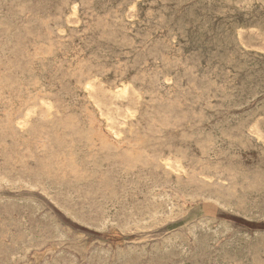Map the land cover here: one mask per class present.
Returning <instances> with one entry per match:
<instances>
[{"label":"rangeland","instance_id":"rangeland-1","mask_svg":"<svg viewBox=\"0 0 264 264\" xmlns=\"http://www.w3.org/2000/svg\"><path fill=\"white\" fill-rule=\"evenodd\" d=\"M0 0V264H264V0H29L34 1L33 4L28 0ZM40 1V2H39ZM57 1V2H56ZM70 1V2H69ZM95 1L97 3H95ZM132 1V2H131ZM178 1V2H177ZM180 1L183 3L181 5ZM192 3H191V2ZM215 3H213V2ZM217 1V3H216ZM229 1V2H228ZM241 1V2H239ZM242 1L244 3H242ZM3 2V3H2ZM5 2V3H4ZM13 2V4H12ZM22 7H20L21 5ZM23 4H22V3ZM28 4H27V3ZM43 2V3H42ZM49 4H48V3ZM63 2V3H62ZM84 2V3H83ZM87 2V3H86ZM103 2V3H102ZM112 4H111V3ZM123 2V3H122ZM151 2V3H150ZM158 5H154V3ZM158 2V3H157ZM161 2V3H159ZM168 2V3H167ZM206 2V3H205ZM211 2V4H210ZM232 4H231V3ZM236 4H235V3ZM10 5H9V4ZM45 3H47L45 5ZM59 3V4H58ZM72 3V4H71ZM73 3L77 10L75 14L72 13L71 7ZM77 3V4H76ZM91 3V4H90ZM107 3V4H106ZM120 3V4H119ZM129 3V4H127ZM131 3V4H130ZM141 3V5H140ZM143 3V4H142ZM174 3V4H173ZM177 3V4H175ZM203 3V4H202ZM208 3V4H207ZM221 3V4H219ZM224 3L226 5H224ZM231 6H227L229 4ZM249 3V5H248ZM12 4V6H11ZM28 6H27V5ZM41 4V5H40ZM100 4V5H99ZM112 6H111V5ZM118 4V5H117ZM152 4V5H150ZM164 4V5H163ZM172 4V5H170ZM198 6H197V5ZM206 4V5H205ZM213 4V6H212ZM219 6H218V5ZM235 4V5H233ZM251 4V5H250ZM259 6H258V5ZM261 4V5H260ZM17 5V6H16ZM32 5V6H31ZM49 5V6H48ZM68 5V7L66 6ZM71 5V6H70ZM78 5V6H77ZM149 5V6H148ZM166 5V6H165ZM169 5V6H167ZM185 5V7H184ZM204 5V6H203ZM241 9H240V7ZM246 5V6H244ZM4 6V7H3ZM46 6V7H45ZM70 6V7H69ZM94 6V7H93ZM102 6V7H100ZM122 6V8H121ZM140 6V7H139ZM157 6V7H156ZM201 6H203L201 8ZM223 6V7H222ZM236 6V8H235ZM7 7V9H6ZM19 9H18V8ZM32 7V8H31ZM48 7V8H47ZM57 11H56V8ZM67 9H65V8ZM99 7V8H98ZM107 7V8H106ZM116 7H118L116 11ZM120 7V9H119ZM130 7V8H129ZM153 7V8H152ZM165 7V8H164ZM170 9H169V8ZM207 7V8H204ZM209 7V8H208ZM211 7V8H210ZM232 7V8H231ZM234 7V8H233ZM244 7V8H243ZM252 7V8H251ZM261 7V8H260ZM18 10H17V9ZM22 8V9H20ZM28 10H26V9ZM107 10H106V9ZM112 8V11H111ZM125 8V9H124ZM143 8V9H142ZM147 8V13H146ZM164 8V9H163ZM174 8V9H173ZM186 8V9H185ZM221 8V9H220ZM238 8V9H237ZM246 8V9H245ZM13 9L17 12H14ZM38 9V10H37ZM61 9V10H60ZM92 9V10H90ZM97 9V10H96ZM100 9V10H99ZM104 11L102 12L101 11ZM124 9V10H123ZM132 9V11H131ZM151 11H150V10ZM172 9V10H171ZM181 9V10H180ZM204 9V10H203ZM251 12H249V10ZM253 9V11H252ZM261 9V10H260ZM5 10V11H4ZM7 10V11H6ZM42 10V11H41ZM64 10V11H63ZM97 12H96V11ZM130 10V12H129ZM134 10L136 11L134 12ZM177 11V13L175 11ZM183 10V11H182ZM191 10V11H190ZM201 10V11H200ZM206 10V11H205ZM209 10V11H208ZM212 10V11H211ZM218 10V11H217ZM228 10V12H227ZM246 10V12H245ZM34 11V12H33ZM39 15L37 14V12ZM49 11V12H48ZM99 11V12H98ZM122 11V12H121ZM150 11V14L148 13ZM156 11L157 14H154ZM160 11V14H159ZM166 11V12H165ZM169 11V12H168ZM194 11V12H193ZM198 11V12H197ZM225 13H224V12ZM6 12V14H5ZM12 12V13H10ZM21 14L19 15L18 14ZM44 12V13H43ZM55 12V13H54ZM96 12V13H95ZM117 12V13H116ZM121 12V14H120ZM129 12V13H128ZM141 12H144L142 15ZM192 12V13H191ZM203 12V13H202ZM212 12V14H211ZM219 14H218V13ZM260 12V13H258ZM47 13V14H46ZM51 13V14H50ZM84 13V15H83ZM94 13V14H93ZM107 13V14H106ZM127 13V15H126ZM133 13V14H132ZM152 13V15H151ZM165 13V14H164ZM167 13V15H166ZM190 13V14H189ZM239 13V14H238ZM243 13V14H241ZM258 13V14H257ZM11 14H13L11 16ZM37 14V15H36ZM43 14V15H42ZM77 14V15H76ZM86 14V15H85ZM99 14V15H98ZM105 16H104V15ZM120 14V15H119ZM125 14V15H124ZM149 14L150 18L145 17ZM188 14V15H187ZM203 14V15H202ZM216 14V15H215ZM3 15V16H2ZM19 15V17H17ZM26 15V16H25ZM35 15V16H34ZM51 15V16H50ZM71 15V16H69ZM129 15V16H128ZM133 15V16H132ZM174 15V16H172ZM179 15V16H178ZM181 15V16H180ZM210 15V16H209ZM222 15V16H221ZM5 16V18H4ZM15 16V17H14ZM22 16H25L22 17ZM38 16V18H36ZM46 18H45V17ZM75 16V19H74ZM86 16V17H85ZM101 16V17H100ZM106 16L108 18H106ZM121 16V18H120ZM124 19H123V17ZM127 16V18H126ZM132 16V17H131ZM163 18L159 19L158 18ZM164 16V17H162ZM170 16V18H169ZM178 16V19H177ZM186 16V17H185ZM191 16V17H190ZM198 16V17H197ZM205 16V18H204ZM224 16V17H223ZM8 17V18H7ZM10 17V18H9ZM40 17V18H39ZM49 17V18H48ZM73 17V19L71 18ZM120 19H119V18ZM130 17V18H128ZM141 17V18H139ZM167 17V18H166ZM174 17V18H173ZM181 17H183L181 19ZM190 17V18H189ZM12 18V19H11ZM15 18V20H13ZM22 18V20H21ZM32 18V19H31ZM43 18V19H42ZM46 20H45V19ZM60 18V19H59ZM134 18V19H133ZM155 18V19H154ZM167 20H166V19ZM187 20H185V19ZM197 18V19H196ZM203 18V20H202ZM246 18V19H244ZM260 18V19H259ZM4 19V20H3ZM9 19V20H8ZM36 19V20H35ZM70 19V20H69ZM72 19V20H71ZM114 19V20H113ZM117 19V20H116ZM138 19V20H137ZM140 19V20H139ZM152 19V20H150ZM171 19V20H170ZM174 19V20H173ZM190 19V20H189ZM17 20V21H16ZM25 20V21H24ZM35 20V22H33ZM104 20V21H103ZM109 20V22H107ZM116 20V21H115ZM119 20V21H118ZM123 20V22H122ZM145 22H141V21ZM148 20L150 22H148ZM185 20V21H184ZM242 20V21H241ZM256 20V21H255ZM21 21V22H20ZM67 21V22H66ZM106 21V22H105ZM128 21V25L126 24ZM154 21V22H153ZM161 21V22H160ZM165 21V23H163ZM176 21V22H174ZM182 21V22H181ZM197 21V22H196ZM200 21V22H199ZM215 21V22H214ZM234 21V22H233ZM254 21V22H253ZM262 21V22H261ZM10 22V23H9ZM18 25V27L15 24ZM25 22V23H24ZM49 22V23H48ZM121 22V23H119ZM170 22V23H169ZM245 22V23H244ZM247 22V23H246ZM252 22V23H251ZM10 25H8V24ZM23 23V24H22ZM29 23V24H27ZM45 23V24H44ZM48 23V24H47ZM80 23V24H79ZM94 23V24H92ZM96 23V24H95ZM123 23V24H122ZM149 23V24H148ZM156 23V24H155ZM169 23V24H168ZM176 23V24H175ZM182 23V27L178 24ZM194 23V24H193ZM207 25H203L206 24ZM213 23V26H212ZM220 23V24H219ZM262 23V24H261ZM21 24V26H20ZM34 24V26L32 25ZM37 24V25H36ZM39 24V25H38ZM42 24V25H41ZM64 27L62 28L60 26ZM130 24V25H129ZM142 26H141V25ZM155 24V25H154ZM165 26H164V25ZM246 24V26H245ZM249 24H251L249 26ZM258 24V25H257ZM1 25V24H0ZM23 25V27H22ZM27 25L29 27L24 26ZM54 25H57L56 27ZM105 25V27H104ZM117 25V26H116ZM144 25V26H143ZM155 26V28L152 27ZM162 27H160V26ZM167 25V27H166ZM171 25V26H170ZM189 25V27H188ZM203 27H202V26ZM235 25V27H234ZM237 25V26H236ZM7 26V27H5ZM11 26V27H10ZM31 26V27H30ZM67 26V27H66ZM69 26V27H68ZM89 26V27H88ZM112 26V27H111ZM134 26V27H133ZM140 26V27H139ZM149 26V27H148ZM170 28H169V27ZM208 26V27H207ZM224 26V27H223ZM232 26V27H231ZM258 26V29H257ZM47 27V29H46ZM51 27V28H49ZM52 27L54 29H52ZM72 27V28H71ZM88 27V28H87ZM129 27V28H128ZM138 29H135L137 28ZM146 27L147 30H146ZM152 27V28H151ZM159 27V28H158ZM166 27V29L164 28ZM173 27H175L173 29ZM182 28V30L180 28ZM214 27V28H213ZM240 27V28H239ZM246 27V28H245ZM253 27V28H252ZM11 28V30L9 29ZM33 28V31H31ZM57 28L62 30H57ZM106 28V29H104ZM126 28V29H125ZM144 28V29H143ZM164 28V29H163ZM178 28V29H177ZM188 28V29H187ZM206 28V29H205ZM212 28V29H211ZM223 28V29H222ZM243 28V30H242ZM250 28V29H249ZM261 28V29H259ZM17 29V31L15 30ZM25 29V30H24ZM40 29V30H39ZM42 29V30H41ZM45 31H44V30ZM53 31H52V30ZM82 29V30H81ZM104 29V30H103ZM131 29V30H130ZM143 29V30H142ZM151 33H147V31ZM159 29V30H158ZM161 29V30H160ZM174 31V33L170 34ZM177 29V30H176ZM195 29V30H194ZM199 29V30H198ZM205 29V30H204ZM240 29V30H239ZM254 29V30H253ZM5 30V31H4ZM19 30V31H18ZM24 30V31H23ZM27 30V31H26ZM37 30V31H36ZM55 30V31H54ZM129 30V31H127ZM138 30H140L138 32ZM145 30V32H144ZM163 30V31H162ZM180 30V31H179ZM229 30V32H228ZM256 30V31H255ZM258 30V31H257ZM16 31V34L14 33ZM23 31V32H22ZM30 31V32H29ZM48 31V32H47ZM124 31V33H122ZM135 31V32H134ZM144 33L142 34V32ZM162 31V32H161ZM183 33H182V32ZM192 31H194L192 33ZM204 31V32H203ZM216 31V32H215ZM235 31L237 34H235ZM245 31V32H241ZM2 32V33H1ZM7 36L6 37L3 33ZM8 32V33H7ZM21 32V33H20ZM109 32V33H108ZM114 32V33H113ZM117 32V33H116ZM137 32V33H136ZM153 32V33H152ZM161 32V33H160ZM211 32V33H210ZM219 34H216V33ZM261 32V33H260ZM14 33V34H13ZM19 35H18V34ZM37 33V34H36ZM45 33H47L45 35ZM111 33V34H110ZM122 33V34H120ZM132 33V35H131ZM135 33V34H133ZM154 33H157L154 35ZM168 33V34H167ZM177 35H176V34ZM179 33V35H178ZM183 35H181V34ZM227 33V35H226ZM229 33V35H228ZM24 36H23V35ZM91 34V36H89ZM109 34V35H108ZM120 34V35H119ZM143 37L139 38V36ZM160 34V35H159ZM164 34V35H163ZM186 34V37H185ZM196 34V35H195ZM212 36H211V35ZM250 34V35H249ZM50 35V36H48ZM54 35V36H53ZM126 35L130 36L132 40ZM137 35V36H136ZM163 35V36H162ZM169 36V39L167 37ZM222 35V36H220ZM226 35V36H225ZM243 35V36H241ZM263 35V36H261ZM100 36V37H99ZM175 37L177 40H175ZM217 36V37H216ZM228 36V37H227ZM5 37V38H4ZM35 37H37L35 39ZM66 37V38H65ZM88 39H87V38ZM99 37V38H98ZM121 37V38H120ZM136 37V38H135ZM149 37V38H148ZM156 39H155V38ZM161 37V38H159ZM180 37L182 41L180 40ZM199 37V38H198ZM216 37V39H215ZM230 37V38H229ZM15 38V39H14ZM23 38V39H22ZM85 40L82 42V40ZM109 38V39H108ZM117 38L118 41H117ZM138 38V39H137ZM145 38V39H144ZM236 38V39H235ZM252 38V39H251ZM6 39V40H5ZM14 39V40H13ZM35 39V40H34ZM54 39V40H53ZM72 39V40H71ZM165 41H164V40ZM167 39V40H166ZM173 39V40H172ZM188 39V40H187ZM211 39V40H210ZM247 39V40H246ZM251 39V40H250ZM254 39V41H252ZM8 40V41H7ZM23 40V42H22ZM32 40V41H30ZM43 40V41H42ZM59 40V44H58ZM88 40V41H87ZM106 40V41H105ZM129 40V41H128ZM142 40V41H141ZM145 40L146 43H143ZM152 40V41H151ZM155 40V41H154ZM162 42H160V41ZM171 41V44L168 43ZM225 40V41H224ZM7 41V42H6ZM39 44L35 45L36 43ZM47 41V42H46ZM49 41V43H48ZM80 41V42H79ZM115 41V42H114ZM122 41V43H121ZM174 41V43H173ZM176 41V42H175ZM179 41V44H178ZM187 41V42H186ZM203 41V42H202ZM247 41V42H246ZM252 41V42H251ZM10 42H12L10 44ZM25 42V43H24ZM76 42V43H75ZM101 42V43H100ZM127 42V43H126ZM149 42V43H148ZM165 45H156L157 43ZM214 42V43H213ZM231 42V43H230ZM250 42V44H249ZM9 43V45H8ZM45 43L46 45H44ZM51 43V44H50ZM64 43V44H63ZM79 43V44H78ZM91 43V44H90ZM105 43V44H104ZM116 43V45H115ZM119 45H118V44ZM129 43V44H128ZM155 43V44H154ZM209 43V45H208ZM219 43V44H218ZM240 43V44H239ZM248 43V44H246ZM13 44V45H12ZM22 44V47H21ZM24 44V45H23ZM26 44V45H25ZM57 44V45H56ZM76 46H75V45ZM101 44V45H100ZM107 46V47H104ZM112 44V45H111ZM133 44V45H132ZM145 44V45H144ZM149 44V48H148ZM174 44V46H173ZM177 44V45H176ZM207 44V45H206ZM218 44V46H217ZM6 45V46H5ZM11 45V46H10ZM29 45V47H28ZM56 45V46H55ZM59 45V47H58ZM75 47H74V46ZM90 45V46H89ZM154 45V46H153ZM156 45V46H155ZM161 45V46H160ZM173 46L167 47V46ZM179 45V47H178ZM188 45V46H187ZM225 45V46H224ZM242 47H241V46ZM44 46V47H43ZM51 46V48H50ZM79 46V47H78ZM82 46V47H81ZM111 48H110V47ZM119 48V50L116 49ZM123 46V47H122ZM143 46V48H142ZM154 47V49L151 48ZM162 49V46L164 49ZM181 46V48H180ZM221 46V47H220ZM235 46V47H234ZM240 46V47H239ZM13 47V48H12ZM24 47V48H23ZM35 47V48H34ZM48 47V48H47ZM57 47V48H56ZM77 47V48H76ZM94 47V49H93ZM100 47V48H99ZM113 47V48H112ZM115 47V48H114ZM156 47V49H155ZM159 50H157L158 48ZM186 47V48H185ZM214 47V48H213ZM239 47V48H238ZM254 47V48H253ZM6 48V49H5ZM30 49L29 50H27ZM38 48V49H37ZM71 48L73 51H71ZM81 48V49H80ZM83 48V50H82ZM91 48V49H90ZM125 48V50H124ZM170 48V49H167ZM231 48V49H230ZM246 48V49H245ZM4 49V50H3ZM11 49V50H10ZM14 51H13V50ZM16 49V50H15ZM42 49V50H41ZM48 49V50H46ZM86 49V50H85ZM102 49V50H101ZM105 49V51H104ZM113 49V50H112ZM137 49V50H136ZM148 51H147V50ZM174 51H173V50ZM179 49V50H178ZM218 49V50H217ZM60 50V53L58 52ZM75 50V51H74ZM82 50V51H81ZM91 50V51H90ZM98 50V51H97ZM107 50V51H106ZM113 51L111 54L108 52ZM123 50V52H122ZM128 50V51H126ZM130 50H133L130 52ZM165 50V51H164ZM169 50V51H168ZM232 50V51H231ZM238 50V51H237ZM246 52H245V51ZM25 53H24V52ZM37 51V52H36ZM39 51V52H38ZM46 51V52H45ZM50 51V52H48ZM52 51V52H51ZM56 51V52H54ZM68 51V52H67ZM77 51V52H76ZM90 51V52H89ZM97 51V52H96ZM100 51V52H99ZM136 52V54L134 53ZM140 51V52H139ZM146 51V52H145ZM150 51V52H149ZM169 53H168V52ZM179 51V52H177ZM209 51V52H208ZM221 51V53H220ZM249 51V52H248ZM251 51V52H250ZM14 52V53H13ZM31 52V53H30ZM39 53L38 55L34 53ZM65 52V53H64ZM67 52V53H66ZM73 52V54L71 53ZM76 52V53H74ZM83 52V53H82ZM88 52L90 56L88 55ZM102 52V53H101ZM108 52V53H107ZM122 52L121 54H118ZM138 52V53H137ZM142 52V53H141ZM164 56L160 54V53ZM167 52V53H166ZM191 52V53H190ZM199 52V53H198ZM216 52V56L214 53ZM259 55H258V53ZM4 53V55H3ZM8 53V54H7ZM42 57L40 56L41 54ZM47 53V54H46ZM52 53V54H51ZM56 53V54H55ZM58 53V55H57ZM78 53V55H77ZM101 55H99V54ZM115 56H114V54ZM127 53V54H125ZM149 57H147L145 54ZM148 53V54H147ZM166 53V54H164ZM177 53V55H176ZM213 53V56H211ZM248 53V54H247ZM251 53V54H250ZM13 54V55H12ZM30 54V55H29ZM32 54H34L32 57ZM67 54L68 56L66 57ZM72 54V55H71ZM76 54V55H75ZM81 54V56H79ZM82 54L84 56H82ZM98 54V55H97ZM131 58H130V56ZM136 56H132V55ZM144 54V58H143ZM154 54V55H153ZM155 54H158L157 56ZM192 54V55H191ZM226 54V55H225ZM237 54V55H236ZM240 54V55H239ZM47 55V56H46ZM49 55V56H48ZM50 55L52 57H50ZM60 57L56 59L57 57ZM76 57H75V56ZM105 55V56H104ZM141 55V57H140ZM169 55V56H168ZM218 55V57H217ZM223 55V56H222ZM236 55V56H235ZM254 55V57H253ZM25 56V57H24ZM35 56H38V58ZM45 58H44V57ZM78 56V57H77ZM120 58H119V57ZM123 56V57H122ZM153 56V57H152ZM160 56V57H159ZM221 56V57H220ZM6 57V58H5ZM10 57V58H9ZM13 57V58H12ZM30 57V58H29ZM64 57V60L62 59ZM91 57V58H90ZM96 57V58H95ZM103 57H105L103 59ZM116 57V59H115ZM128 57V58H126ZM138 59H137V58ZM152 57V58H151ZM163 61L160 62V59ZM194 57V58H193ZM212 57V58H211ZM220 57V58H219ZM241 57V58H240ZM260 59H255V58ZM22 58V59H21ZM33 60H32V59ZM42 58V60H41ZM44 58V59H43ZM75 61H74V59ZM80 58V59H79ZM112 58V59H111ZM114 58V59H113ZM146 58V59H145ZM149 58V59H148ZM156 60H154V59ZM177 58V59H176ZM199 58V59H198ZM232 58V59H231ZM15 59V60H14ZM31 63H30V60ZM46 59V61H45ZM55 59V63H54ZM69 59V61H68ZM73 61H72V60ZM91 61H90V60ZM109 59V61H107ZM111 59V61H110ZM143 61H147L146 63ZM148 59V60H147ZM154 64H153V60ZM174 59V60H172ZM179 59V60H178ZM206 59V60H205ZM217 59V60H216ZM226 59V60H225ZM228 59V60H227ZM243 59V60H241ZM14 60V61H13ZM81 60V61H80ZM87 60V61H86ZM118 60V61H116ZM119 60H122L119 62ZM138 60V61H137ZM151 60V61H150ZM167 60V61H166ZM170 60V61H168ZM178 60V61H177ZM183 60V61H181ZM186 60V61H185ZM201 60V61H200ZM203 60V61H202ZM222 60V61H221ZM249 60V61H248ZM255 60V61H253ZM262 60V61H261ZM41 61V62H40ZM49 61V62H48ZM63 61V62H62ZM68 61V62H67ZM78 63H77V62ZM80 61V62H79ZM90 61V63H88ZM95 61V63H94ZM116 61V62H115ZM125 61V62H123ZM127 61V62H126ZM133 61V62H131ZM141 63H140V62ZM165 61V62H164ZM176 61V62H175ZM181 61V63H179ZM185 61V63H184ZM192 61V63H187ZM33 62V63H32ZM35 62V64H34ZM53 65V67L51 65ZM53 62V63H52ZM75 62V63H74ZM110 62V63H109ZM114 62V63H113ZM123 62V63H122ZM137 62V63H136ZM179 65H177L178 63ZM194 62V64H193ZM196 62H198L196 64ZM203 62V63H202ZM205 62V63H204ZM217 62V63H216ZM222 62V63H221ZM230 62V63H229ZM29 63V64H28ZM42 63V64H41ZM69 63V64H68ZM84 63V64H83ZM140 63V64H139ZM158 63V64H157ZM163 63V65H162ZM171 66H170V64ZM183 63V64H182ZM189 64L187 66V64ZM208 63V64H207ZM212 63V64H211ZM252 63V64H251ZM31 64V65H30ZM34 64V65H33ZM40 64V65H39ZM48 66H46V65ZM57 64V65H56ZM109 64H112L111 66ZM117 64V67H115ZM132 64V65H131ZM149 65V66H146ZM170 66H168V65ZM177 65L173 67V65ZM191 64V65H190ZM59 65V66H58ZM63 65V66H62ZM84 65V66H83ZM114 65V66H113ZM120 65V66H119ZM131 65V66H130ZM142 65V66H141ZM156 65V66H155ZM161 65V67H160ZM167 65V67H166ZM186 66L184 68V66ZM200 67V69L197 66ZM209 65V66H206ZM231 65L232 67H230ZM249 65V66H248ZM41 66V67H40ZM43 66V67H42ZM46 66V67H45ZM56 66V67H55ZM70 66V67H69ZM86 66V67H85ZM144 66V67H143ZM154 66V67H153ZM183 66V67H182ZM192 66V67H191ZM195 66V67H194ZM228 66L230 69H228ZM68 67V68H67ZM107 67V68H106ZM122 68V70L119 69ZM141 67V68H140ZM143 67V68H142ZM169 67V68H168ZM190 69H189V68ZM208 67V69H207ZM219 67V68H216ZM23 68V69H22ZM26 68H32V72L37 74L40 79L39 83L35 81L25 82L27 84L20 85L18 77L21 71ZM38 68V70H37ZM43 68V72L42 71ZM49 68V69H48ZM56 68V69H55ZM58 68V69H57ZM117 68V69H116ZM125 72H124V69ZM136 68V69H135ZM140 68V69H139ZM157 68V69H156ZM163 68V69H162ZM166 70L169 73L164 72ZM173 68V69H172ZM193 68V69H192ZM195 68V69H194ZM211 68V69H210ZM222 68V69H221ZM241 68V69H240ZM252 68V69H251ZM9 69V70H8ZM34 69V70H33ZM46 69V70H45ZM70 71H68V70ZM143 69V70H142ZM156 69V72H155ZM172 69V71H171ZM176 69V70H175ZM184 69V70H183ZM192 69V70H191ZM196 69H198L196 71ZM207 69V71H206ZM216 69V70H215ZM218 69V70H217ZM233 69V71H232ZM249 69V70H248ZM255 69V70H254ZM258 69V70H257ZM66 70L68 72H66ZM117 72H116V71ZM130 70V71H129ZM145 70V71H144ZM175 70V71H174ZM179 70V71H178ZM188 72H187V71ZM202 70V71H201ZM215 70V71H214ZM221 70V71H220ZM239 70V72H238ZM252 70V71H250ZM52 71V72H51ZM55 71V72H54ZM83 71V72H82ZM104 71V72H103ZM108 71V72H107ZM115 71V73H113ZM120 71V72H119ZM162 71V73H161ZM174 71V72H173ZM194 71V72H190ZM205 71V72H204ZM218 71V72H217ZM229 73H228V72ZM236 73H235V72ZM11 72V73H10ZM123 72V74H122ZM132 72V73H131ZM139 72V73H138ZM146 72V73H145ZM154 72V73H152ZM172 72L173 74H170ZM184 72V73H183ZM244 72V73H242ZM20 73V74H18ZM75 73V74H74ZM84 74V77L82 75ZM105 73V75H104ZM113 73V74H112ZM118 73V74H117ZM136 73V74H134ZM148 73V74H147ZM161 73V74H160ZM179 73V74H178ZM186 73V74H185ZM192 73V74H191ZM196 73V74H195ZM200 73V74H199ZM207 76H205L204 74ZM215 73V74H214ZM224 73L230 77L223 76ZM251 73V74H250ZM15 74V75H13ZM51 74V75H50ZM60 74V75H58ZM90 74V75H89ZM95 74V75H94ZM121 74V75H119ZM126 74V75H125ZM145 74V75H143ZM151 77V75H153ZM167 76H166V75ZM169 74V75H168ZM185 74V75H184ZM203 74V75H202ZM212 74V75H211ZM262 74V75H259ZM7 75V76H6ZM40 75V76H39ZM42 75V76H41ZM48 75V76H47ZM119 75V76H118ZM135 75V76H134ZM147 75V76H146ZM165 75V77H162ZM171 75V76H170ZM175 75V76H174ZM190 77H188V76ZM196 76V79L192 77ZM202 75V76H201ZM221 75V76H220ZM75 76V77H74ZM92 77L97 85V91L101 88L114 90L115 87L121 84H129V96L125 99H115L109 91L105 94L111 98L115 103L112 105L113 110H117L122 114L117 118L120 123L119 128L123 129L120 136L121 143L114 142L115 137L103 128L106 135V142L101 143L96 140L91 143L90 156L85 164L74 166L71 164V153L74 151V146L79 140V132L84 128V125L89 127L87 122V115L89 113L96 114L95 107L88 99L83 91L82 82L86 77ZM144 76V77H143ZM157 76V77H156ZM159 76V77H158ZM179 76V77H178ZM202 78H201V77ZM211 76V77H210ZM236 76V77H234ZM48 77V78H47ZM64 77V78H63ZM120 77V79H119ZM176 77L178 79H176ZM181 77V78H180ZM187 77V78H186ZM209 77V78H208ZM217 77V78H216ZM44 78V79H43ZM71 78V79H70ZM118 78V79H117ZM144 78V80H143ZM146 78V79H145ZM152 78V79H150ZM155 78V79H154ZM254 78V79H253ZM48 79V80H47ZM98 79V80H97ZM113 79V80H111ZM117 79V80H116ZM141 79V81H140ZM150 79V80H149ZM159 79V80H158ZM163 79V80H162ZM166 79V82L165 80ZM170 81H169V80ZM182 79V82H181ZM196 81H194V80ZM207 79V80H206ZM212 79V81H211ZM249 79V80H248ZM47 80V81H46ZM147 80V82H146ZM152 80V81H151ZM200 84H199V82ZM43 81V82H42ZM77 83H76V82ZM150 81V82H148ZM162 81V82H159ZM164 81V82H163ZM178 81V82H175ZM187 81V83H185ZM193 81V82H192ZM215 81L214 84L208 82ZM237 81V82H236ZM33 82V83H32ZM42 82V83H41ZM141 82V83H140ZM144 82V83H143ZM181 82L182 84H180ZM196 82V84H194ZM207 82V83H203ZM219 82V83H218ZM228 82V83H227ZM262 82V83H260ZM32 83V84H31ZM65 83V84H64ZM148 83V84H147ZM154 83V84H153ZM166 83V84H165ZM179 83V84H178ZM185 83V84H184ZM203 83V84H202ZM46 84V85H45ZM54 84V85H53ZM59 84V85H58ZM69 84V85H68ZM75 84V86H74ZM80 84V85H79ZM143 84V85H142ZM153 84V86H152ZM158 84V85H157ZM164 84V86H163ZM169 84V85H168ZM188 84V85H187ZM192 84V85H190ZM207 84V85H205ZM209 84V85H208ZM20 85V86H19ZM27 85L29 86L27 89ZM57 85V86H56ZM73 85V86H72ZM173 85V86H172ZM176 85L177 88L175 87ZM186 85V86H185ZM190 85V86H189ZM201 85V86H199ZM204 85V86H203ZM215 85L213 88L212 86ZM219 85V86H218ZM223 85V86H222ZM227 87H224L226 86ZM232 85V86H230ZM5 86V87H3ZM11 86H14L10 88ZM40 87L43 93L36 103L30 101L26 107L38 106L42 101H49L53 105V114L51 119L43 121L39 115L31 121V126L27 133L19 131L16 125H9L6 119L10 108L18 109L24 99H28L27 92H33V87ZM57 88H54V87ZM60 86V87H59ZM77 86V87H76ZM145 86V88L143 87ZM151 86V87H150ZM158 86V87H157ZM161 86V88H160ZM180 86V87H179ZM203 86V87H202ZM221 86V87H220ZM242 86V87H241ZM252 86V87H251ZM260 86V87H259ZM23 87V88H22ZM47 89H46V88ZM69 87H72L71 89ZM74 87V88H73ZM80 87V88H79ZM143 87V89H142ZM147 87V88H146ZM167 87V88H166ZM171 87V88H170ZM188 87V89H186ZM190 87V88H189ZM199 87V88H198ZM202 87V88H201ZM209 87L210 89H208ZM251 87V88H250ZM26 88V89H25ZM43 88V89H42ZM78 88V89H77ZM165 88V89H164ZM205 88V89H204ZM207 88V89H206ZM213 88V89H212ZM220 88L222 89L220 91ZM235 88H237L235 90ZM239 88V89H238ZM250 88V89H249ZM256 88V90H255ZM25 91H24V90ZM32 89V90H31ZM46 89V90H44ZM74 89V90H73ZM158 89V90H157ZM163 89V90H162ZM169 89V91H168ZM185 90L182 93L180 90ZM191 89V90H190ZM219 90V92L216 91ZM225 89V90H223ZM242 89V90H241ZM20 93H19V91ZM28 90V91H27ZM60 90V91H59ZM78 90V91H77ZM150 90V91H149ZM162 90V91H161ZM165 90V91H164ZM187 90V91H186ZM207 90V93H204ZM229 90V91H228ZM244 90V91H243ZM253 90V91H252ZM11 91V92H9ZM50 91V92H49ZM59 91V92H58ZM76 91V93H75ZM164 91V92H163ZM196 91V92H195ZM198 91V92H197ZM223 91V92H222ZM230 93H227V92ZM24 92V93H23ZM136 92V93H135ZM151 92V93H150ZM163 92V93H162ZM170 92V93H169ZM176 92V93H175ZM179 92V93H178ZM188 94H187V93ZM216 94H212V93ZM232 92V93H231ZM235 92V93H234ZM242 92V93H241ZM10 95H8V94ZM15 93V94H14ZM23 93V94H22ZM48 93V94H46ZM54 93V94H53ZM72 93V94H71ZM166 93V94H165ZM181 93V94H180ZM186 93V94H185ZM201 93L207 94L204 96ZM212 95H211V94ZM255 93V94H254ZM4 94V95H3ZM78 94V96H77ZM161 96H160V95ZM165 94V95H164ZM169 94V95H167ZM178 94V95H177ZM180 94V95H179ZM185 94V95H184ZM191 94L192 97L189 96ZM200 94V95H199ZM243 94V95H242ZM245 94V95H244ZM19 95V96H18ZM63 95V96H62ZM65 95V96H64ZM82 95V96H81ZM141 97H140V96ZM176 95V96H175ZM189 97H188V96ZM222 95V96H221ZM228 95V97H227ZM230 95V96H229ZM248 95V97H247ZM257 96V98L254 97ZM10 96V97H9ZM166 96V97H165ZM172 96V97H171ZM187 96V98H186ZM194 96V97H193ZM207 96V97H206ZM212 96V97H211ZM216 96V97H215ZM222 98H221V97ZM233 98H232V97ZM235 96V97H234ZM237 96V97H236ZM252 98L255 99V102ZM262 98H261V97ZM4 97V98H2ZM15 97V99H14ZM18 97V98H17ZM23 97V98H22ZM26 97V98H25ZM161 99H160V98ZM166 101H164L163 99ZM179 97V99H178ZM182 97V98H181ZM186 99H183V98ZM198 99H197V98ZM203 97V98H202ZM209 97V98H208ZM215 97V98H214ZM228 98L226 100V98ZM259 97V98H258ZM6 98V99H5ZM22 98V99H21ZM80 98V99H79ZM141 98V99H139ZM175 98V100L173 99ZM181 98V99H180ZM193 98V99H192ZM231 98V99H230ZM251 98V99H250ZM5 99V100H4ZM12 99L13 101H11ZM183 99V100H182ZM194 99L195 103H194ZM200 99V100H199ZM202 99V100H201ZM207 101L206 100H210ZM233 99V100H232ZM240 99V100H239ZM247 99V100H246ZM262 99V100H261ZM11 102H10V101ZM20 102H19V101ZM22 100V101H21ZM161 102H160V101ZM163 100V101H162ZM171 100V101H170ZM189 104H187L186 102ZM205 100V101H204ZM222 100H224L222 102ZM231 100V101H230ZM237 100V101H236ZM244 100V101H243ZM246 100V101H245ZM252 100V101H251ZM261 100V101H260ZM6 101V102H5ZM39 101H41L39 103ZM67 101V102H66ZM178 101V102H177ZM192 101V102H190ZM200 101V103H199ZM220 101V103H219ZM226 101V102H225ZM230 101V102H229ZM234 101V103H233ZM249 101V102H248ZM263 101V102H262ZM5 102V103H4ZM13 102V104H12ZM17 102V103H16ZM76 102V103H74ZM179 104H177V103ZM183 102V103H182ZM205 102V105H204ZM232 102V103H231ZM242 102V103H241ZM246 104H245V103ZM253 104H252V103ZM7 103V104H6ZM11 107H9V104ZM16 103V104H14ZM191 103V104H190ZM194 103V104H193ZM197 103V104H196ZM239 103V104H238ZM244 103V104H243ZM249 103L251 106L247 105ZM256 103V104H255ZM6 104V105H5ZM181 104V106H180ZM187 104V105H186ZM201 104V105H200ZM203 104V105H202ZM207 104V106H206ZM225 104V105H222ZM230 104V105H229ZM234 104V106H233ZM242 104V106H240ZM260 104V106H259ZM2 105V106H1ZM13 105V106H12ZM19 105V106H18ZM80 105V106H79ZM83 105V106H82ZM183 106V108H181ZM193 105V106H190ZM197 105V106H196ZM212 105V106H211ZM239 105L241 109L236 107ZM245 105V108H244ZM258 105V106H257ZM70 106V107H69ZM93 106V107H92ZM180 106V107H179ZM186 106V109H185ZM188 106V107H187ZM196 106V107H195ZM202 106V107H201ZM205 106V107H204ZM216 106V107H215ZM25 107V108H26ZM127 107L132 108L133 117L124 119ZM154 107V108H153ZM156 107V109H155ZM179 107V108H178ZM194 111L192 112V108ZM220 107V108H219ZM226 107V108H225ZM232 107V108H229ZM236 107V108H234ZM6 108V109H5ZM78 108V109H77ZM151 108V110H150ZM176 108V109H175ZM201 108V111L199 109ZM211 108V109H210ZM216 108V109H215ZM225 108V110H224ZM234 108V110H233ZM5 111H4V110ZM80 109V110H79ZM85 109V111H84ZM167 109V110H166ZM190 109V110H188ZM197 109V110H196ZM210 109V110H209ZM239 109V110H237ZM251 109V110H250ZM261 109V110H260ZM263 109V110H262ZM3 110V112H2ZM156 110V111H153ZM181 110V112L179 111ZM185 110L184 114L183 111ZM205 110V111H204ZM212 112L210 113V111ZM228 110V111H227ZM253 110V111H252ZM8 111V113L6 112ZM73 111V112H72ZM90 111V112H88ZM189 111V112H188ZM196 111V112H195ZM198 111L200 113H198ZM217 111V112H216ZM249 111V112H248ZM251 111V114H250ZM258 111V113H257ZM263 113H262V112ZM78 114L76 115L75 114ZM87 112V113H86ZM115 112V111H114ZM166 112V113H164ZM172 112V113H171ZM177 112V113H175ZM191 112V113H190ZM204 114H202V113ZM214 112V113H213ZM222 112V113H221ZM256 112V114H255ZM259 112H261L259 114ZM6 113V115H5ZM70 113V114H69ZM86 113V114H85ZM149 113V114H148ZM152 113V114H151ZM180 113V114H179ZM190 113V114H189ZM193 113V114H192ZM195 113V114H194ZM207 113V114H206ZM209 113V114H208ZM243 113L246 115H243ZM250 116H249V114ZM174 114V115H173ZM176 114V115H175ZM179 114V115H178ZM192 114V115H191ZM211 114V115H210ZM216 114V115H215ZM234 114V116H233ZM253 114V115H252ZM86 115V116H85ZM167 115V116H166ZM170 115V116H169ZM194 115V116H193ZM195 115H198L197 118ZM203 115V116H200ZM209 115V116H208ZM242 115V116H241ZM252 115V116H251ZM260 118H258L259 116ZM3 116V117H2ZM187 116L188 118H184ZM190 116V117H189ZM206 118H205V117ZM216 116V117H214ZM221 116V117H220ZM225 116V117H224ZM228 116V117H227ZM232 116V117H231ZM237 116V117H235ZM245 116V117H244ZM256 120H254L255 118ZM160 117V118H159ZM193 117V118H192ZM224 119H223V118ZM231 119H230V118ZM243 117V118H240ZM251 120L250 123L247 118ZM262 117V119H261ZM5 120H4V119ZM39 118V119H38ZM172 118L174 120H172ZM192 118V120H191ZM202 118V120H201ZM214 118V119H212ZM216 118V119H215ZM237 118V119H236ZM240 118V119H239ZM81 119H85L84 121ZM200 119V120H199ZM223 119V120H221ZM234 119V120H232ZM4 120V121H2ZM71 120V121H69ZM206 120L208 121L206 123ZM219 120V121H218ZM232 120V121H230ZM237 120V121H235ZM246 120V121H244ZM41 121V122H40ZM89 121V120H88ZM155 121V122H154ZM177 121V122H176ZM193 121V122H192ZM198 121V122H197ZM215 121V122H214ZM220 122V124L218 122ZM224 123L222 127L221 123ZM6 122V123H5ZM83 122V123H82ZM90 122V121H89ZM184 122V123H183ZM192 122V123H191ZM233 122V123H232ZM235 122V123H234ZM237 122V123H236ZM242 122V123H240ZM37 123V124H36ZM73 125H72V124ZM143 123V124H142ZM198 123L197 126L196 124ZM200 123H202L200 125ZM219 125H218V124ZM227 126H226V124ZM240 123V125H239ZM244 123V124H243ZM4 126H3V125ZM79 124V125H78ZM152 124V125H151ZM181 124V125H180ZM191 124V125H190ZM250 124V126L248 125ZM63 125V126H62ZM65 125V126H64ZM72 125V126H71ZM77 125V126H76ZM155 125V126H154ZM171 125V126H170ZM177 125V126H176ZM189 125V127H187ZM194 125V126H192ZM217 127H216V126ZM232 125V127H231ZM235 125V126H234ZM241 126V128L239 126ZM7 126V127H5ZM71 126V127H70ZM82 126V127H81ZM85 126V128H87ZM213 126V127H211ZM226 126V127H225ZM245 128H244V127ZM250 128H249V127ZM12 127V128H11ZM168 127V128H167ZM215 127V128H214ZM225 127V128H224ZM234 127L235 130H234ZM248 127V128H247ZM5 128V131H4ZM55 130H53V129ZM70 128V129H69ZM195 128V129H194ZM200 128V129H199ZM211 128V129H210ZM227 128V129H226ZM240 128V129H239ZM247 128V129H246ZM8 129V130H7ZM12 129V130H11ZM44 129V130H42ZM72 129V130H71ZM120 129V130H121ZM159 129V130H157ZM200 132H198V130ZM216 129V131H215ZM238 129V130H237ZM3 130V131H2ZM53 130V131H52ZM63 130V131H62ZM71 130V131H70ZM206 130V131H205ZM218 130V131H217ZM229 130V131H228ZM241 134H237L239 131ZM9 131V132H8ZM44 131V133H42ZM70 131V132H69ZM164 133H163V132ZM173 131V132H172ZM186 131V132H185ZM210 131V132H209ZM226 131V132H225ZM10 132H12L10 134ZM52 132V133H51ZM57 132V133H56ZM61 132V133H60ZM188 132V133H187ZM192 132V133H190ZM198 132V134H197ZM209 132V133H208ZM237 132V133H235ZM247 132V133H245ZM46 133V134H45ZM56 133V134H54ZM59 133V136L57 134ZM181 133V134H180ZM201 133L203 136H199ZM206 133V135H205ZM217 133V134H216ZM220 133V134H219ZM240 133V132H239ZM245 133V134H244ZM9 134V135H8ZM26 134V135H25ZM52 134V135H51ZM110 134V135H108ZM130 134V135H128ZM190 134V135H189ZM192 134V136H191ZM215 134V135H214ZM219 134V135H218ZM226 134V135H224ZM249 134V135H248ZM3 135V136H2ZM12 135H14L12 137ZM28 135V136H27ZM31 135V136H30ZM40 135V136H39ZM179 135V136H178ZM213 137H212V136ZM229 135V136H228ZM8 136V137H6ZM39 136V137H38ZM58 136V140H57ZM78 136V137H77ZM109 138H108V137ZM181 136V137H180ZM191 136V137H190ZM196 136V138H195ZM198 136V137H197ZM207 136V137H205ZM4 137V138H2ZM21 137V138H20ZM28 137V138H27ZM31 137V138H30ZM34 137V138H33ZM37 137V138H36ZM49 137V138H46ZM70 137H72L70 139ZM163 137V138H162ZM187 137V138H186ZM192 137L193 140H192ZM243 137V138H242ZM247 137V138H246ZM252 137V138H251ZM13 138H15L13 140ZM45 138V139H44ZM156 138V139H155ZM162 138V139H161ZM179 138V139H178ZM213 138V139H212ZM18 139V140H17ZM19 139H23L21 144ZM25 139V141H24ZM29 139V140H27ZM38 139H43L39 140ZM186 139V140H185ZM207 139V140H206ZM212 139V140H211ZM217 139V140H216ZM220 139V140H219ZM254 139V142H252ZM259 141H258V140ZM5 140V142H3ZM13 140V141H11ZM50 142H49V141ZM76 140V141H75ZM109 140V141H108ZM113 140V141H112ZM195 140V141H194ZM204 140V141H203ZM212 142H210V141ZM222 140H227L223 141ZM250 140V141H249ZM2 141V142H1ZM27 141V142H26ZM29 141V142H28ZM34 141L36 143H34ZM47 141V142H46ZM67 141V142H66ZM130 141V142H129ZM135 141V142H134ZM182 142V143H178ZM200 141V142H199ZM202 141V142H201ZM209 141L210 143H208ZM217 143H215V142ZM239 141V142H238ZM246 141V142H245ZM8 142V143H7ZM12 142V143H10ZM16 142V144H15ZM26 142V143H25ZM46 142V143H45ZM123 142V143H122ZM185 142V143H183ZM195 144H194V143ZM206 142V144H204ZM262 142V143H261ZM8 145H6V144ZM32 143V144H31ZM34 143V144H33ZM39 143V144H38ZM44 145H42V144ZM52 145H48V144ZM68 143V144H66ZM98 143V145L96 144ZM113 143V145H112ZM117 143V144H116ZM136 143V144H135ZM140 143V145H139ZM214 143V144H213ZM227 143V144H226ZM256 143V144H255ZM24 144V145H23ZM31 144V145H30ZM94 144V145H93ZM120 144V145H119ZM122 144V145H121ZM126 144V145H125ZM131 144V147L130 145ZM180 144V145H179ZM182 144V145H181ZM187 144V145H186ZM191 144V145H190ZM208 144V145H207ZM230 144V145H229ZM237 144V145H235ZM254 144V145H253ZM30 145V146H29ZM35 145V146H33ZM42 145V146H41ZM96 145V146H95ZM167 145V146H166ZM174 145V146H173ZM195 147H194V146ZM7 146V147H6ZM29 146V147H28ZM35 149H33V147ZM40 148H39V147ZM45 146V150L44 149ZM50 146V147H49ZM54 148H53V147ZM69 146V147H68ZM100 146V148H99ZM107 146V147H106ZM114 146V147H113ZM121 146V147H120ZM123 146V147H122ZM138 146V147H136ZM184 148H183V147ZM216 146V147H215ZM229 148H228V147ZM258 146V147H257ZM2 147V148H1ZM21 147V149H20ZM38 147V149H37ZM53 149H52V148ZM57 147V148H55ZM94 147V148H93ZM98 147V148H97ZM129 147V148H128ZM136 147V148H135ZM153 147V148H152ZM155 147V148H154ZM191 147V148H190ZM214 147V148H213ZM219 147V149H218ZM222 147V148H221ZM225 147V148H224ZM238 147V148H237ZM28 150H26V149ZM90 148V147H89ZM94 150H93V149ZM97 148V149H96ZM148 148V149H147ZM173 148V149H172ZM209 148V149H208ZM212 148V149H211ZM219 150H217V149ZM227 148V149H226ZM235 148V149H234ZM260 148V149H259ZM3 149V150H2ZM56 151H55V150ZM196 149V151H195ZM208 149V150H207ZM224 149V150H223ZM226 149V150H225ZM253 149V150H252ZM258 149V150H257ZM25 150V153H24ZM32 150V152H31ZM53 150V151H51ZM64 150V152L62 151ZM222 152H221V151ZM228 150V151H227ZM230 150V151H229ZM232 150V151H231ZM235 150L237 152H235ZM240 150V151H239ZM43 151V152H42ZM131 153H130V152ZM156 151V153H155ZM209 151V154H208ZM15 152V153H14ZM30 152V153H29ZM63 156H62V154ZM69 154H65V153ZM96 152V153H94ZM158 152V154H157ZM187 152V153H185ZM199 152V153H198ZM215 152V153H214ZM219 152V154H218ZM231 153L230 157L228 156ZM56 153H58L56 155ZM130 153V154H129ZM191 153V154H190ZM203 153V154H202ZM212 153V154H211ZM236 153V154H235ZM244 153V154H243ZM250 153V154H249ZM257 155H256V154ZM28 154H31V156ZM60 154V155H59ZM147 154V158H146ZM157 154V155H156ZM162 154V155H161ZM191 156H190V155ZM206 154V155H205ZM218 154V155H217ZM221 154V155H220ZM238 154V155H237ZM255 154V155H254ZM258 154L260 156H258ZM23 155V156H22ZM25 155V157H24ZM33 155V156H32ZM35 155V156H34ZM67 155V156H66ZM94 157H93V156ZM137 157V160L131 161L129 156ZM145 155V156H144ZM164 155V156H163ZM189 157H186L188 156ZM193 155V156H192ZM201 155V156H200ZM217 155V156H216ZM223 155V156H222ZM246 155V156H245ZM20 156V157H19ZM23 158H22V157ZM53 156H58L57 158ZM67 158H66V157ZM163 156V157H162ZM221 156V157H220ZM15 159V162L12 160ZM29 157V158H28ZM46 158V160L44 159ZM64 157V158H62ZM93 157V158H92ZM150 157V159H149ZM194 158V160L192 158ZM216 157V158H215ZM234 161H233V158ZM258 157V158H257ZM9 158V159H8ZM20 158V159H19ZM38 158V160L36 159ZM49 158V159H48ZM100 162L94 165V159ZM145 158V159H144ZM191 158V159H190ZM200 158V159H199ZM202 158V159H201ZM206 158L210 163H207ZM220 158V159H219ZM225 158V159H224ZM261 158V159H260ZM4 159V160H3ZM22 159V161H21ZM27 161H24V160ZM34 159V160H33ZM60 159V160H59ZM64 159V160H62ZM144 159V160H143ZM149 159V160H148ZM164 159H170V162L175 164L179 161L183 165L186 175L180 178L176 174L166 169L164 166ZM205 159V160H204ZM212 159V160H210ZM260 159V160H259ZM12 160V161H11ZM33 160V161H31ZM59 160V161H56ZM92 162H91V161ZM196 160V161H195ZM216 160V161H215ZM254 160V161H253ZM11 161V162H9ZM31 161V162H30ZM62 161V162H61ZM161 163H160V162ZM202 161V162H201ZM214 161V162H213ZM218 161V162H217ZM223 161V162H221ZM244 161V162H243ZM253 161V162H251ZM262 161V162H261ZM24 162V163H23ZM35 162V166L34 165ZM61 162V164H60ZM92 164H91V163ZM217 164H216V163ZM229 162V164H227ZM4 163V164H3ZM47 163V164H46ZM49 163V164H48ZM51 163V164H50ZM134 163V164H133ZM193 163H195L193 165ZM212 163V164H211ZM216 165H215V164ZM232 163L234 165H232ZM261 163V164H260ZM13 164V165H12ZM15 164H19L18 166ZM29 164V165H28ZM58 164V165H57ZM162 164V165H161ZM211 164V166H210ZM221 164V165H220ZM237 164V165H236ZM251 164V165H249ZM12 165V166H11ZM24 165V166H23ZM44 165V166H43ZM49 167H48V166ZM62 167H61V166ZM64 165V166H63ZM85 165V166H84ZM87 165V167H86ZM105 165V166H104ZM109 165V166H108ZM155 165V166H154ZM215 165V166H212ZM244 166L242 168V166ZM253 165V166H252ZM16 166V167H15ZM28 166H31V168ZM34 166V167H33ZM43 166V167H42ZM46 166V167H45ZM55 166V167H54ZM91 166V167H90ZM103 166L102 170L100 169ZM207 168H206V167ZM222 166V168H221ZM254 166L257 170L254 169ZM14 167V168H12ZM20 167V168H19ZM27 167V170H25ZM37 167V168H36ZM64 167V169H63ZM67 167V169H66ZM79 167V168H78ZM95 167V168H94ZM106 167V169H105ZM126 167V168H125ZM155 167V168H154ZM227 167V168H226ZM242 169H241V168ZM246 167V168H245ZM9 168V169H7ZM25 168V169H23ZM36 168V169H35ZM46 168V169H45ZM56 168V169H55ZM91 168V172H90ZM119 168V169H118ZM136 168V169H135ZM202 168V169H200ZM225 168V170L223 169ZM238 168V169H237ZM240 168V169H239ZM250 168V169H249ZM21 169V170H19ZM35 169V170H33ZM55 169V171L53 170ZM81 169V170H80ZM89 169V170H88ZM94 169V172H93ZM98 171H96V170ZM125 169V170H123ZM237 169V170H236ZM245 169V170H244ZM252 169V170H251ZM254 169V171H253ZM10 170V171H9ZM23 170V171H22ZM25 170V171H24ZM30 170V171H29ZM33 172H32V171ZM52 170V171H51ZM61 170V171H60ZM69 170V171H68ZM80 170V171H79ZM105 170V171H103ZM111 170V171H110ZM136 170V171H135ZM201 172H200V171ZM240 170V171H239ZM9 171V173H8ZM29 171V173L27 172ZM87 171V172H86ZM91 175H90V173ZM103 171V172H102ZM211 171V172H210ZM238 171L239 173H237ZM257 171V173H256ZM26 172L28 174H26ZM31 172V173H30ZM35 172V173H34ZM38 172V174H37ZM73 172V173H72ZM100 172V173H99ZM114 172V173H113ZM140 172V173H139ZM145 172V173H144ZM206 172V173H205ZM214 172V173H212ZM235 172V174H234ZM242 172V173H241ZM244 172V173H243ZM246 172V173H245ZM252 172V174H251ZM56 173V174H55ZM65 173V174H63ZM68 173V174H67ZM76 175L74 176V174ZM126 173V174H125ZM137 173V175H136ZM242 175H241V174ZM5 174V175H4ZM73 176H71V175ZM175 174V175H174ZM212 174V175H211ZM218 174V175H217ZM222 174V175H220ZM245 174V176H244ZM251 174V175H250ZM31 175V176H30ZM37 175V176H36ZM40 175V176H39ZM51 175V177H50ZM80 175V176H79ZM86 175V176H85ZM103 175V176H102ZM116 175V176H115ZM124 177H123V176ZM127 177H126V176ZM135 175V176H134ZM148 175V177H147ZM232 175V176H231ZM250 175V176H249ZM57 176V177H55ZM59 176V177H58ZM83 176V177H82ZM92 176V177H91ZM96 176V177H95ZM164 176V177H162ZM227 176V177H226ZM262 176V177H261ZM3 177V179H1ZM49 177V178H48ZM65 177V178H64ZM67 177V178H66ZM89 177V179H88ZM95 177V180H94ZM126 177V179H125ZM135 177V178H134ZM220 177V178H219ZM241 177V178H240ZM250 177V179H249ZM253 177V178H252ZM18 178V179H17ZM43 180H42V179ZM48 178V180H47ZM82 178V180H81ZM99 178V179H98ZM106 178V179H105ZM108 178V179H107ZM110 178V179H109ZM148 178L150 180H148ZM212 178V179H211ZM225 178V179H224ZM231 178V180H230ZM234 178V179H233ZM258 178V179H257ZM263 178V180H261ZM6 179V180H5ZM12 179V180H10ZM20 179V180H19ZM30 181H29V180ZM34 179V180H33ZM36 179V180H35ZM46 179V180H45ZM62 179V180H61ZM98 181H97V180ZM121 179V180H120ZM123 179V180H122ZM133 179V180H132ZM136 179V180H135ZM161 179V180H160ZM164 179V181H163ZM175 181H174V180ZM241 179V180H240ZM28 180V181H27ZM33 180V181H32ZM81 180V181H80ZM93 180V181H92ZM111 180V181H110ZM125 180V181H124ZM173 180V181H172ZM208 180V181H207ZM237 184H236V182ZM244 180V181H243ZM248 180V182H247ZM251 180V181H250ZM253 180V182H252ZM87 181V182H86ZM89 181V182H88ZM152 181V182H151ZM181 181V183H180ZM246 181V182H245ZM250 181V182H249ZM12 182V184H11ZM20 182V183H19ZM52 182V186H51ZM71 182V183H69ZM103 182V183H102ZM220 182V183H218ZM223 182V183H222ZM233 182V183H232ZM257 182V183H256ZM25 187H24V185ZM29 185H31L28 187ZM76 183V184H75ZM80 183V184H79ZM88 186H86L87 184ZM116 183V184H115ZM127 183V184H126ZM149 183V184H148ZM197 183V184H196ZM243 183V185L241 184ZM250 183V186H249ZM254 183V184H253ZM261 183V184H260ZM22 184V186H20ZM35 184V185H34ZM49 186H48V185ZM66 184V186H65ZM75 185V187L73 186ZM85 184V185H84ZM109 184V185H108ZM136 184V185H135ZM248 184V185H247ZM6 185V186H5ZM57 185V186H55ZM62 185V186H61ZM83 185V186H82ZM111 185V186H110ZM151 185V186H149ZM195 185V187H194ZM226 185V186H225ZM237 185V186H236ZM243 187V188H241ZM247 185V187H246ZM251 185L253 187H251ZM258 185V186H256ZM39 186L41 190L39 189ZM59 186V189H58ZM61 186V188H60ZM64 186V189H63ZM69 186V187H68ZM73 186V187H72ZM79 186V187H78ZM146 186V188H145ZM172 186H174L172 188ZM179 186V188H178ZM239 186V187H238ZM249 186V187H248ZM9 187V188H8ZM11 187V188H10ZM15 187V188H14ZM24 187V188H23ZM27 187V188H26ZM37 187V188H36ZM45 187V188H43ZM50 187L52 189H50ZM54 187V189H53ZM57 187V188H56ZM187 187V188H186ZM193 187V188H192ZM221 187V188H220ZM251 187V188H250ZM262 187V188H261ZM132 190H131V189ZM159 188V189H158ZM178 188V189H177ZM181 188V189H180ZM186 188V189H185ZM191 188V190L189 189ZM229 188H231L229 190ZM246 188V189H245ZM258 188V189H257ZM28 189V190H27ZM46 191H45V190ZM63 189V190H62ZM68 189V190H67ZM70 189V190H69ZM169 189V190H168ZM238 191H236V190ZM243 189V190H242ZM257 189V190H256ZM13 190V192H12ZM16 190V191H15ZM19 192H18V191ZM27 190V191H25ZM31 190L32 192H30ZM59 190V191H58ZM61 190V191H60ZM66 190V192H65ZM143 190V192H142ZM145 190V191H144ZM168 190V191H167ZM183 190V191H182ZM193 190V191H192ZM246 190V191H244ZM250 190V191H249ZM9 191V192H8ZM45 191V192H44ZM50 191V192H48ZM125 191H128L126 194ZM147 191V192H146ZM171 191V192H169ZM242 191L245 193L241 194ZM256 191V192H255ZM36 192V193H34ZM42 192V193H39ZM55 192V193H54ZM64 192V193H63ZM71 192V194L69 193ZM122 192V193H121ZM138 192V193H137ZM142 192V193H141ZM153 192V193H152ZM157 192V193H156ZM181 192V193H180ZM240 192V194H239ZM256 194H255V193ZM29 193V194H28ZM39 193V194H37ZM50 195V197L47 195ZM62 193V194H60ZM67 193V194H66ZM102 193V194H101ZM105 193V194H104ZM137 193V194H136ZM164 193V195H163ZM171 193V194H170ZM213 193V194H212ZM251 197H250V194ZM262 193V194H260ZM31 194V195H30ZM54 194V195H53ZM59 194V195H58ZM118 194V195H117ZM146 194V195H145ZM234 194V195H233ZM261 196H260V195ZM36 195V196H35ZM43 195V196H42ZM58 195V197H57ZM67 195V196H66ZM72 197H71V196ZM126 195V196H125ZM134 197H132V196ZM139 195V196H138ZM142 195V196H141ZM169 197H168V196ZM185 195V196H184ZM238 195V196H237ZM240 195V196H239ZM243 195V196H242ZM254 195V196H253ZM46 196V197H45ZM74 196V197H73ZM117 196V197H116ZM125 196V197H124ZM137 196V197H136ZM155 196V197H154ZM207 196V197H206ZM226 196V197H225ZM248 198H246V197ZM259 196V197H258ZM68 197V198H67ZM123 197V198H122ZM127 197V198H126ZM159 197V198H157ZM215 197V199H214ZM245 197V198H244ZM249 197L251 199H249ZM254 197V198H253ZM40 198V199H39ZM70 198V199H69ZM73 198V199H72ZM76 198V199H75ZM131 198V200H129ZM157 198V199H156ZM165 198V199H164ZM206 198V199H205ZM209 198V199H208ZM219 198V199H218ZM242 198V199H241ZM244 198V199H243ZM258 198V199H256ZM27 200L26 202L23 200ZM32 203H29V201ZM42 199V200H41ZM63 199V200H62ZM76 201H75V200ZM108 199V200H107ZM134 203V200H137ZM145 199V200H144ZM147 199V200H146ZM155 199V200H154ZM160 199V201L158 200ZM164 199V200H163ZM169 199V200H168ZM249 199V200H248ZM253 199V200H252ZM263 199V200H262ZM11 202H10V201ZM15 200V202L13 201ZM17 200V201H16ZM39 200V201H38ZM54 200V201H53ZM58 200V201H57ZM163 203L161 204V202ZM192 200V201H191ZM222 200V202H221ZM238 200H242L238 202ZM251 200V201H250ZM261 200V203H260ZM36 201V202H35ZM38 201V204H37ZM48 201V202H47ZM116 201V202H113ZM118 201V202H117ZM140 201V204H139ZM142 201V202H141ZM151 201V202H150ZM175 201V203H174ZM231 201V203L229 202ZM233 201V202H232ZM236 201V202H235ZM247 203H245V202ZM250 201V202H249ZM253 201V202H252ZM7 202V203H6ZM21 202V203H20ZM58 202V203H57ZM63 202V203H62ZM66 202V203H65ZM72 202H74L72 204ZM76 202V204H75ZM102 202V203H101ZM107 202V204H106ZM128 202V204H127ZM131 202V203H130ZM157 202V203H156ZM174 205H170V203ZM187 204H186V203ZM199 202V205H198ZM206 202V203H205ZM235 202V203H234ZM238 202V203H237ZM252 202V204H251ZM52 203V204H51ZM53 203H57L53 205ZM121 203V204H120ZM190 205H189V204ZM212 203V204H211ZM219 203V205H218ZM223 203V204H221ZM237 203V204H236ZM243 203H245L243 205ZM256 203V205H255ZM8 204V205H7ZM41 204V207H40ZM74 204L76 206H74ZM105 204V205H104ZM133 204V206H132ZM153 206H152V205ZM155 204V207H154ZM203 204V205H202ZM228 204V205H227ZM5 205V206H4ZM38 205V206H37ZM46 205V206H45ZM103 205V206H102ZM110 205V206H109ZM117 205V206H115ZM118 205L121 207L118 208ZM131 205V207L128 206ZM214 205V206H213ZM230 205H233L232 207ZM247 205H249L247 207ZM258 205V206H257ZM262 205V206H261ZM22 206V207H21ZM25 206V207H24ZM43 206V207H42ZM54 206V207H52ZM56 206V207H55ZM62 206V207H61ZM69 206V207H68ZM157 206V207H156ZM169 208H168V207ZM174 206V207H173ZM178 206V208L176 207ZM198 206V207H197ZM220 206V208H218ZM224 206V207H223ZM226 206V207H225ZM240 206V207H239ZM244 206V207H243ZM252 206V207H251ZM261 206V207H259ZM12 207V208H11ZM32 207L34 209H32ZM102 207V208H101ZM105 207V208H104ZM113 207V208H112ZM136 207V208H135ZM176 207V208H175ZM182 207V208H180ZM200 207V208H199ZM217 207V208H216ZM239 209H238V208ZM39 208V209H38ZM46 208V209H45ZM65 208V209H64ZM76 208V209H75ZM86 208V209H85ZM104 208V210H103ZM112 208V209H111ZM172 208V209H171ZM238 210H234L236 209ZM241 208V209H240ZM244 208V209H243ZM4 209V211H3ZM8 209V210H7ZM25 209V210H24ZM42 209V210H41ZM50 209V211H49ZM58 209V210H57ZM64 211L65 217L63 212ZM85 209V210H84ZM114 209V210H113ZM118 209V210H117ZM128 209V210H127ZM159 209V210H158ZM179 209V210H178ZM214 209V210H213ZM220 209V210H219ZM232 209V210H231ZM253 209V210H252ZM260 209V210H259ZM262 209V210H261ZM16 210V211H15ZM60 210V211H59ZM78 210V211H77ZM112 210V212H111ZM223 210V211H222ZM227 210V212H226ZM246 210V211H245ZM250 210V211H249ZM257 210V211H256ZM9 213H8V212ZM46 211V212H45ZM84 211V212H83ZM106 211V212H105ZM117 212V214L115 212ZM128 211V212H127ZM171 211V212H170ZM179 211V213H178ZM249 211V215L247 212ZM257 213H256V212ZM5 214H4V213ZM21 212V213H20ZM24 212V213H23ZM37 212V214H36ZM42 212V213H39ZM86 212V213H85ZM104 212V213H103ZM131 212V214H130ZM133 212V213H132ZM142 212V213H141ZM149 212V213H148ZM155 212V213H154ZM161 212V213H158ZM170 212V213H169ZM176 212V213H175ZM233 213L231 215V213ZM39 213V214H38ZM53 216H51L50 215ZM78 213V214H77ZM88 213V214H87ZM94 213V214H93ZM114 213V214H113ZM137 213V214H136ZM164 213V214H163ZM167 213V214H166ZM175 213V214H174ZM235 213V215H234ZM237 213V214H236ZM240 213V214H239ZM243 213V214H241ZM18 214V215H17ZM87 214V215H85ZM103 214V215H101ZM117 217H116V215ZM246 216H245V215ZM251 214V215H250ZM13 215V216H12ZM20 215V216H19ZM25 215V216H24ZM28 215V216H27ZM32 215V216H31ZM50 215V216H49ZM68 215V216H67ZM105 215V216H104ZM107 215V217H106ZM120 215V217H119ZM124 215V216H122ZM145 215V216H144ZM153 215V216H152ZM186 215V216H185ZM237 215H240L239 217ZM6 216V217H5ZM67 216V217H66ZM70 216V218H69ZM81 216H83L81 218ZM94 216V217H93ZM111 216V217H109ZM128 216V217H127ZM147 216V217H146ZM185 216V217H184ZM237 216V217H236ZM245 216V217H243ZM251 216V217H250ZM5 217V219H4ZM24 217V218H23ZM46 219H44V218ZM72 217V218H71ZM104 217L106 219H104ZM165 217V218H164ZM200 217H204L199 220ZM207 217V219L205 218ZM256 217V218H255ZM27 218V219H26ZM41 218V219H40ZM49 218V219H48ZM114 218V219H112ZM210 218V219H209ZM242 218V219H241ZM248 218V219H247ZM13 219V221H12ZM23 219V220H22ZM33 219V220H32ZM40 219V220H39ZM52 219V220H50ZM72 219V220H71ZM74 219V221H73ZM92 219V220H91ZM97 219V220H96ZM110 219V221H109ZM120 219V220H119ZM143 219V220H142ZM164 219V220H163ZM173 219V220H172ZM198 219V220H197ZM206 219V220H205ZM245 219V220H244ZM263 219V220H262ZM8 220V221H7ZM10 220V222H9ZM20 220V221H19ZM37 222H36V221ZM77 220V221H75ZM82 220V221H81ZM181 220V221H180ZM208 220V221H207ZM213 220V223L211 222ZM215 220V221H214ZM261 220V221H260ZM41 221V222H40ZM99 221V222H98ZM103 221V222H102ZM105 221V222H104ZM108 223H107V222ZM149 221V222H148ZM195 221V222H194ZM198 221V223H197ZM199 221H201L199 223ZM248 221V222H247ZM254 221V222H253ZM44 222V223H43ZM46 222V224H45ZM51 224H49V223ZM57 222V223H55ZM75 222V223H73ZM77 222H79L77 224ZM102 222V223H101ZM111 222V224H109ZM116 222V224L114 223ZM192 222V223H191ZM194 222V223H193ZM204 224H203V223ZM207 222V223H205ZM210 224H209V223ZM217 222V223H216ZM53 223V224H52ZM104 223V224H103ZM107 223V224H106ZM128 223V224H127ZM137 223V224H136ZM151 223V224H150ZM191 223V224H190ZM202 223V224H201ZM217 225H216V224ZM223 223V224H221ZM3 226H2V225ZM8 224V225H7ZM49 224V225H48ZM83 224V225H82ZM115 224V225H114ZM143 224V226H142ZM148 224V225H147ZM201 224V225H200ZM206 224V226H205ZM221 224V225H220ZM225 224V225H224ZM12 225V226H11ZM18 225V226H16ZM23 226V230L21 228ZM36 225V226H35ZM53 225V226H51ZM56 225V226H55ZM62 225V227L60 226ZM86 225V226H85ZM98 225V226H97ZM100 225V226H99ZM109 225V226H108ZM113 225V226H112ZM139 225V226H138ZM188 226V228L186 227ZM191 225V226H189ZM194 225V227H192ZM202 226L198 229L197 226ZM204 225V227H203ZM212 225V227H211ZM228 225V226H226ZM9 226V227H8ZM11 226V227H10ZM50 226V227H49ZM55 226V227H54ZM58 226V227H57ZM97 226V227H96ZM102 226V227H101ZM116 226V227H114ZM129 226V227H128ZM134 226V227H132ZM149 226V227H148ZM184 226V227H182ZM209 226V227H208ZM214 226L216 228H214ZM221 228H219V227ZM224 226V228H223ZM226 226V227H225ZM30 227V228H29ZM41 227V230H40ZM87 227L89 229H87ZM92 227V228H90ZM101 227V228H100ZM103 233L104 229H106ZM113 227V228H112ZM146 227V228H145ZM192 227V228H191ZM196 227V228H195ZM207 229H206V228ZM211 227V228H210ZM233 227V228H232ZM6 228V229H5ZM19 228V229H18ZM33 228V229H32ZM48 228V229H47ZM54 228V230H53ZM57 228V229H56ZM97 228V229H96ZM103 228V229H102ZM113 233H112V230ZM181 228V229H180ZM184 228V229H183ZM201 228V227H200ZM209 228V229H208ZM218 228V229H217ZM229 230L228 232L225 231ZM230 228V229H228ZM10 229H12L10 231ZM14 229V230H13ZM24 229L26 231H24ZM32 229V230H30ZM38 229V230H37ZM68 229V230H67ZM93 229V230H92ZM96 231H95V230ZM99 229L101 231H99ZM123 231H122V230ZM190 229V230H189ZM196 232H194L193 230ZM206 229V230H205ZM216 229V230H215ZM236 229V230H235ZM47 230V232H46ZM49 230V231H48ZM59 230V232H57ZM71 230V232L69 231ZM111 232H110V231ZM127 230V231H126ZM156 230V231H155ZM178 230V232H177ZM185 230V231H184ZM189 230V233L188 231ZM201 230V231H200ZM207 231V233L203 232ZM224 230V231H223ZM9 231V232H8ZM13 231V232H12ZM19 231V232H18ZM23 231V232H22ZM54 231V232H53ZM73 231V232H72ZM115 231V234H114ZM169 231V232H168ZM193 231L194 235H191ZM202 233L200 234L199 233ZM209 231V232H208ZM212 234H211V232ZM215 231V232H214ZM218 231V234L217 232ZM223 231V235L219 233ZM234 231V232H233ZM16 232V233H15ZM38 232V233H37ZM46 232V233H45ZM56 232V234H55ZM62 232V233H61ZM79 232V233H78ZM120 232V233H119ZM172 232V233H171ZM178 234H177V233ZM233 232V233H232ZM235 232H237L235 236ZM21 233V234H20ZM31 233V235H30ZM48 233V234H47ZM59 233V234H57ZM61 233V234H60ZM65 233V234H64ZM71 233V234H70ZM176 233V236L174 235ZM186 233V234H185ZM209 233V234H208ZM215 233V234H213ZM226 233V234H225ZM233 235H232V234ZM247 233V234H246ZM259 233V234H257ZM262 233V235H261ZM8 234V235H7ZM11 236H10V235ZM35 234V235H34ZM37 234V235H36ZM40 236H39V235ZM43 234V235H42ZM50 234V235H49ZM52 234V235H51ZM69 234V235H67ZM106 234V235H104ZM171 234V235H170ZM182 234L187 237L184 240ZM190 234V235H189ZM200 234V235H198ZM221 234V235H220ZM225 234V235H224ZM239 234V235H238ZM254 234V235H253ZM23 235V236H22ZM46 235V238L45 236ZM56 235V237H55ZM150 235V236H149ZM190 237H189V236ZM206 235V236H205ZM212 242L207 239L208 236ZM214 235V236H213ZM218 235L217 237H215ZM231 235V236H230ZM28 236V237H27ZM51 238H50V237ZM52 236L54 238H52ZM62 236V237H61ZM86 236V237H85ZM109 236V237H108ZM113 236V237H112ZM178 236V237H177ZM198 236V237H197ZM203 236L208 242H203ZM220 236H222L221 239ZM223 236H225L223 238ZM233 236V237H232ZM244 236V237H242ZM246 236V237H245ZM257 236V237H256ZM261 236V237H260ZM40 237V238H38ZM48 237V238H47ZM83 237V238H82ZM91 237V238H90ZM169 237V238H168ZM172 241H171V239ZM181 242L180 245L177 242ZM189 237V238H188ZM202 239H200V238ZM236 237V238H235ZM256 237V238H255ZM19 238V239H18ZM35 240H34V239ZM60 238L61 241L59 240ZM76 238V239H74ZM97 238V239H96ZM99 238V239H98ZM162 238V239H161ZM164 238L169 241V245H164ZM175 238V239H173ZM226 238V239H225ZM231 238V239H230ZM238 238V239H237ZM242 238V239H241ZM245 238V239H244ZM249 238V239H247ZM255 238V239H254ZM14 239V240H13ZM18 241H17V240ZM43 239V240H41ZM44 239H48L44 241ZM51 239V240H50ZM86 239V240H85ZM148 239V241H147ZM151 239V240H150ZM189 241H188V240ZM228 239V240H227ZM237 239V240H236ZM241 239V240H240ZM244 239V240H243ZM247 239V240H246ZM260 239V240H259ZM17 242H16V241ZM32 240V241H30ZM64 240V241H63ZM89 242H88V241ZM96 242H95V241ZM142 240V241H141ZM155 240V241H154ZM175 240V241H173ZM195 240V242H193ZM197 240V242H196ZM223 240V241H222ZM231 240V241H230ZM249 240V241H248ZM256 240V241H253ZM263 243H262V241ZM38 241V242H37ZM80 243H79V242ZM107 241V242H106ZM109 241V242H108ZM199 241V242H198ZM225 241V242H224ZM244 241V242H243ZM247 244H246V242ZM253 241V242H252ZM13 242V243H12ZM21 242V243H19ZM42 242V243H41ZM57 242V243H56ZM135 242L138 244H135ZM139 242V243H138ZM149 242V243H148ZM176 244H174V243ZM183 242V243H182ZM190 242V243H189ZM202 245H198L201 244ZM217 242L216 244H214ZM224 242V243H223ZM229 242L233 245L231 246ZM233 242V243H232ZM236 242V243H235ZM243 244H241V243ZM252 242V243H251ZM259 242V243H258ZM34 243V244H33ZM55 243V244H54ZM98 243V244H97ZM119 243V244H118ZM121 243V244H120ZM148 243V245H147ZM158 243V244H157ZM208 243V244H207ZM213 243V244H212ZM249 243V244H248ZM12 244V245H11ZM14 244V246H13ZM26 244V245H25ZM29 244V245H28ZM36 244V245H35ZM44 244V245H43ZM65 244V245H64ZM71 244V245H70ZM102 244V245H101ZM112 244V246H111ZM117 244V246H116ZM132 244V245H131ZM142 244V245H141ZM152 244V247L149 246ZM154 244V245H153ZM185 244V245H184ZM191 244V245H190ZM218 244V245H217ZM220 244V245H219ZM229 244V245H227ZM238 246H237V245ZM241 244V245H240ZM258 244V245H257ZM41 245V246H40ZM49 245V246H48ZM63 245V246H62ZM100 245V246H99ZM122 245V246H120ZM144 245V246H143ZM158 245V246H157ZM198 245V247H197ZM226 245V247H224ZM255 248H251V246ZM262 245V246H261ZM30 248H29V247ZM36 246V248H35ZM44 246V247H42ZM62 246V247H61ZM103 246V247H102ZM109 246V247H108ZM116 246V247H115ZM127 246V247H126ZM134 246V247H132ZM137 246V247H136ZM139 246V247H138ZM157 246V247H156ZM161 248H158V247ZM165 248L163 249V247ZM169 246V247H168ZM185 246V247H184ZM194 246V247H193ZM207 246V249H206ZM220 246V248H219ZM237 246V248H236ZM245 246V247H244ZM249 246V247H247ZM4 247V248H3ZM14 249H13V248ZM25 247V248H23ZM51 247V248H50ZM111 247V248H110ZM125 247V248H124ZM132 247V248H131ZM146 247V249H145ZM156 247V248H154ZM174 247V248H172ZM188 247V249H187ZM197 247V248H196ZM200 247H203L202 249ZM213 247V248H212ZM223 249H222V248ZM244 249H243V248ZM7 248H10L7 249ZM19 248V249H18ZM29 248V249H28ZM61 248V249H60ZM66 248V249H65ZM69 250H68V249ZM111 250H110V249ZM121 248V249H120ZM138 249V252H136ZM140 248V249H139ZM144 248V249H143ZM179 248V249H178ZM188 251H186L185 249ZM194 250H190V249ZM210 248V249H209ZM13 249V250H12ZM25 249V250H24ZM56 249V250H55ZM74 249V251H73ZM77 249V250H75ZM83 249V251H82ZM88 249V251H86ZM109 249V250H108ZM118 249V250H117ZM125 249H129L126 250ZM131 249V250H130ZM144 251H142V250ZM158 249V250H156ZM166 249V250H165ZM171 249V250H170ZM175 249V251H174ZM178 249V250H177ZM183 249V250H182ZM197 249V250H196ZM200 249V250H198ZM209 249V251H208ZM214 249V250H213ZM225 249V250H224ZM240 249V250H239ZM248 249V250H245ZM256 249V250H254ZM260 251H259V250ZM9 250V251H7ZM16 250V251H15ZM18 250V251H17ZM45 250V252H44ZM60 250V251H59ZM79 250V251H78ZM107 250V252H106ZM115 250V251H114ZM117 250V251H116ZM135 250V251H134ZM141 250V251H140ZM147 250V251H146ZM164 250V251H163ZM170 250V251H169ZM181 250V251H180ZM206 250V251H205ZM212 250V251H211ZM222 250V253H221ZM233 250V251H232ZM244 252H243V251ZM254 250V252L252 251ZM21 251V252H19ZM26 251V252H25ZM54 251V252H53ZM59 251V254H58ZM63 251V252H62ZM66 251V252H65ZM68 251V252H67ZM71 251V252H70ZM74 253H73V252ZM81 251V252H80ZM91 251V252H90ZM113 251V252H112ZM133 253H132V252ZM154 251V252H153ZM163 251V253L161 252ZM168 251V252H167ZM179 251V252H177ZM205 251V252H204ZM250 251V252H249ZM10 252V253H9ZM23 252V253H22ZM62 252V253H61ZM113 254H112V253ZM122 252V253H121ZM152 252V253H151ZM156 252V253H155ZM158 252V254H157ZM169 258L165 256V253ZM177 252V253H176ZM184 252V253H183ZM186 252V253H185ZM191 253V255H188ZM193 252V253H192ZM212 252V253H211ZM215 252V254L213 253ZM217 252V253H216ZM246 252H249L246 253ZM22 253V254H21ZM46 253V254H45ZM50 253V254H49ZM53 253V254H52ZM64 253V255H63ZM78 255H77V254ZM85 253V255H84ZM115 253V254H114ZM117 253V254H116ZM132 253V254H131ZM176 253V254H175ZM197 253V254H196ZM202 253V254H201ZM206 253V254H205ZM246 253V254H244ZM255 253V254H253ZM263 255V256H260ZM9 254V255H8ZM28 254V255H27ZM58 254V255H57ZM61 254V255H60ZM70 254V255H67ZM72 254V256H71ZM96 254V255H95ZM107 254V255H106ZM131 254V255H130ZM138 254V255H137ZM171 254V256H170ZM174 254V255H173ZM180 254L181 256L177 255ZM201 254V255H200ZM209 256H208V255ZM248 254V255H247ZM257 254V255H256ZM8 255V256H7ZM57 255V256H56ZM104 255V256H103ZM106 255V257H105ZM148 255V257H147ZM156 255V256H155ZM175 255L178 257H175ZM193 255V256H192ZM205 257H204V256ZM211 255L214 257H211ZM226 255V258L225 256ZM259 256L256 258V256ZM11 256V257H10ZM44 256V257H43ZM62 256V257H60ZM66 256V257H65ZM69 256V257H68ZM89 256V257H88ZM131 256V257H130ZM140 256V257H139ZM142 256V257H141ZM160 256V258H159ZM165 256V257H163ZM183 256V257H182ZM190 256V257H189ZM192 256V257H191ZM196 256V257H195ZM199 256V257H198ZM202 256V257H201ZM245 256V257H244ZM248 256V257H247ZM5 257V258H4ZM14 257V258H12ZM31 257V258H30ZM68 257V258H67ZM91 257V258H90ZM94 257V258H93ZM100 260H98L99 258ZM144 257V258H143ZM146 257V259H145ZM153 257V260H151ZM157 257V262H156ZM172 257V258H171ZM182 260H175V258ZM195 257V258H193ZM200 257L202 259H200ZM204 257V258H203ZM22 258V260H21ZM25 258V259H24ZM51 258V259H50ZM56 258V259H55ZM63 258V259H61ZM89 260H88V259ZM93 258V259H92ZM105 258V259H104ZM128 258V259H127ZM130 258V259H129ZM132 258H134L132 260ZM143 258V259H142ZM163 258V259H162ZM199 258V259H197ZM206 258V259H205ZM212 258V259H211ZM232 258V259H231ZM254 258V260H253ZM259 258V259H258ZM4 259V260H3ZM6 259V260H5ZM53 259V262H52ZM65 259V260H64ZM69 259V260H68ZM78 259V260H77ZM95 259V260H94ZM103 259V260H102ZM136 259V260H135ZM187 259V260H186ZM198 262H196V260ZM210 259V261H209ZM217 259V260H216ZM234 259V260H233ZM258 262H257V260ZM18 260V261H17ZM47 260V261H46ZM55 260V261H54ZM61 260V261H60ZM64 260V261H63ZM67 260V261H66ZM88 260V261H87ZM91 260V261H90ZM107 260V261H106ZM109 260V261H108ZM129 260V261H128ZM141 260V261H140ZM150 260V261H149ZM166 260V261H165ZM172 260V261H171ZM191 260V261H190ZM207 260V261H206ZM215 260V261H213ZM245 260V261H244ZM22 261V262H21ZM100 263H99V262ZM134 261V262H132ZM143 261V262H142ZM167 261H170L167 263ZM187 261V262H186ZM202 261V262H201ZM233 261V262H232ZM253 261V262H252ZM255 261V262H254ZM13 262V263H12ZM27 262V263H26ZM73 262V263H72ZM80 262V263H79ZM89 262V263H88ZM112 262V263H111ZM179 262V264H180ZM185 262V263H184ZM222 262V263H221ZM235 262V263H234ZM243 262V263H242ZM261 262V263H260ZM263 262V263H262Z\"/></svg>","mask_w":264,"mask_h":264},{"label":"bare ground","instance_id":"bare-ground-1","mask_svg":"<svg viewBox=\"0 0 264 264\" xmlns=\"http://www.w3.org/2000/svg\"><path fill=\"white\" fill-rule=\"evenodd\" d=\"M3 1H4V0H3ZM10 1H11V0H10ZM10 1H9V2H10ZM12 1H13V0H12ZM14 1H15L14 3H17L16 0H14ZM22 1H23V0H22ZM46 1H47V0H46ZM63 1H64V0H63ZM70 1H71V0H70ZM70 1H69V2H70ZM74 1H76V0H74ZM88 1H89V0H88ZM90 1H92V0H90ZM96 1H98V0H96ZM96 1H95V3H97ZM101 1H102V0H101ZM106 1H107V0H106ZM108 1H109V0H108ZM115 1H116V0H115ZM127 1H128V0H127ZM137 1H138V0H137ZM147 1H148V0H147ZM151 1H152V0H151ZM154 1H155V0H154ZM156 1H157V0H156ZM159 1H160V0H159ZM161 1H162V0H161ZM166 1H167V0H166ZM166 1H165V2H166ZM169 1H171V0H169ZM173 1H174V0H173ZM178 1H179V0H178ZM178 1H177V2H178ZM183 1H184V0H183ZM203 1H204V0H203ZM209 1H210V0H209ZM223 1H224V0H222V2H223ZM236 1H238V0H236ZM243 1H244V0H243ZM243 1H242V3H244ZM249 1H250V0H249ZM258 1H259V2H262L261 0H258ZM28 2H30V1L28 0ZM31 2H32V1H31ZM31 2H30V3H31ZM33 2H34V1H33ZM33 2H32L31 4H33ZM39 2H40V1H39ZM56 2H57V1H56ZM113 2H114V0H113ZM119 2L121 3V0H120ZM128 2H129V1H128ZM131 2H132V1H131ZM162 2H164V1H162ZM165 2H164V3H165ZM184 2H185V1H184ZM190 2H191V1H190ZM201 2H202V0H201ZM212 2H213V1H212ZM224 2H225V1H224ZM228 2H229V1H228ZM239 2H241V1H239ZM2 3H3V2H2ZM4 3H5V2H4ZM21 3H22V2H21ZM26 3H27V2H26ZM42 3H43V2H42ZM47 3H48V2H47ZM47 3H45V5H46ZM62 3H63V2H62ZM83 3H84V2H83ZM86 3H87V2H86ZM102 3H103V2H102ZM110 3H111V2H110ZM120 3H119V4H120ZM122 3H123V2H122ZM143 3H145L144 0H143ZM143 3H142V4H143ZM150 3H151V2H150ZM157 3H158V2H157ZM159 3H161V2H159ZM167 3H168V2H167ZM180 3H181V5L183 6V3H182L181 1H180ZM191 3H192V2H191ZM205 3H206V2H205ZM213 3H215V2H213ZM216 3H217V1H216ZM225 3H226V2H225ZM225 3H224V5H226ZM230 3H231V2H230ZM234 3H235V2H234ZM262 3H263V2H262ZM8 4H9V3H8ZM12 4H13V2H12ZM12 4H11V6H12ZM19 4H20V2H19ZM22 4H23V3H22ZM27 4H28V3H27ZM27 4H26V5H27ZM48 4H49V3H48ZM58 4H59V3H58ZM71 4H72V3H71ZM76 4H77V3H76ZM90 4H91V3H90ZM106 4H107V3H106ZM111 4H112V3H111ZM111 4H110V5H111ZM127 4H129V3H127ZM130 4H131V3H130ZM155 4H156V2L154 3V5H155ZM165 4H166V3H165ZM173 4H174V3H173ZM175 4H177V3H175ZM202 4H203V3H202ZM207 4H208V3H207ZM210 4H211V2H210ZM219 4H221V3H219ZM228 4H229V3H228ZM231 4H232V3H231ZM231 4H229V5H227V6H231ZM235 4H236V3H235ZM235 4H233V5H235ZM263 4H264V3H263ZM9 5H10V4H9ZM20 5H21V4H20ZM40 5H41V4H40ZM99 5H100V4H99ZM117 5H118V4H117ZM140 5H141V3H140ZM150 5H152V4H150ZM156 5H158V4H156ZM163 5H164V4H163ZM170 5H172V4H170ZM177 5H178V4H177ZM196 5H197V4H196ZM205 5H206V4H205ZM217 5H218V4H217ZM248 5H249V3H248ZM250 5H251V4H250ZM257 5H258V4H257ZM260 5H261V4H260ZM16 6H17V5H16ZM27 6H28V5H27ZM31 6H32V5H31ZM48 6H49V5H48ZM66 6L68 7V5H66ZM70 6H71V5H70ZM70 6H69V7H70ZM77 6H78V5H77ZM111 6H112V5H111ZM148 6H149V5H148ZM165 6H166V5H165ZM167 6H169V5H167ZM197 6H198V5H197ZM203 6H204V5H203ZM203 6H201V8H202ZM212 6H213V4H212ZM218 6H219V5H218ZM244 6H246V5H244ZM258 6H259V5H258ZM3 7H4V6H3ZM20 7H22V5H21ZM45 7H46V6H45ZM93 7H94V6H93ZM100 7H102V6H100ZM139 7H140V6H139ZM156 7H157V6H156ZM184 7H185V5H184ZM222 7H223V6H222ZM239 7H240V5H239ZM17 8H18V7H17ZM17 8H16V9H17ZM22 8H23V7H22ZM22 8H20V9H22ZM31 8H32V7H31ZM47 8H48V7H47ZM55 8H56V7H55ZM64 8H65V7H64ZM98 8H99V7H98ZM106 8H107V7H106ZM106 8H105V9H106ZM121 8H122V6H121ZM129 8H130V7H129ZM152 8H153V7H152ZM164 8H165V7H164ZM164 8H163V9H164ZM168 8H169V7H168ZM204 8H207V7H204ZM208 8H209V7H208ZM210 8H211V7H210ZM231 8H232V7H231ZM233 8H234V7H233ZM235 8H236V6H235ZM243 8H244V7H243ZM251 8H252V7H251ZM260 8H261V7H260ZM6 9H7V7H6ZM8 9H9V8H8ZM8 9H7V10H8ZM18 9H19V8H18ZM18 9H17V10H18ZM23 9H24V8H23ZM25 9H26V8H25ZM65 9H66V8H65ZM117 9H118V7H116V11H117ZM119 9H120V7H119ZM124 9H125V8H124ZM124 9H123V10H124ZM142 9H143V8H142ZM169 9H170V8H169ZM173 9H174V8H173ZM185 9H186V8H185ZM220 9H221V8H220ZM237 9H238V8H237ZM240 9H241V7H240ZM245 9H246V8H245ZM263 9H264V8H263ZM7 10H6V11H7ZM9 10H10V9H9ZM26 10H28V9H26ZM37 10H38V9H37ZM60 10H61V9H60ZM66 10H67V9H66ZM76 10H77V7H76V5L73 3V5H72V7H71V11H72V13H73V14L77 13ZM90 10H92V9H90ZM96 10H97V9H96ZM96 10H95V11H96ZM99 10H100V9H99ZM106 10H107V9H106ZM149 10H150V9H149ZM171 10H172V9H171ZM180 10H181V9H180ZM203 10H204V9H203ZM248 10H249V9H248ZM260 10H261V9H260ZM4 11H5V10H4ZM13 11H14V12H17V11H15L14 9H13ZM28 11H29V10H28ZM41 11H42V10H41ZM56 11H57V8H56ZM63 11H64V10H63ZM101 11H102V9H101ZM111 11H112V8H111ZM131 11H132V9H131ZM135 11H136V10H134V12H135ZM147 11H148V10H147V8H146V13H147ZM150 11H151V10H150ZM150 11L148 12L149 14H150ZM174 11H175V10H174ZM182 11H183V10H182ZM190 11H191V10H190ZM200 11H201V10H200ZM205 11H206V10H205ZM208 11H209V10H208ZM211 11H212V10H211ZM217 11H218V10H217ZM252 11H253V9H252ZM0 12H1V11H0ZM33 12H34V11H33ZM36 12H37V14L39 15L38 11H36ZM48 12H49V11H48ZM96 12H97V11H96ZM96 12H95V13H96ZM98 12H99V11H98ZM102 12H104V11H102ZM121 12H122V11H121ZM121 12H120V14H121ZM129 12H130V10H129ZM129 12H128V13H129ZM132 12H133V11H132ZM165 12H166V11H165ZM168 12H169V11H168ZM175 12L177 13V11H175ZM193 12H194V11H193ZM197 12H198V11H197ZM223 12H224V11H223ZM227 12H228V10H227ZM245 12H246V10H245ZM249 12H251V10H249ZM10 13H12V12H10ZM43 13H44V12H43ZM54 13H55V12H54ZM116 13H117V12H116ZM136 13H137V11H136ZM141 13H142V15L144 14V12H141ZM157 13H158V12H157ZM157 13H156V11H155L154 14H157ZM191 13H192V12H191ZM202 13H203V12H202ZM217 13H218V12H217ZM224 13H225V12H224ZM258 13H260V12H258ZM258 13H257V14H258ZM263 13H264V12H263ZM5 14H6V12H5ZM18 14H19V12H18ZM37 14H36V15H37ZM46 14H47V13H46ZM50 14H51V13H50ZM93 14H94V13H93ZM106 14H107V13H106ZM120 14H119V15H120ZM132 14H133V13H132ZM149 14H145V17H143V18L146 19V17H147L146 15H148V17L150 18V15H149ZM159 14H160V11H159ZM164 14H165V13H164ZM189 14H190V13H189ZM211 14H212V12H211ZM218 14H219V13H218ZM238 14H239V13H238ZM241 14H243V13H241ZM6 15H7V14H6ZM12 15H13V14H11V16H12ZM19 15H21V14H19ZM19 15H18L17 17H19ZM42 15H43V14H42ZM76 15H77V14H76ZM83 15H84V13H83ZM85 15H86V14H85ZM98 15H99V14H98ZM103 15H104V14H103ZM124 15H125V14H124ZM126 15H127V13H126ZM151 15H152V13H151ZM166 15H167V13H166ZM187 15H188V14H187ZM202 15H203V14H202ZM215 15H216V14H215ZM2 16H3V15H2ZM25 16H26V15H25ZM25 16H22V17L25 18ZM34 16H35V15H34ZM50 16H51V15H50ZM69 16H71V15H69ZM104 16H105V15H104ZM128 16H129V15H128ZM132 16H133V15H132ZM132 16H131V17H132ZM172 16H174V15H172ZM178 16H179V15H178ZM178 16H177V19H178ZM180 16H181V15H180ZM209 16H210V15H209ZM221 16H222V15H221ZM14 17H15V16H14ZM20 17H21V16H20ZM20 17H19V18H20ZM44 17H45V16H44ZM85 17H86V16H85ZM100 17H101V16H100ZM122 17H123V16H122ZM148 17H147V19H148ZM162 17H164V16H162ZM185 17H186V16H185ZM190 17H191V16H190ZM190 17H189V18H190ZM197 17H198V16H197ZM223 17H224V16H223ZM0 18H1V17H0ZM4 18H5V16H4ZM7 18H8V17H7ZM9 18H10V17H9ZM36 18H38V16H37ZM39 18H40V17H39ZM45 18H46V17H45ZM45 18H44V19H45ZM48 18H49V17H48ZM71 18L73 19V17H71ZM106 18H108V17L106 16ZM118 18H119V17H118ZM120 18H121V16H120ZM120 18H119V19H120ZM126 18H127V16H126ZM128 18H130V17H128ZM139 18H141V17H139ZM158 18H159V16H158ZM166 18H167V17H166ZM166 18H165V19H166ZM169 18H170V16H169ZM173 18H174V17H173ZM182 18H183V17H181V19H182ZM204 18H205V16H204ZM11 19H12V18H11ZM31 19H32V18H31ZM42 19H43V18H42ZM59 19H60V18H59ZM72 19H71V20H72ZM74 19H75V16H74ZM123 19H124V17H123ZM133 19H134V18H133ZM154 19H155V18H154ZM159 19H163V18H159ZM184 19H185V18H184ZM196 19H197V18H196ZM244 19H246V18H244ZM259 19H260V18H259ZM3 20H4V19H3ZM8 20H9V19H8ZM13 20H15V18H13ZM21 20H22V18H21ZM35 20H36V19H35ZM35 20H34L33 22H35ZM45 20H46V19H45ZM69 20H70V19H69ZM75 20H76V19H75ZM113 20H114V19H113ZM116 20H117V19H116ZM116 20H115V21H116ZM137 20H138V19H137ZM139 20H140V19H139ZM150 20H152V19H150ZM166 20H167V19H166ZM170 20H171V19H170ZM173 20H174V19H173ZM185 20H187V19H185ZM185 20H184V21H185ZM189 20H190V19H189ZM202 20H203V18H202ZM16 21H17V20H16ZM24 21H25V20H24ZM103 21H104V20H103ZM118 21H119V20H118ZM178 21H179V19H178ZM241 21H242V20H241ZM255 21H256V20H255ZM20 22H21V21H20ZM66 22H67V21H66ZM105 22H106V21H105ZM107 22H109V20H108ZM122 22H123V20H122ZM141 22H145V21L143 20V21H141ZM148 22H150V21L148 20ZM153 22H154V21H153ZM160 22H161V21H160ZM174 22H176V21H174ZM181 22H182V21H181ZM196 22H197V21H196ZM199 22H200V21H199ZM214 22H215V21H214ZM233 22H234V21H233ZM253 22H254V21H253ZM261 22H262V21H261ZM2 23H4V21H3ZM2 23H0V24H1V25H0V28L3 26ZM9 23H10V22H9ZM14 23H15V22H14ZM24 23H25V22H24ZM48 23H49V22H48ZM48 23H47V24H48ZM119 23H121V22H119ZM163 23H165V21H164ZM169 23H170V22H169ZM169 23H168V24H169ZM244 23H245V22H244ZM246 23H247V22H246ZM251 23H252V22H251ZM4 24H5V23H4ZM7 24H8V23H7ZM22 24H23V23H22ZM27 24H29V23H27ZM44 24H45V23H44ZM79 24H80V23H79ZM92 24H94V23H92ZM95 24H96V23H95ZM122 24H123V23H122ZM126 24L128 25V21H127ZM148 24H149V23H148ZM155 24H156V23H155ZM155 24H154V25H155ZM175 24H176V23H175ZM193 24H194V23H193ZM219 24H220V23H219ZM261 24H262V23H261ZM8 25H10V24H8ZM13 25H16V23L13 24ZM32 25L34 26V24H32ZM36 25H37V24H36ZM38 25H39V24H38ZM41 25H42V24H41ZM61 25H62V24H60V26H61ZM129 25H130V24H129ZM140 25H141V24H140ZM163 25H164V24H163ZM179 25H180V23L178 24V26H179ZM181 25H182V23H181ZM181 25H180V26H181ZM203 25L205 26V25H207V23H206V24H203ZM250 25H251V24H249V26H250ZM257 25H258V24H257ZM16 26L18 27V25H16ZM20 26H21V24H20ZM26 26H27V25H25L24 28H25ZM54 26L56 27L57 25H54ZM116 26H117V25H116ZM141 26H142V25H141ZM143 26H144V25H143ZM159 26H160V25H159ZM164 26H165V25H164ZM170 26H171V25H170ZM182 26H183V25H182ZM182 26H181V27H182ZM201 26H202V25H201ZM212 26H213V23H212ZM236 26H237V25H236ZM245 26H246V24H245ZM5 27H7V26H5ZM10 27H11V26H10ZM22 27H23V25H22ZM27 27H29V26H27ZM30 27H31V26H30ZM61 27H62V26H61ZM66 27H67V26H66ZM68 27H69V26H68ZM88 27H89V26H88ZM88 27H87V28H88ZM104 27H105V25H104ZM111 27H112V26H111ZM133 27H134V26H133ZM139 27H140V26H139ZM148 27H149V26H148ZM148 27H146V30H147ZM152 27H153V25H152ZM152 27H151V28H152ZM160 27H161V26H160ZM166 27H167V25H166ZM166 27H164V28L166 29ZM168 27H169V26H168ZM188 27H189V25H188ZM202 27H203V26H202ZM207 27H208V26H207ZM223 27H224V26H223ZM231 27H232V26H231ZM234 27H235V25H234ZM263 27H264V26H263ZM49 28H51V27H49ZM62 28H64V27H62ZM71 28H72V27H71ZM128 28H129V27H128ZM153 28H155V26H154ZM158 28H159V27H158ZM161 28H162V27H161ZM164 28H163V29H164ZM169 28H170V27H169ZM174 28H175V27H173V29H174ZM179 28H180V27H179ZM213 28H214V27H213ZM239 28H240V27H239ZM245 28H246V27H245ZM252 28H253V27H252ZM9 29L11 30V28H9ZM34 29H36V28H33L31 31H33ZM46 29H47V27H46ZM52 29H54V28L52 27ZM52 29H51V30H52ZM58 29H59V28H57V30H58ZM104 29H106V28H104ZM104 29H103V30H104ZM125 29H126V28H125ZM135 29H138V27L135 28ZM143 29H144V28H143ZM143 29H142V30H143ZM155 29H156V28H155ZM177 29H178V28H177ZM177 29H176V30H177ZM180 29L182 30V28H180ZM187 29H188V28H187ZM205 29H206V28H205ZM205 29H204V30H205ZM211 29H212V28H211ZM222 29H223V28H222ZM249 29H250V28H249ZM257 29H258V26H257ZM259 29H261V28H259ZM15 30L17 31V29H15ZM24 30H25V29H24ZM24 30H23V31H24ZM39 30H40V29H39ZM41 30H42V29H41ZM43 30H44V29H43ZM59 30H62V29H59ZM81 30H82V29H81ZM130 30H131V29H130ZM158 30H159V29H158ZM160 30H161V29H160ZM169 30H170V29H169ZM194 30H195V29H194ZM198 30H199V29H198ZM239 30H240V29H239ZM242 30H243V28H242ZM253 30H254V29H253ZM4 31H5V30H4ZM16 31L14 32L15 34H16ZM18 31H19V30H18ZM23 31H22V32H23ZM26 31H27V30H26ZM36 31H37V30H36ZM44 31H45V30H44ZM52 31H53V30H52ZM54 31H55V30H54ZM127 31H129V30H127ZM139 31H140V30H138V32H139ZM151 31H152V30H151ZM151 31H149V29H148L147 33H148V32L151 33ZM156 31H157V29H156ZM162 31H163V30H162ZM162 31H161V32H162ZM171 31H172V30H170V34H169V36L171 35V33H174V31H173V32H171ZM179 31H180V30H179ZM255 31H256V30H255ZM257 31H258V30H257ZM29 32H30V31H29ZM47 32H48V31H47ZM134 32H135V31H134ZM141 32H142V31H141ZM144 32H145V30H144ZM144 32H142V34H143ZM157 32H158V31H157ZM161 32H160V33H161ZM181 32H182V31H181ZM193 32H194V31H192V33H193ZM203 32H204V31H203ZM215 32H216V31H215ZM228 32H229V30H228ZM237 32H238V31H237ZM237 32L235 31V34H237ZM241 32H245V31H241ZM1 33H2V32H1ZM5 33H6V32H4L3 34L5 35ZM7 33H8V32H7ZM14 33H13V34H14ZM20 33H21V32H20ZM108 33H109V32H108ZM113 33H114V32H113ZM116 33H117V32H116ZM122 33H124V31H123ZM122 33H120V34H122ZM136 33H137V32H136ZM147 33H146V34H147ZM149 33H148V34H149ZM152 33H153V32H152ZM182 33H183V32H182ZM210 33H211V32H210ZM260 33H261V32H260ZM17 34H18V33H17ZM36 34H37V33H36ZM46 34H47V33H45V35H46ZM110 34H111V33H110ZM120 34H119V35H120ZM133 34H135V33H133ZM146 34L144 33V35H146ZM155 34H157V33H154V35H155ZM167 34H168V33H167ZM175 34H176V33H175ZM180 34H181V33H180ZM216 34H219V33L217 32ZM8 35H9V34H8ZM8 35H7V36H8ZM18 35H19V34H18ZM22 35H23V34H22ZM108 35H109V34H108ZM122 35H123V34H122ZM131 35H132V33H131ZM159 35H160V34H159ZM163 35H164V34H163ZM163 35H162V36H163ZM176 35H177V34H176ZM178 35H179V33H178ZM181 35H182V34H181ZM195 35H196V34H195ZM210 35H211V34H210ZM212 35H213V34H212ZM212 35H211V36H212ZM226 35H227V33H226ZM226 35H225V36H226ZM228 35H229V33H228ZM237 35H238V34H237ZM249 35H250V34H249ZM263 35H264V34H263ZM263 35H261V36H263ZM5 36H6V35H5ZM7 36H6V37H7ZM11 36H12V35H11ZM11 36L9 35V37H11ZM23 36H24V35H23ZM48 36H50V35H48ZM53 36H54V35H53ZM89 36H91V34H90ZM128 36H129V35H128ZM128 36L126 35V37H128ZM136 36H137V35H136ZM138 36H139V34H138ZM169 36L167 35L168 38H169ZM182 36H183V35H182ZM220 36H222V35H220ZM241 36H243V35H241ZM50 37H51V36H50ZM99 37H100V36H99ZM99 37H98V38H99ZM142 37H143V35H142ZM142 37L139 36V38H142ZM185 37H186V34H185ZM216 37H217V36H216ZM216 37H215V39H216ZM227 37H228V36H227ZM0 38H1V37H0ZM4 38H5V37H4ZM36 38H37V37H35V39H36ZM65 38H66V37H65ZM86 38H87V37H86ZM120 38H121V37H120ZM129 38H130V36H129ZM135 38H136V37H135ZM148 38H149V37H148ZM154 38H155V37H154ZM156 38H157V37H156ZM156 38H155V39H156ZM159 38H161V37H159ZM172 38H175V37L173 36ZM198 38H199V37H198ZM229 38H230V37H229ZM14 39H15V38H14ZM14 39H13V40H14ZM22 39H23V38H22ZM35 39H34V40H35ZM87 39H88V38H87ZM108 39H109V38H108ZM118 39H119V38H117V41H118ZM130 39H131V38H130ZM137 39H138V38H137ZM144 39H145V38H144ZM169 39H170V38H169ZM182 39H183V38H182ZM182 39H181V37H180V40H179V41H182ZM235 39H236V38H235ZM251 39H252V38H251ZM251 39H250V40H251ZM5 40H6V39H5ZM53 40H54V39H53ZM71 40H72V39H71ZM80 40H82V39L80 38ZM84 40H85V38H84ZM84 40H82V42H83ZM119 40H120V39H119ZM131 40H132V39H131ZM163 40H164V39H163ZM166 40H167V39H166ZM170 40H171V39H170ZM170 40H169V41H170ZM172 40H173V39H172ZM175 40H177V39L175 38ZM187 40H188V39H187ZM210 40H211V39H210ZM246 40H247V39H246ZM7 41H8V40H7ZM7 41H6V42H7ZM30 41H32V40H30ZM42 41H43V40H42ZM87 41H88V40H87ZM105 41H106V40H105ZM128 41H129V40H128ZM141 41H142V40H141ZM151 41H152V40H151ZM154 41H155V40H154ZM159 41H160V40H159ZM161 41H162V40H161ZM161 41H160V42H161ZM164 41H165V40H164ZM179 41H178V44H179ZM183 41H184V40H183ZM183 41H182V42H183ZM224 41H225V40H224ZM252 41H254V39H253ZM252 41H251V42H252ZM0 42H1V41H0ZM22 42H23V40H22ZM46 42H47V41H46ZM79 42H80V41H79ZM114 42H115V41H114ZM160 42L157 43L156 45H159V44L162 43V42H161V43H160ZM175 42H176V41H175ZM186 42H187V41H186ZM202 42H203V41H202ZM246 42H247V41H246ZM11 43H12V42H10V44H11ZM24 43H25V42H24ZM34 43H36V41H34ZM48 43H49V41H48ZM75 43H76V42H75ZM100 43H101V42H100ZM121 43H122V41H121ZM126 43H127V42H126ZM130 43H133V44H134L133 40H132V42H130ZM143 43H146L145 40H144ZM148 43H149V42H148ZM168 43L171 44V41L168 42ZM173 43H174V41H173ZM213 43H214V42H213ZM230 43H231V42H230ZM37 44H39V43H36L35 45H37ZM43 44L46 45L45 43H43ZM50 44H51V43H50ZM58 44H59V40H58ZM63 44H64V43H63ZM78 44H79V43H78ZM90 44H91V43H90ZM104 44H105V43H104ZM117 44H118V43H117ZM128 44H129V43H128ZM133 44H132V45H133ZM154 44H155V43H154ZM218 44H219V43H218ZM218 44H217V46H218ZM239 44H240V43H239ZM246 44H248V43H246ZM249 44H250V42H249ZM8 45H9V43H8ZM12 45H13V44H12ZM23 45H24V44H23ZM25 45H26V44H25ZM40 45H41V44H39V46H40ZM56 45H57V44H56ZM56 45H55V46H56ZM74 45H75V44H74ZM74 45H73V46H74ZM100 45H101V44H100ZM102 45H103V44H102ZM111 45H112V44H111ZM115 45H116V43H115ZM118 45H119V44H118ZM134 45L136 46L137 44H134ZM139 45H140V44H139ZM139 45H138V46H139ZM144 45H145V44H144ZM156 45H155V46H156ZM161 45H165L164 42H163V44H161ZM161 45H160V46H161ZM176 45H177V44H176ZM206 45H207V44H206ZM208 45H209V43H208ZM5 46H6V45H5ZM10 46H11V45H10ZM41 46H42V45H41ZM75 46H76V45H75ZM75 46H74V47H75ZM89 46H90V45H89ZM103 46H104V45H103ZM107 46H108V45H107ZM107 46H104V47H107ZM138 46H136V47H138ZM140 46H141V45H140ZM153 46H154V45H153ZM160 46H158V47H160ZM166 46H167V45H166ZM173 46H174V44H173ZM173 46H171V47L173 48ZM187 46H188V45H187ZM224 46H225V45H224ZM240 46H241V45H240ZM240 46H239V47H240ZM0 47H1V46H0ZM21 47H22V44H21ZM28 47H29V45H28ZM43 47H44V46H43ZM58 47H59V45H58ZM78 47H79V46H78ZM81 47H82V46H81ZM109 47H110V46H109ZM122 47H123V46H122ZM149 47H150V46H149V44H148V48H149ZM158 47H157V48H158ZM167 47H170V46H167ZM171 47H170V48H171ZM178 47H179V45H178ZM220 47H221V46H220ZM234 47H235V46H234ZM239 47H238V48H239ZM241 47H242V46H241ZM12 48H13V47H12ZM23 48H24V47H23ZM34 48H35V47H34ZM47 48H48V47H47ZM50 48H51V46H50ZM56 48H57V47H56ZM76 48H77V47H76ZM99 48H100V47H99ZM110 48H111V47H110ZM112 48H113V47H112ZM114 48H115V47H114ZM117 48H118V49H116V52H117V50H119L120 47L117 46ZM142 48H143V46H142ZM151 48H152V46H151ZM170 48H167V49H170ZM180 48H181V46H180ZM185 48H186V47H185ZM213 48H214V47H213ZM253 48H254V47H253ZM0 49H2V48H0ZM5 49H6V48H5ZM37 49H38V48H37ZM80 49H81V48H80ZM90 49H91V48H90ZM93 49H94V47H93ZM149 49H150V48H149ZM152 49H154V47H153ZM155 49H156V47H155ZM160 49H161V47H160ZM162 49H164L163 46H162ZM162 49H161V50H162ZM230 49H231V48H230ZM245 49H246V48H245ZM3 50H4V49H3ZM10 50H11V49H10ZM12 50H13V49H12ZM15 50H16V49H15ZM27 50L30 51V49H28V48H27ZM41 50H42V49H41ZM46 50H48V49H46ZM82 50H83V48H82ZM82 50H81V51H82ZM85 50H86V49H85ZM101 50H102V49H101ZM112 50H113V49H112ZM124 50H125V48H124ZM136 50H137V49H136ZM146 50H147V49H146ZM157 50H159V48H158ZM170 50H171V49H170ZM172 50H173V49H172ZM178 50H179V49H178ZM217 50H218V49H217ZM13 51H14V50H13ZM71 51H73L72 48H71ZM74 51H75V50H74ZM90 51H91V50H90ZM90 51H89V52H90ZM97 51H98V50H97ZM97 51H96V52H97ZM104 51H105V49H104ZM106 51H107V50H106ZM126 51H128V50H126ZM131 51H132V53H133V50H130V52H131ZM147 51H148V50H147ZM164 51H165V50H164ZM168 51H169V50H168ZM168 51H167V52H168ZM173 51H174V50H173ZM231 51H232V50H231ZM237 51H238V50H237ZM244 51H245V50H244ZM23 52H24V51H23ZM36 52H37V51H36ZM38 52H39V51H38ZM45 52H46V51H45ZM48 52H50V51H48ZM51 52H52V51H51ZM54 52H56V51H54ZM58 52L60 53V50H59ZM67 52H68V51H67ZM67 52H66V53H67ZM76 52H77V51H76ZM76 52H74V53H76ZM89 52H88V55L90 56ZM99 52H100V51H99ZM108 52L111 54V52H113V51L110 52V50H109ZM108 52H107V53H108ZM122 52H123V50H122ZM122 52H119L118 54H121ZM139 52H140V51H139ZM145 52H146V51H145ZM149 52H150V51H149ZM167 52H166V53H167ZM177 52H179V51H177ZM208 52H209V51H208ZM245 52H246V51H245ZM248 52H249V51H248ZM250 52H251V51H250ZM0 53H2V52L0 51ZM13 53H14V52H13ZM24 53H25V52H24ZM30 53H31V52H30ZM33 53H34V52H33ZM61 53H62V52H61ZM61 53H60V54H61ZM64 53H65V52H64ZM71 53L73 54V52H71ZM82 53H83V52H82ZM101 53H102V52H101ZM134 53L136 54L135 51H134ZM137 53H138V52H137ZM141 53H142V52H141ZM159 53H160V52H159ZM166 53H164V54H166ZM168 53H169V52H168ZM190 53H191V52H190ZM198 53H199V52H198ZM220 53H221V51H220ZM257 53H258V52H257ZM7 54H8V53H7ZM34 54H35V53H34ZM34 54H32V57H34V56H33ZM36 54L38 55L39 53H36ZM36 54H35V55H36ZM40 54H41V53H40ZM46 54H47V53H46ZM51 54H52V53H51ZM55 54H56V53H55ZM72 54H71V55H72ZM98 54H99V53H98ZM98 54H97V55H98ZM113 54H114V53H113ZM115 54H117V53H115ZM115 54H114V56H115ZM125 54H127V53H125ZM144 54H145V53H144ZM144 54H143V58H144ZM147 54H148V53H147ZM160 54H161V53H160ZM162 54H163V53H162ZM162 54H161V55H162ZM215 54H216V52L214 53V55H215ZM247 54H248V53H247ZM250 54H251V53H250ZM3 55H4V53H3ZM12 55H13V54H12ZM29 55H30V54H29ZM42 55H43V54H41L40 56L42 57ZM57 55H58V53H57ZM57 55H55V56L57 57ZM64 55H66V57L68 56L67 54H64ZM75 55H76V54H75ZM75 55H74V56H75ZM77 55H78V53H77ZM99 55H100V54H99ZM136 55H137V54H136ZM136 55L133 54L132 56H136ZM145 55H146V54H145ZM153 55H154V54H153ZM155 55L157 56L158 54H155ZM176 55H177V53H176ZM191 55H192V54H191ZM225 55H226V54H225ZM236 55H237V54H236ZM236 55H235V56H236ZM239 55H240V54H239ZM258 55H259V53H258ZM4 56H5V55H4ZM46 56H47V55H46ZM46 56H45V57H46ZM48 56H49V55H48ZM79 56H81V54H80ZM82 56H84V55L82 54ZM100 56H101V55H100ZM104 56H105V55H104ZM129 56H130V54H129ZM146 56H147V55H146ZM162 56H163V55H162ZM168 56H169V55H168ZM177 56H178V55H177ZM211 56H213V53H212ZM215 56H216V55H215ZM222 56H223V55H222ZM24 57H25V56H24ZM36 57L38 58V56H35V59H36ZM43 57H44V56H43ZM45 57H44V58H45ZM50 57H52V56L50 55ZM75 57H76V56H75ZM77 57H78V56H77ZM118 57H119V56H118ZM122 57H123V56H122ZM140 57H141V55H140ZM147 57H149V56H147ZM152 57H153V56H152ZM152 57H151V58H152ZM159 57H160V56H159ZM213 57H214V56H213ZM217 57H218V55H217ZM220 57H221V56H220ZM220 57H219V58H220ZM253 57H254V55H253ZM263 57H264V56H263ZM5 58H6V57H5ZM9 58H10V57H9ZM12 58H13V57H12ZM29 58H30V57H29ZM44 58H43V59H44ZM58 58H60V57H57L56 59H58ZM90 58H91V57H90ZM95 58H96V57H95ZM104 58H105V57H103V59H104ZM119 58H120V57H119ZM126 58H128V57H126ZM130 58H131V56H130ZM136 58H137V57H136ZM141 58H142V57H141ZM157 58H158V57H157ZM163 58H164V56H163ZM163 58H162V59L158 58V59H160V62H161V61H163ZM193 58H194V57H193ZM211 58H212V57H211ZM240 58H241V57H240ZM21 59H22V58H21ZM31 59H32V58H31ZM33 59H34V58H33ZM33 59H32V60H33ZM62 59L64 60V57H63ZM73 59H74V58H73ZM79 59H80V58H79ZM111 59H112V58H111ZM111 59H110V61H111ZM113 59H114V58H113ZM115 59H116V57H115ZM128 59H129V58H128ZM137 59H138V58H137ZM145 59H146V58H145ZM148 59H149V58H148ZM148 59H147V60H148ZM153 59H154V58H153ZM153 59H152V60H153ZM164 59H166V58H164ZM176 59H177V58H176ZM198 59H199V58H198ZM231 59H232V58H231ZM255 59H260V58H257V57H256ZM14 60H15V59H14ZM14 60H13V61H14ZM29 60H30V59H29ZM36 60H37V59H36ZM41 60H42V58H41ZM71 60H72V59H71ZM89 60H90V59H89ZM91 60H92V59H91ZM91 60H90V61H91ZM141 60L143 61V59H141ZM154 60H156V59H154ZM154 60H153V64H154ZM172 60H174V59H172ZM178 60H179V59H178ZM178 60H177V61H178ZM205 60H206V59H205ZM216 60H217V59H216ZM225 60H226V59H225ZM227 60H228V59H227ZM241 60H243V59H241ZM37 61H38V60H37ZM45 61H46V59H45ZM68 61H69V59H68ZM68 61H67V62H68ZM72 61H73V60H72ZM74 61H75V59H74ZM80 61H81V60H80ZM80 61H79V62H80ZM86 61H87V60H86ZM90 61H89L88 63H90ZM107 61H109V59H108ZM116 61H118V60H116ZM116 61H115V62H116ZM121 61H122V60H119V62H121ZM137 61H138V60H137ZM150 61H151V60H150ZM166 61H167V60H166ZM168 61H170V60H168ZM181 61H183V60H181ZM181 61H180L179 63H181ZM185 61H186V60H185ZM185 61H184V63H185ZM200 61H201V60H200ZM202 61H203V60H202ZM221 61H222V60H221ZM248 61H249V60H248ZM253 61H255V60H253ZM261 61H262V60H261ZM40 62H41V61H40ZM48 62H49V61H48ZM48 62H47V63H48ZM62 62H63V61H62ZM76 62H77V61H76ZM123 62H125V61H123ZM123 62H122V63H123ZM126 62H127V61H126ZM131 62H133V61H131ZM139 62H140V61H139ZM143 62H145V61H143ZM146 62H147V61H146ZM146 62H145V63H146ZM164 62H165V61H164ZM175 62H176V61H175ZM30 63H31V60H30ZM32 63H33V62H32ZM52 63H53V62H52ZM54 63H55V59H54ZM74 63H75V62H74ZM77 63H78V62H77ZM94 63H95V61H94ZM109 63H110V62H109ZM113 63H114V62H113ZM136 63H137V62H136ZM140 63H141V62H140ZM140 63H139V64H140ZM177 63H178V62H177ZM179 63H178L177 65H179ZM187 63H192V61H190V62L187 61ZM187 63H186V64H187ZM197 63H198V62H196V64H197ZM202 63H203V62H202ZM204 63H205V62H204ZM216 63H217V62H216ZM221 63H222V62H221ZM229 63H230V62H229ZM28 64H29V63H28ZM34 64H35V62H34ZM34 64H33V65H34ZM41 64H42V63H41ZM48 64H49V63H48ZM48 64H47V65H48ZM68 64H69V63H68ZM83 64H84V63H83ZM157 64H158V63H157ZM169 64H170V63H169ZM182 64H183V63H182ZM193 64H194V62H193ZM207 64H208V63H207ZM211 64H212V63H211ZM251 64H252V63H251ZM30 65H31V64H30ZM39 65H40V64H39ZM45 65H46V64H45ZM47 65H46V66H47ZM49 65H51V64H49ZM53 65H54V64H53ZM53 65H51V66L53 67ZM56 65H57V64H56ZM109 65L111 66L112 64H109ZM131 65H132V64H131ZM131 65H130V66H131ZM162 65H163V63H162ZM164 65H165V64H164ZM164 65H163V66H164ZM167 65H168V64H167ZM167 65H166V67H167ZM172 65H173V64H172ZM177 65H176V66L173 65V67L175 66V68H176ZM188 65H189V64H187V66H188ZM190 65H191V64H190ZM46 66H45V67H46ZM58 66H59V65H58ZM62 66H63V65H62ZM83 66H84V65H83ZM113 66H114V65H113ZM119 66H120V65H119ZM141 66H142V65H141ZM146 66H149V65H146V64H145V67H146ZM155 66H156V65H155ZM168 66H169V65H168ZM170 66H171V64H170ZM170 66H169V67H170ZM183 66H184V65H183ZM183 66H182V67H183ZM195 66H197V65H195ZM195 66H194V67H195ZM206 66H209V65H206ZM229 66L232 67L231 65H229ZM229 66H228V69H230ZM248 66H249V65H248ZM40 67H41V66H40ZM42 67H43V66H42ZM47 67H48V66H47ZM55 67H56V66H55ZM69 67H70V66H69ZM85 67H86V66H85ZM115 67H117V64H116ZM143 67H144V66H143ZM143 67H142V68H143ZM153 67H154V66H153ZM160 67H161V65H160ZM169 67H168V68H169ZM171 67H172V66H171ZM185 67H186V66H184V68H185ZM191 67H192V66H191ZM197 67L200 69L199 66H197ZM67 68H68V67H67ZM106 68H107V67H106ZM140 68H141V67H140ZM140 68H139V69H140ZM146 68H147V67H146ZM168 68H166V69L164 70V72H167L166 70H170V69H168ZM188 68H189V67H188ZM216 68H219V67H216ZM22 69H23V68H22ZM48 69H49V68H48ZM55 69H56V68H55ZM57 69H58V68H57ZM116 69H117V68H116ZM119 69H120V67H119ZM123 69H124V68H123ZM135 69H136V68H135ZM156 69H157V68H156ZM156 69H155V72H156ZM162 69H163V68H162ZM172 69H173V68H172ZM172 69H171V71H172ZM189 69H190V68H189ZM192 69H193V68H192ZM192 69H191V70H192ZM194 69H195V68H194ZM207 69H208V67H207ZM207 69H206V71H207ZM210 69H211V68H210ZM221 69H222V68H221ZM240 69H241V68H240ZM251 69H252V68H251ZM8 70H9V69H8ZM31 70H32V68H31V69H30V68H26V69H24V70L21 71V74L18 73V74H20V76L18 77V81H19V84H20V85L27 84V83H25V82H28V83H29L30 81H35L34 83H39V81H40L41 78H39L38 75L35 74V73H33ZM33 70H34V69H33ZM37 70H38V68H37ZM45 70H46V69H45ZM67 70H68V69H67ZM67 70H66V72L70 71L71 69L68 70V71H67ZM120 70H122V68H121ZM142 70H143V69H142ZM175 70H176V69H175ZM175 70H174V71H175ZM183 70H184V69H183ZM197 70H198V69H196V71H197ZM208 70H209V69H208ZM215 70H216V69H215ZM215 70H214V71H215ZM217 70H218V69H217ZM248 70H249V69H248ZM254 70H255V69H254ZM257 70H258V69H257ZM42 71H43V68H42ZM115 71H116V70H115ZM115 71H114L113 73H115ZM117 71H118V70H117ZM117 71H116V72H117ZM129 71H130V70H129ZM144 71H145V70H144ZM174 71H173V72H174ZM178 71H179V70H178ZM186 71H187V70H186ZM188 71H189V70H188ZM188 71H187V72H188ZM201 71H202V70H201ZM220 71H221V70H220ZM232 71H233V69H232ZM250 71H252V70H250ZM43 72H44V71H43ZM51 72H52V71H51ZM54 72H55V71H54ZM82 72H83V71H82ZM103 72H104V71H103ZM107 72H108V71H107ZM119 72H120V71H119ZM124 72H125V69H124ZM190 72H194V71H190ZM204 72H205V71H204ZM217 72H218V71H217ZM227 72H228V71H227ZM234 72H235V71H234ZM238 72H239V70H238ZM252 72H253V71H252ZM10 73H11V72H10ZM44 73H45V72H44ZM113 73H112V74H113ZM131 73H132V72H131ZM138 73H139V72H138ZM145 73H146V72H145ZM152 73H154V72H152ZM161 73H162V71H161ZM161 73H160V74H161ZM167 73H169V71H168ZM183 73H184V72H183ZM228 73H229V72H228ZM228 73H227V75H228ZM235 73H236V72H235ZM242 73H244V72H242ZM74 74H75V73H74ZM117 74H118V73H117ZM122 74H123V72H122ZM134 74H136V73H134ZM147 74H148V73H147ZM162 74H163V73H162ZM170 74H173V73L170 72ZM178 74H179V73H178ZM185 74H186V73H185ZM185 74H184V75H185ZM191 74H192V73H191ZM195 74H196V73H195ZM199 74H200V73H199ZM203 74H204V73H203ZM203 74H202V75H203ZM214 74H215V73H214ZM250 74H251V73H250ZM13 75H15V74H13ZM50 75H51V74H50ZM58 75H60V74H58ZM82 75H83V77H84V74H83V73H82ZM89 75H90V74H89ZM94 75H95V74H94ZM104 75H105V73H104ZM119 75H121V74H119ZM119 75H118V76H119ZM125 75H126V74H125ZM143 75H145V74H143ZM165 75H166V74H165ZM165 75H163L162 77H165ZM168 75H169V74H168ZM202 75H201V76H202ZM204 75H205V76H203V77L205 78L207 75H206V74H204ZM211 75H212V74H211ZM225 75H226V74L224 73L223 76H225ZM227 75H226V77H227ZM259 75H262V74H259ZM1 76H2V75H1ZM1 76H0V77H1ZM3 76H4V75H3ZM3 76H2V77H3ZM6 76H7V75H6ZM39 76H40V75H39ZM41 76H42V75H41ZM47 76H48V75H47ZM60 76H61V75H60ZM134 76H135V75H134ZM146 76H147V75H146ZM152 76H154V74L151 75V77H152ZM166 76H167V75H166ZM170 76H171V75H170ZM174 76H175V75H174ZM187 76H188V75H187ZM196 76H197V78H198V75H195V77H194V75H193L192 77H194V78L196 79ZM201 76H200V77H201ZM220 76H221V75H220ZM74 77H75V76H74ZM143 77H144V76H143ZM156 77H157V76H156ZM158 77H159V76H158ZM178 77H179V76H178ZM188 77H189V76H188ZM210 77H211V76H210ZM228 77H230V75H228ZM234 77H236V76H234ZM4 78H5V76H4ZM47 78H48V77H47ZM63 78H64V77H63ZM180 78H181V77H180ZM186 78H187V77H186ZM189 78H190V77H189ZM201 78H202V77H201ZM208 78H209V77H208ZM216 78H217V77H216ZM236 78H237V77H236ZM5 79H6V78H5ZM43 79H44V78H43ZM70 79H71V78H70ZM117 79H118V78H117ZM117 79H116V80H117ZM119 79H120V77H119ZM145 79H146V78H145ZM150 79H152V78H150ZM150 79H149V80H150ZM154 79H155V78H154ZM176 79H178V78L176 77ZM253 79H254V78H253ZM41 80H42V79H41ZM47 80H48V79H47ZM47 80H46V81H47ZM97 80H98V79H97ZM111 80H113V79H111ZM143 80H144V78H143ZM158 80H159V79H158ZM162 80H163V79H162ZM164 80H165V82H166V79H164ZM168 80H169V79H168ZM193 80H194V79H193ZM206 80H207V79H206ZM248 80H249V79H248ZM140 81H141V79H140ZM151 81H152V80H151ZM169 81H170V80H169ZM194 81H196V80H194ZM197 81H198V80H197ZM211 81H212V79H211ZM211 81H210V82H211ZM0 82H1V81H0ZM42 82H43V81H42ZM42 82H41V83H42ZM75 82H76V81H75ZM146 82H147V80H146ZM148 82H150V81H148ZM159 82H162V81H159ZM163 82H164V81H163ZM175 82H178V81H175ZM181 82H182V79H181ZM181 82H179V83L182 84ZM192 82H193V81H192ZM198 82H199V81H198ZM200 82H202V81H200ZM200 82H199V84H200ZM207 82H208V81H207ZM207 82H203V83H207ZM210 82H208V83H210ZM236 82H237V81H236ZM32 83H33V82H32ZM32 83H31V84H32ZM76 83H77V82H76ZM140 83H141V82H140ZM143 83H144V82H143ZM179 83H178V84H179ZM185 83H187V81H185ZM185 83H184V84H185ZM203 83H202V84H203ZM211 83L214 84L215 81H214V83H213V82H211ZM211 83H210V84H211ZM218 83H219V82H218ZM227 83H228V82H227ZM260 83H262V82H260ZM64 84H65V83H64ZM147 84H148V83H147ZM153 84H154V83H153ZM153 84H152V86H153ZM165 84H166V83H165ZM194 84H196V82H195ZM20 85H19V86H20ZM45 85H46V84H45ZM53 85H54V84H53ZM58 85H59V84H58ZM68 85H69V84H68ZM79 85H80V84H79ZM142 85H143V84H142ZM157 85H158V84H157ZM168 85H169V84H168ZM187 85H188V84H187ZM190 85H192V84H190ZM190 85H189V86H190ZM205 85H207V84H205ZM208 85H209V84H208ZM56 86H57V85H56ZM72 86H73V85H72ZM74 86H75V84H74ZM163 86H164V84H163ZM172 86H173V85H172ZM177 86H178V85H176L175 87L177 88ZM185 86H186V85H185ZM199 86H201V85H199ZM203 86H204V85H203ZM203 86H202V87H203ZM211 86H212V85H211ZM218 86H219V85H218ZM222 86H223V85H222ZM230 86H232V85H230ZM3 87H5V86H3ZM12 87H14V86H11L10 88H12ZM28 87H29V86L27 85V89H28ZM40 87H41V86H39V87H33V90H34L33 92H30V91L27 92L28 95H26V96H27L28 99H24V102H21L20 107H19L18 109L14 108V107H15V105H14V107L10 108L9 113H8V111H6V112L8 113V114H7L8 116H6V117H8V119H6V121L8 120V121H7L8 128H10L9 125L14 124V125H16V127H18L17 129H18L19 131L27 133L28 130H29V128L32 127V126H31V121H32V119L35 117V115H39V118L43 119V121H44V120H45V121H48V120L51 119V115L53 114V105L50 104L49 101H47V102H44V101L41 102V101H39V103L41 102V104L38 106V109H36V108L34 109V107H26V105H28V103H29L30 101L36 103L35 101H38V100L40 99L39 97H41V95H39V93H40V94L45 93V91H44L43 93H41L42 91L40 90ZM53 87H54V86H53ZM59 87H60V86H59ZM76 87H77V86H76ZM82 87H83V91H84V93L86 94V96L88 97V99L91 100V103L94 105L96 114L93 115V114L89 113V114L87 115V118H88V120L90 121V122H89V121L87 120V122L89 123V127L86 126L87 124L84 125V128H82V130L79 132V140L77 141V143H76L75 146H74L75 149H74V151L71 153V155H69V156H71V158H69V159H70V162H71V164H73L74 166H80V165H82V164L87 163V161H88L87 159H88V157L90 156V150H91V146H90V144H91V143H93V142L95 143L96 140H99L101 143L106 142V140H105V139H106V135H105L104 132H103V128H105L106 131H108L109 133L112 134L113 137H115L114 142L116 141L117 143H118V142L121 143V141H123V140H122V137L120 136V134H121V132L123 131V129L119 128L120 123L117 122V118H118V117H121L122 114L119 113L117 110H113V109H112L111 106H112V105H115V103H114L113 101H111V98H110L108 95H106L105 92H106V91H109V93L112 95V98H115V99H125V98H127V97L129 96V90H130V87H131V86L129 87V84H121L120 86L115 87V88L117 89L116 91H114V90H109V89H105V88H101V89H99V90L97 91V85H96L94 79H92V77L88 76V77H86V78L83 80V82H82ZM143 87L145 88V86H143ZM143 87H142V89H143ZM150 87H151V86H150ZM153 87H154V86H153ZM157 87H158V86H157ZM179 87H180V86H179ZM202 87H201V88H202ZM212 87L214 88L215 85L212 86ZM220 87H221V86H220ZM224 87H227V85L224 86ZM241 87H242V86H241ZM251 87H252V86H251ZM251 87H250V88H251ZM259 87H260V86H259ZM1 88H2V87H0V89H1ZM22 88H23V87H22ZM45 88H46V87H45ZM54 88H57V87H54ZM69 88L71 89L72 87H69ZM73 88H74V87H73ZM79 88H80V87H79ZM146 88H147V87H146ZM160 88H161V86H160ZM166 88H167V87H166ZM170 88H171V87H170ZM189 88H190V87H189ZM198 88H199V87H198ZM207 88L210 89L209 87H207ZM207 88H206V89H207ZM213 88H212V89H213ZM215 88H216V87H215ZM250 88H249V89H250ZM25 89H26V88H25ZM42 89H43V88H42ZM46 89H47V88H46ZM46 89H44V90H46ZM77 89H78V88H77ZM164 89H165V88H164ZM186 89H188V87H186ZM204 89H205V88H204ZM217 89H220V88H217ZM217 89H216V91L219 92V90H217ZM236 89H237V88H235V90H236ZM238 89H239V88H238ZM23 90H24V89H23ZM28 90H29V89H28ZM28 90H27V91H28ZM31 90H32V89H31ZM73 90H74V89H73ZM157 90H158V89H157ZM162 90H163V89H162ZM162 90H161V91H162ZM179 90H180V89H179ZM190 90H191V89H190ZM221 90H222V89H220V91H221ZM223 90H225V89H223ZM241 90H242V89H241ZM255 90H256V88H255ZM1 91H3V90H1ZM1 91H0V92H1ZM18 91H19V90H18ZM20 91H22V90H20ZM20 91H19V93H20ZM24 91H25V90H24ZM59 91H60V90H59ZM59 91H58V92H59ZM77 91H78V90H77ZM149 91H150V90H149ZM164 91H165V90H164ZM164 91H163V92H164ZM168 91H169V89H168ZM183 91H185V90H183ZM183 91L180 90L181 93H182ZM186 91H187V90H186ZM204 91H205V90H204ZM228 91H229V90H228ZM243 91H244V90H243ZM252 91H253V90H252ZM9 92H11V91H9ZM49 92H50V91H49ZM163 92H162V93H163ZM195 92H196V91H195ZM197 92H198V91H197ZM207 92H208V91L206 90L204 93H207ZM222 92H223V91H222ZM226 92H227V91H226ZM1 93H2V92H1ZM23 93H24V92H23ZM23 93H22V94H23ZM75 93H76V91H75ZM135 93H136V92H135ZM150 93H151V92H150ZM169 93H170V92H169ZM175 93H176V92H175ZM178 93H179V92H178ZM181 93H180V94H181ZM186 93H187V92H186ZM186 93H185V94H186ZM204 93H201V95H203ZM208 93H209V92H208ZM211 93H212V92H211ZM211 93H210V94H211ZM227 93H230V92H227ZM231 93H232V92H231ZM234 93H235V92H234ZM241 93H242V92H241ZM7 94H8V93H7ZM14 94H15V93H14ZM46 94H48V93H46ZM53 94H54V93H53ZM71 94H72V93H71ZM165 94H166V93H165ZM165 94H164V95H165ZM180 94H179V95H180ZM182 94H183V93H182ZM185 94H184V95H185ZM187 94H188V93H187ZM212 94L214 95V94H216V93L214 92V93H212ZM212 94H211V95H212ZM254 94H255V93H254ZM3 95H4V94H3ZM8 95H10V94H8ZM43 95H44V94H43ZM159 95H160V94H159ZM167 95H169V94H167ZM177 95H178V94H177ZM199 95H200V94H199ZM205 95H207V94H204V96H205ZM242 95H243V94H242ZM244 95H245V94H244ZM18 96H19V95H18ZM62 96H63V95H62ZM64 96H65V95H64ZM77 96H78V94H77ZM81 96H82V95H81ZM139 96H140V95H139ZM160 96H161V95H160ZM175 96H176V95H175ZM187 96H188V95H187ZM187 96H186V98H187ZM189 96L192 97L191 94H189ZM189 96H188V97H189ZM207 96H208V95H207ZM207 96H206V97H207ZM221 96H222V95H221ZM221 96H220V97H221ZM229 96H230V95H229ZM9 97H10V96H9ZM140 97H141V96H140ZM165 97H166V96H165ZM171 97H172V96H171ZM171 97H169V98H171ZM193 97H194V96H193ZM211 97H212V96H211ZM215 97H216V96H215ZM215 97H214V98H215ZM227 97H228V95H227ZM231 97H232V96H231ZM234 97H235V96H234ZM236 97H237V96H236ZM247 97H248V95H247ZM250 97L252 98L253 96H250ZM254 97H255V95H254ZM254 97H253V98H254ZM260 97H261V96H260ZM0 98H1V95H0ZM2 98H4V97H2ZM17 98H18V97H17ZM22 98H23V97H22ZM22 98H21V99H22ZM25 98H26V97H25ZM159 98H160V97H159ZM169 98H168V99H169ZM181 98H182V97H181ZM181 98H180V99H181ZM186 98L184 97L183 99H186ZM196 98H197V97H196ZM202 98H203V97H202ZM208 98H209V97H208ZM221 98H222V97H221ZM224 98H226V97H224ZM228 98H229V97H228ZM228 98H226V100H227ZM232 98H233V97H232ZM251 98H250V99H251ZM253 98H252V99H253ZM255 98H257V96H256ZM258 98H259V97H258ZM261 98H262V97H261ZM5 99H6V98H5ZM5 99H4V100H5ZM14 99H15V97H14ZM79 99H80V98H79ZM139 99H141V98H139ZM160 99H161V98H160ZM162 99H163V97H162ZM166 99H167V98H166ZM166 99H165V100L163 99V100L166 101ZM168 99H167V101H168ZM173 99L175 100V98H173ZM178 99H179V97H178ZM183 99H182V100H183ZM187 99H188V98H187ZM187 99H186V100H187ZM192 99H193V98H192ZM197 99H198V98H197ZM230 99H231V98H230ZM10 100L13 101L12 99H10ZM10 100H9V101H10ZM163 100H162V101H163ZM195 100H196V99H194V103H195ZM199 100H200V99H199ZM201 100H202V99H201ZM232 100H233V99H232ZM239 100H240V99H239ZM246 100H247V99H246ZM246 100H245V101H246ZM253 100L255 101V99H253ZM261 100H262V99H261ZM261 100H260V101H261ZM11 101H10V102H11ZM18 101H19V100H18ZM21 101H22V100H21ZM159 101H160V100H159ZM170 101H171V100H170ZM184 101H185V100H184ZM204 101H205V100H204ZM207 101H211V99H210V100H206V103H207ZM223 101H224V100H222V102H223ZM230 101H231V100H230ZM230 101H229V102H230ZM236 101H237V100H236ZM243 101H244V100H243ZM251 101H252V100H251ZM5 102H6V101H5ZM5 102H4V103H5ZM13 102H15V101H13ZM13 102H12V104H13ZM19 102H20V101H19ZM66 102H67V101H66ZM160 102H161V101H160ZM177 102H178V101H177ZM177 102H176V103H177ZM185 102H186V101H185ZM190 102H192V101H190ZM225 102H226V101H225ZM248 102H249V101H248ZM255 102H256V101H255ZM262 102H263V101H262ZM1 103H3V101L0 102V104H1ZM16 103H17V102H16ZM16 103H14V104H16ZM74 103H76V102H74ZM182 103H183V102H182ZM186 103L189 104L188 102H186ZM194 103H193V104H194ZM199 103H200V101H199ZM219 103H220V101H219ZM223 103H224V102H223ZM231 103H232V102H231ZM233 103H234V101H233ZM241 103H242V102H241ZM244 103H245V102H244ZM244 103H243V104H244ZM251 103H252V102H251ZM256 103H257V102H256ZM256 103H255V104H256ZM6 104H7V103H6ZM6 104H5V105H6ZM8 104H9V103H8ZM177 104H178V103H177ZM187 104H186V105H187ZM190 104H191V103H190ZM196 104H197V103H196ZM234 104H235V103H234ZM234 104H233V106H234ZM238 104H239V103H238ZM245 104H246V103H245ZM252 104H253V103H252ZM178 105H179V104H178ZM200 105H201V104H200ZM202 105H203V104H202ZM204 105H205V102H204ZM222 105H225V104H222ZM229 105H230V104H229ZM247 105L251 106L249 103H247ZM1 106H2V105H1ZM12 106H13V105H12ZM18 106H19V105H18ZM79 106H80V105H79ZM82 106H83V105H82ZM180 106H181V104H180ZM180 106H179V107H180ZM183 106H184V105H182L181 108H183ZM190 106H193V105H190ZM196 106H197V105H196ZM196 106H195V107H196ZM206 106H207V104H206ZM211 106H212V105H211ZM237 106H238V108H239L240 106H242V104H240V106H239V105H236V107H237ZM257 106H258V105H257ZM259 106H260V104H259ZM9 107H11L10 104H9ZM25 107H26V108H25ZM69 107H70V106H69ZM92 107H93V106H92ZM179 107H178V108H179ZM187 107H188V106H187ZM193 107H194V106H193ZM201 107H202V106H201ZM204 107H205V106H204ZM215 107H216V106H215ZM236 107H234V108H236ZM153 108H154V107H153ZM191 108H192V107H191ZM219 108H220V107H219ZM225 108H226V107H225ZM225 108H224V110H225ZM228 108H229V107H228ZM230 108H232V107H230ZM230 108H229V109H230ZM234 108H233V110H234ZM241 108H242V107H241ZM241 108H239V109H241ZM244 108H245V105H244ZM5 109H6V108H5ZM77 109H78V108H77ZM155 109H156V107H155ZM175 109H176V108H175ZM185 109H186V106H185ZM192 109H193V108H192ZM198 109H199V108H198ZM210 109H211V108H210ZM210 109H209V110H210ZM215 109H216V108H215ZM239 109H237V110H239ZM242 109H243V108H242ZM3 110H4V109H3ZM3 110H2V112H3ZM79 110H80V109H79ZM150 110H151V108H150ZM166 110H167V109H166ZM186 110H187V109H186ZM188 110H190V109H188ZM196 110H197V109H196ZM199 110L201 111V108H200ZM235 110H236V109H235ZM235 110H234V111H235ZM250 110H251V109H250ZM260 110H261V109H260ZM262 110H263V109H262ZM4 111H5V110H4ZM84 111H85V109H84ZM114 111H115V112H114ZM153 111H156V110H153ZM179 111L181 112V110H179ZM193 111H194V109L192 110V112H193ZM204 111H205V110H204ZM227 111H228V110H227ZM252 111H253V110H252ZM72 112H73V111H72ZM88 112H90V111H88ZM184 112H185V110L183 111V114H184ZM186 112H187V111H186ZM186 112H185V114H186ZM188 112H189V111H188ZM195 112H196V111H195ZM211 112H212V110L210 111V113H211ZM216 112H217V111H216ZM248 112H249V111H248ZM261 112H262V111H261ZM261 112H259V114H260ZM263 112H264V111H263ZM263 112H262V113H263ZM86 113H87V112H86ZM86 113H85V114H86ZM164 113H166V112H164ZM171 113H172V112H171ZM175 113H177V112H175ZM190 113H191V112H190ZM190 113H189V114H190ZM198 113H200V112L198 111ZM201 113H202V112H201ZM213 113H214V112H213ZM221 113H222V112H221ZM257 113H258V111H257ZM69 114H70V113H69ZM75 114H76V112H75ZM148 114H149V113H148ZM151 114H152V113H151ZM179 114H180V113H179ZM179 114H178V115H179ZM192 114H193V113H192ZM192 114H191V115H192ZM194 114H195V113H194ZM202 114H204V113H202ZM206 114H207V113H206ZM208 114H209V113H208ZM245 114H246V113H245ZM245 114L243 113V115H245ZM248 114H249V113H248ZM250 114H251V111H250ZM250 114H249V116H250ZM255 114H256V112H255ZM5 115H6V113H5ZM76 115H78V114H76ZM173 115H174V114H173ZM175 115H176V114H175ZM210 115H211V114H210ZM215 115H216V114H215ZM252 115H253V114H252ZM252 115H251V116H252ZM263 115H264V113H263ZM85 116H86V115H85ZM166 116H167V115H166ZM169 116H170V115H169ZM193 116H194V115H193ZM195 116H196V118H197L198 115H195ZM200 116H203V115H200ZM208 116H209V115H208ZM233 116H234V114H233ZM241 116H242V115H241ZM245 116H246V115H245ZM245 116H244V117H245ZM258 116H259V115H258ZM0 117H1V116H0ZM2 117H3V116H2ZM123 117H124V119H127V120H128L129 118H132V117H133V112H132V108H131V107H127V109H126V111H125V115H123ZM183 117H184V118H188L187 116H183ZM189 117H190V116H189ZM204 117H205V116H204ZM214 117H216V116H214ZM220 117H221V116H220ZM224 117H225V116H224ZM227 117H228V116H227ZM231 117H232V116H231ZM235 117H237V116H235ZM255 117H256V116H254L253 118H255ZM39 118H38V119H39ZM159 118H160V117H159ZM192 118H193V117H192ZM192 118H191V120H192ZM205 118H206V117H205ZM222 118H223V117H222ZM229 118H230V117H229ZM237 118H238V117H237ZM237 118H236V119H237ZM240 118H243V117H240ZM240 118H239V119H240ZM246 118H247V117H246ZM258 118H260V116H259ZM3 119H4V118H3ZM188 119H189V118H188ZM212 119H214V118H212ZM215 119H216V118H215ZM223 119H224V118H223ZM223 119H221V120H223ZM230 119H231V118H230ZM247 119H248V118H247ZM256 119H257V118H255L254 120H256ZM261 119H262V117H261ZM4 120H5V119H4ZM4 120H2V121H4ZM81 120H83V119H81ZM84 120H85V119H84ZM84 120H83V121H84ZM172 120H174V119L172 118ZM199 120H200V119H199ZM201 120H202V118H201ZM203 120H204V119H203ZM203 120H202V121H203ZM232 120H234V119H232ZM232 120H230V121H232ZM248 120H249V122H250L251 119L249 118ZM254 120H251V121L254 123V122H255ZM45 121H44V123H45ZM69 121H71V120H69ZM85 121H86V120H85ZM218 121H219V120H218ZM218 121H217V122H218ZM235 121H237V120H235ZM244 121H246V120H244ZM40 122H41V121H40ZM154 122H155V121H154ZM176 122H177V121H176ZM192 122H193V121H192ZM192 122H191V123H192ZM197 122H198V121H197ZM207 122H208V121L206 120V123H207ZM214 122H215V121H214ZM221 122H222V121H221ZM5 123H6V122H5ZM82 123H83V122H82ZM183 123H184V122H183ZM218 123L220 124V122H218ZM218 123H217V124H218ZM232 123H233V122H232ZM234 123H235V122H234ZM236 123H237V122H236ZM240 123H242V122H240ZM240 123H239V125H240ZM250 123H251V122H250ZM36 124H37V123H36ZM71 124H72V123H71ZM142 124H143V123H142ZM201 124H202V123H200V125H201ZM219 124H218V125H219ZM225 124H226V123H225ZM243 124H244V123H243ZM251 124H252V123H251ZM2 125H3V124H2ZM72 125H73V124H72ZM72 125H71V126H72ZM78 125H79V124H78ZM151 125H152V124H151ZM180 125H181V124H180ZM190 125H191V124H190ZM196 125L199 126L198 123H197ZM221 125H222V127H223V126H224V123L222 122ZM239 125H238V126H239ZM248 125L250 126V124H248ZM3 126H4V125H3ZM62 126H63V125H62ZM64 126H65V125H64ZM71 126H70V127H71ZM76 126H77V125H76ZM85 126H86L87 128H85ZM154 126H155V125H154ZM170 126H171V125H170ZM176 126H177V125H176ZM192 126H194V125H192ZM201 126H202V125H201ZM215 126H216V125H215ZM226 126H227V124H226ZM226 126H225V127H226ZM234 126H235V125H234ZM249 126H248V127H249ZM5 127H7V126H5ZM81 127H82V126H81ZM187 127H189V125H187ZM199 127H200V126H199ZM211 127H213V126H211ZM216 127H217V126H216ZM225 127H224V128H225ZM231 127H232V125H231ZM239 127L241 128V126H239ZM243 127H244V126H243ZM248 127H247V128H248ZM11 128H12V127H11ZM167 128H168V127H167ZM214 128H215V127H214ZM235 128H236V127H234V130H235ZM240 128H239V129H240ZM244 128H245V127H244ZM247 128H246V129H247ZM249 128H250V127H249ZM52 129H53V128H52ZM69 129H70V128H69ZM120 129H121V130H120ZM194 129H195V128H194ZM199 129H200V128H199ZM210 129H211V128H210ZM226 129H227V128H226ZM241 129H242V128H241ZM7 130H8V129H7ZM11 130H12V129H11ZM42 130H44V129H42ZM53 130H55V129H53ZM53 130H52V131H53ZM71 130H72V129H71ZM71 130H70V131H71ZM157 130H159V129H157ZM197 130H198V129H197ZM237 130H238V129H237ZM2 131H3V130H2ZM4 131H5V128H4ZM62 131H63V130H62ZM70 131H69V132H70ZM205 131H206V130H205ZM215 131H216V129H215ZM217 131H218V130H217ZM228 131H229V130H228ZM8 132H9V131H8ZM162 132H163V131H162ZM172 132H173V131H172ZM185 132H186V131H185ZM198 132H200V131L198 130ZM198 132H197V134H198ZM209 132H210V131H209ZM209 132H208V133H209ZM225 132H226V131H225ZM239 132H240V133H239ZM239 132H238V133L235 132V133H237V134L240 135L241 132H243V131L240 130ZM0 133H2L1 130H0ZM11 133H12V132H10V134H11ZM42 133H44V131H43ZM51 133H52V132H51ZM56 133H57V132H56ZM56 133H54V134H56ZM60 133H61V132H60ZM163 133H164V132H163ZM187 133H188V132H187ZM190 133H192V132H190ZM245 133H247V132H245ZM245 133H244V134H245ZM12 134H13V133H12ZM45 134H46V133H45ZM180 134H181V133H180ZM199 134H200L199 136H203L201 133H199ZM216 134H217V133H216ZM219 134H220V133H219ZM219 134H218V135H219ZM8 135H9V134H8ZM25 135H26V134H25ZM51 135H52V134H51ZM57 135L59 136V133H58ZM108 135H110V134H108ZM128 135H130V134H128ZM189 135H190V134H189ZM205 135H206V133H205ZM214 135H215V134H214ZM224 135H226V134H224ZM248 135H249V134H248ZM2 136H3V135H2ZM13 136H14V135H12V137H13ZM27 136H28V135H27ZM30 136H31V135H30ZM39 136H40V135H39ZM39 136H38V137H39ZM58 136H57V140H58ZM60 136H62V135H60ZM60 136H59V137H60ZM178 136H179V135H178ZM191 136H192V134H191ZM191 136H190V137H191ZM211 136H212V135H211ZM228 136H229V135H228ZM6 137H8V136H6ZM14 137H15V136H14ZM77 137H78V136H77ZM107 137H108V136H107ZM180 137H181V136H180ZM197 137H198V136H197ZM205 137H207V136H205ZM212 137H213V136H212ZM2 138H4V137H2ZM20 138H21V137H20ZM27 138H28V137H27ZM30 138H31V137H30ZM33 138H34V137H33ZM36 138H37V137H36ZM46 138H49V137H46ZM71 138H72V137H70V139H71ZM108 138H109V137H108ZM162 138H163V137H162ZM162 138H161V139H162ZM186 138H187V137H186ZM193 138H194V137H192V140H193ZM195 138H196V136H195ZM242 138H243V137H242ZM246 138H247V137H246ZM251 138H252V137H251ZM4 139H5V138H4ZM14 139H15V138H13V140H14ZM44 139H45V138H44ZM155 139H156V138H155ZM178 139H179V138H178ZM212 139H213V138H212ZM212 139H211V140H212ZM13 140H11V141H13ZM15 140H16V139H15ZM17 140H18V139H17ZM27 140H29V139H27ZM39 140H42V142H43V139H38L37 142H39ZM185 140H186V139H185ZM206 140H207V139H206ZM216 140H217V139H216ZM219 140H220V139H219ZM252 140H253L252 142H254V139H252ZM257 140H258V139H257ZM22 141H23V139H21V142H20V139H19V143H18V144H21ZM24 141H25V139H24ZM48 141H49V140H48ZM75 141H76V140H75ZM108 141H109V140H108ZM112 141H113V140H112ZM194 141H195V140H194ZM203 141H204V140H203ZM209 141H210V140H209ZM209 141H207V142L210 143L211 141H210V142H209ZM223 141H226V142H227V140H222V142H223ZM249 141H250V140H249ZM258 141H259V140H258ZM1 142H2V141H1ZM3 142H5V140H4ZM26 142H27V141H26ZM26 142H25V143H26ZM28 142H29V141H28ZM46 142H47V141H46ZM46 142H45V143H46ZM49 142H50V141H49ZM66 142H67V141H66ZM129 142H130V141H129ZM134 142H135V141H134ZM199 142H200V141H199ZM201 142H202V141H201ZM212 142H213V141H212ZM212 142H211V143H212ZM214 142H215V141H214ZM238 142H239V141H238ZM245 142H246V141H245ZM7 143H8V142H7ZM10 143H12V142H10ZM34 143H36V142L34 141ZM34 143H33V144H34ZM117 143H116V144H117ZM122 143H123V142H122ZM178 143H182V142H179V141H178ZM183 143H185V142H183ZM193 143H194V142H193ZM215 143H216V142H215ZM261 143H262V142H261ZM5 144H6V143H5ZM15 144H16V142H15ZM31 144H32V143H31ZM31 144H30V145H31ZM38 144H39V143H38ZM41 144H42V143H41ZM47 144H48V143H47ZM66 144H68V143H66ZM96 144L98 145V143H96ZM135 144H136V143H135ZM194 144H195V143H194ZM204 144H206V142H204ZM213 144H214V143H213ZM216 144H217V143H216ZM226 144H227V143H226ZM255 144H256V143H255ZM6 145H8V144H6ZM23 145H24V144H23ZM30 145H29V146H30ZM42 145H44V144H42ZM42 145H41V146H42ZM48 145H52V144H48ZM93 145H94V144H93ZM112 145H113V143H112ZM119 145H120V144H119ZM121 145H122V144H121ZM125 145H126V144H125ZM129 145H130V147H131V144H129ZM139 145H140V143H139ZM179 145H180V144H179ZM181 145H182V144H181ZM186 145H187V144H186ZM190 145H191V144H190ZM207 145H208V144H207ZM229 145H230V144H229ZM235 145H237V144H235ZM253 145H254V144H253ZM263 145H264V144H262V146H263ZM29 146H28V147H29ZM33 146H35V145H33ZM33 146H32V147H33ZM95 146H96V145H95ZM166 146H167V145H166ZM173 146H174V145H173ZM193 146H194V145H193ZM6 147H7V146H6ZM38 147H39V146H38ZM38 147H37V149H38ZM49 147H50V146H49ZM52 147H53V146H52ZM52 147H51V148H52ZM68 147H69V146H68ZM89 147H90V148H89ZM106 147H107V146H106ZM113 147H114V146H113ZM120 147H121V146H120ZM122 147H123V146H122ZM136 147H138V146H136ZM136 147H135V148H136ZM182 147H183V146H182ZM194 147H195V146H194ZM215 147H216V146H215ZM227 147H228V146H227ZM257 147H258V146H257ZM1 148H2V147H1ZM39 148H40V147H39ZM53 148H54V147H53ZM53 148H52V149H53ZM55 148H57V147H55ZM93 148H94V147H93ZM93 148H92V149H93ZM97 148H98V147H97ZM97 148H96V149H97ZM99 148H100V146H99ZM128 148H129V147H128ZM152 148H153V147H152ZM154 148H155V147H154ZM183 148H184V147H183ZM190 148H191V147H190ZM213 148H214V147H213ZM221 148H222V147H221ZM224 148H225V147H224ZM228 148H229V147H228ZM237 148H238V147H237ZM20 149H21V147H20ZM25 149H26V148H25ZM33 149H35V148L33 147ZM57 149H58V148H57ZM89 149H90V150H89ZM147 149H148V148H147ZM172 149H173V148H172ZM208 149H209V148H208ZM208 149H207V150H208ZM211 149H212V148H211ZM216 149H217V148H216ZM218 149H219V147H218ZM218 149H217V150H218ZM226 149H227V148H226ZM226 149H225V150H226ZM234 149H235V148H234ZM259 149H260V148H259ZM2 150H3V149H2ZM26 150H28V149H26ZM43 150H45V146H44V149H43ZM54 150H55V149H54ZM93 150H94V149H93ZM223 150H224V149H223ZM252 150H253V149H252ZM257 150H258V149H257ZM51 151H53V150H51ZM55 151H56V150H55ZM62 151L64 152V150H62ZM195 151H196V149H195ZM218 151H219V150H218ZM220 151H221V150H220ZM227 151H228V150H227ZM229 151H230V150H229ZM231 151H232V150H231ZM239 151H240V150H239ZM0 152H1V151H0ZM31 152H32V150H31ZM42 152H43V151H42ZM129 152H130V151H129ZM221 152H222V151H221ZM235 152H237V151L235 150ZM14 153H15V152H14ZM24 153H25V150H24ZM29 153H30V152H29ZM94 153H96V152H94ZM130 153H131V152H130ZM130 153H129V154H130ZM155 153H156V151H155ZM185 153H187V152H185ZM198 153H199V152H198ZM214 153H215V152H214ZM231 153L233 154V152H230V154L228 155L229 157H230ZM57 154H58V153H56V155H57ZM61 154H62V152H61ZM65 154H69V153L66 152ZM157 154H158V152H157ZM157 154H156V155H157ZM190 154H191V153H190ZM190 154H189V155H190ZM202 154H203V153H202ZM208 154H209V151H208ZM211 154H212V153H211ZM218 154H219V152H218ZM218 154H217V155H218ZM235 154H236V153H235ZM243 154H244V153H243ZM249 154H250V153H249ZM255 154H256V153H255ZM255 154H254V155H255ZM29 155L31 156V154H28V156H29ZM59 155H60V154H59ZM161 155H162V154H161ZM189 155L186 156V157H189ZM205 155H206V154H205ZM217 155H216V156H217ZM220 155H221V154H220ZM237 155H238V154H237ZM256 155H257V154H256ZM22 156H23V155H22ZM22 156H21V157H22ZM32 156H33V155H32ZM34 156H35V155H34ZM62 156H63V154H62ZM66 156H67V155H66ZM66 156H65V157H66ZM92 156H93V155H92ZM144 156H145V155H144ZM163 156H164V155H163ZM163 156H162V157H163ZM190 156H191V155H190ZM192 156H193V155H192ZM200 156H201V155H200ZM222 156H223V155H222ZM245 156H246V155H245ZM258 156H260V155L258 154ZM19 157H20V156H19ZM24 157H25V155H24ZM53 157L57 158L58 156H57V157H56V156H53ZM93 157H94V156H93ZM93 157H92V158H93ZM137 157H138V156H137ZM137 157H134V156H131V155H130V156L128 157V159L131 160V161H135V160H137ZM220 157H221V156H220ZM22 158H23V157H22ZM28 158H29V157H28ZM62 158H64V157H62ZM66 158H67V157H66ZM89 158H91V156H90ZM146 158H147V154H146ZM191 158H192V157H191ZM191 158H190V159H191ZM215 158H216V157H215ZM232 158H233V157H232ZM257 158H258V157H257ZM8 159H9V158H8ZM19 159H20V158H19ZM36 159L38 160V158H36ZM44 159L46 160L45 157H44ZM48 159H49V158H48ZM64 159H65V158H64ZM64 159H62V160H64ZM144 159H145V158H144ZM144 159H143V160H144ZM149 159H150V157H149ZM149 159H148V160H149ZM192 159L194 160V158H192ZM199 159H200V158H199ZM201 159H202V158H201ZM219 159H220V158H219ZM224 159H225V158H224ZM260 159H261V158H260ZM260 159H259V160H260ZM3 160H4V159H3ZM12 160H13V157H12ZM12 160H11V161H12ZM23 160H24V159H23ZM33 160H34V159H33ZM33 160H31V161H33ZM59 160H60V159H59ZM59 160H56V161H59ZM97 160H98V159L96 158V160L94 159V161H93V163H94L95 166H96L98 163L101 162V159H100V162H98ZM164 160H165V161H164V166L166 167V169H168L169 171L175 173L177 178H180L181 176L186 175V171H185L183 165L181 164V162L177 161V162H175V164H173V163L170 162V159H164ZM204 160H205V159H204ZM210 160H212V159H210ZM11 161H9V162H11ZM13 161L15 162V159H14ZM21 161H22V159H21ZM24 161H26V160H24ZM31 161H30V162H31ZM90 161H91V160H90ZM195 161H196V160H195ZM206 161H208L207 158H206ZM215 161H216V160H215ZM233 161H234V158H233ZM253 161H254V160H253ZM253 161H251V162H253ZM61 162H62V161H61ZM61 162H60V164H61ZM91 162H92V161H91ZM91 162H90V163H91ZM159 162H160V161H159ZM201 162H202V161H201ZM213 162H214V161H213ZM217 162H218V161H217ZM221 162H223V161H221ZM243 162H244V161H243ZM261 162H262V161H261ZM15 163H16V162H15ZM23 163H24V162H23ZM26 163H27V161H26ZM160 163H161V162H160ZM207 163H210V161H208ZM215 163H216V162H215ZM215 163H214V164H215ZM3 164H4V163H3ZM46 164H47V163H46ZM48 164H49V163H48ZM50 164H51V163H50ZM62 164H63V163H62ZM62 164H61V165H62ZM91 164H92V163H91ZM100 164H101V163H100ZM133 164H134V163H133ZM194 164H195V163H193V165H194ZM211 164H212V163H211ZM211 164H210V166H211ZM216 164H217V163H216ZM216 164H215V165H216ZM227 164H229V162H228ZM260 164H261V163H260ZM12 165H13V164H12ZM12 165H11V166H12ZM15 165H17V164H15ZM18 165H19V164H18ZM18 165H17V166H18ZM28 165H29V164H28ZM34 165H35V162H34ZM57 165H58V164H57ZM61 165H60V166H61ZM161 165H162V164H161ZM215 165H212V166H215ZM220 165H221V164H220ZM232 165H234V164L232 163ZM236 165H237V164H236ZM249 165H251V164H249ZM23 166H24V165H23ZM35 166H37V165H35ZM43 166H44V165H43ZM43 166H42V167H43ZM47 166H48V165H47ZM63 166H64V165H63ZM84 166H85V165H84ZM104 166H105V165H104ZM108 166H109V165H108ZM154 166H155V165H154ZM241 166H242V165H241ZM252 166H253V165H252ZM15 167H16V166H15ZM29 167L31 168V166H28V169H29ZM33 167H34V166H33ZM45 167H46V166H45ZM48 167H49V166H48ZM54 167H55V166H54ZM61 167H62V166H61ZM86 167H87V165H86ZM90 167H91V166H90ZM102 167H103V166H101V168H100L101 170L103 169ZM205 167H206V166H205ZM243 167H244V166H242V168H243ZM256 167H257V166H256ZM256 167L254 166V169H255ZM12 168H14V167H12ZM19 168H20V167H19ZM25 168H26V169H25ZM25 168H23V169L27 170V167H25ZM36 168H37V167H36ZM36 168H35V169H36ZM78 168H79V167H78ZM94 168H95V167H94ZM125 168H126V167H125ZM154 168H155V167H154ZM206 168H207V167H206ZM221 168H222V166H221ZM226 168H227V167H226ZM240 168H241V167H240ZM240 168H239V169H240ZM242 168H241V169H242ZM245 168H246V167H245ZM257 168H258V167H257ZM257 168H256L255 170H257ZM7 169H9V168H7ZM35 169H33V170H35ZM45 169H46V168H45ZM55 169H56V168H55ZM55 169H54V170L52 169V170L55 171ZM63 169H64V167H63ZM66 169H67V167H66ZM105 169H106V167H105ZM118 169H119V168H118ZM135 169H136V168H135ZM200 169H202V168H200ZM223 169L225 170V168H223ZM237 169H238V168H237ZM237 169H236V170H237ZM249 169H250V168H249ZM254 169H253V171H254ZM19 170H21V169H19ZM25 170H24V171H25ZM52 170H51V171H52ZM80 170H81V169H80ZM80 170H79V171H80ZM88 170H89V169H88ZM95 170H96V169H95ZM123 170H125V169H123ZM244 170H245V169H244ZM251 170H252V169H251ZM9 171H10V170H9ZM9 171H8V173H9ZM22 171H23V170H22ZM29 171H30V170H29ZM29 171H27V172L29 173ZM31 171H32V170H31ZM60 171H61V170H60ZM68 171H69V170H68ZM96 171H97V170H96ZM103 171H105V170H103ZM103 171H102V172H103ZM110 171H111V170H110ZM135 171H136V170H135ZM199 171H200V170H199ZM239 171H240V170H239ZM27 172H26V174H28ZM32 172H33V171H32ZM55 172H56V171H55ZM86 172H87V171H86ZM88 172H89V171H88ZM90 172H91V168H90ZM90 172H89V173H90ZM93 172H94V169H93ZM97 172H98V171H97ZM200 172H201V171H200ZM210 172H211V171H210ZM236 172L239 173L238 171H236ZM30 173H31V172H30ZM34 173H35V172H34ZM56 173H57V172H56ZM56 173H55V174H56ZM72 173H73V172H72ZM99 173H100V172H99ZM113 173H114V172H113ZM139 173H140V172H139ZM144 173H145V172H144ZM205 173H206V172H205ZM212 173H214V172H212ZM241 173H242V172H241ZM241 173H240V174H241ZM243 173H244V172H243ZM245 173H246V172H245ZM256 173H257V171H256ZM37 174H38V172H37ZM63 174H65V173H63ZM67 174H68V173H67ZM125 174H126V173H125ZM175 174H174V175H175ZM234 174H235V172H234ZM251 174H252V172H251ZM251 174H250V175H251ZM4 175H5V174H4ZM70 175H71V174H70ZM75 175H76V173L74 174V176H75ZM90 175H91V173H90ZM136 175H137V173H136ZM211 175H212V174H211ZM217 175H218V174H217ZM220 175H222V174H220ZM241 175H242V174H241ZM250 175H249V176H250ZM30 176H31V175H30ZM36 176H37V175H36ZM39 176H40V175H39ZM71 176H72V175H71ZM79 176H80V175H79ZM85 176H86V175H85ZM102 176H103V175H102ZM115 176H116V175H115ZM122 176H123V175H122ZM125 176H126V175H125ZM134 176H135V175H134ZM231 176H232V175H231ZM244 176H245V174H244ZM50 177H51V175H50ZM55 177H57V176H55ZM58 177H59V176H58ZM72 177H73V176H72ZM82 177H83V176H82ZM91 177H92V176H91ZM95 177H96V176H95ZM95 177H94V180H95ZM123 177H124V176H123ZM126 177H127V176H126ZM126 177H125V179H126ZM147 177H148V175H147ZM162 177H164V176H162ZM226 177H227V176H226ZM261 177H262V176H261ZM48 178H49V177H48ZM48 178H47V180H48ZM64 178H65V177H64ZM66 178H67V177H66ZM134 178H135V177H134ZM219 178H220V177H219ZM240 178H241V177H240ZM252 178H253V177H252ZM1 179H3V177H2ZM17 179H18V178H17ZM41 179H42V178H41ZM43 179H44V178H43ZM43 179H42V180H43ZM88 179H89V177H88ZM98 179H99V178H98ZM105 179H106V178H105ZM107 179H108V178H107ZM109 179H110V178H109ZM211 179H212V178H211ZM224 179H225V178H224ZM233 179H234V178H233ZM249 179H250V177H249ZM257 179H258V178H257ZM5 180H6V179H5ZM10 180H12V179H10ZM19 180H20V179H19ZM28 180H29V179H28ZM28 180H27V181H28ZM30 180H31V179H30ZM30 180H29V181H30ZM33 180H34V179H33ZM33 180H32V181H33ZM35 180H36V179H35ZM45 180H46V179H45ZM61 180H62V179H61ZM81 180H82V178H81ZM81 180H80V181H81ZM96 180H97V179H96ZM120 180H121V179H120ZM122 180H123V179H122ZM132 180H133V179H132ZM135 180H136V179H135ZM148 180H150V179L148 178ZM160 180H161V179H160ZM173 180H174V179H173ZM173 180H172V181H173ZM230 180H231V178H230ZM240 180H241V179H240ZM261 180H263V178H262ZM92 181H93V180H92ZM97 181H98V180H97ZM110 181H111V180H110ZM124 181H125V180H124ZM163 181H164V179H163ZM174 181H175V180H174ZM207 181H208V180H207ZM238 181H239V180H238ZM238 181H237V182H238ZM243 181H244V180H243ZM250 181H251V180H250ZM250 181H249V182H250ZM86 182H87V181H86ZM88 182H89V181H88ZM151 182H152V181H151ZM235 182H236V180H235ZM237 182H236V184H237ZM239 182H240V181H239ZM239 182H238V183H239ZM245 182H246V181H245ZM247 182H248V180H247ZM252 182H253V180H252ZM19 183H20V182H19ZM69 183H71V182H69ZM102 183H103V182H102ZM180 183H181V181H180ZM218 183H220V182H218ZM222 183H223V182H222ZM232 183H233V182H232ZM256 183H257V182H256ZM11 184H12V182H11ZM22 184H23V183H22ZM22 184H20V186H22ZM71 184H72V183H71ZM75 184H76V183H75ZM79 184H80V183H79ZM86 184H87V183H86ZM115 184H116V183H115ZM126 184H127V183H126ZM148 184H149V183H148ZM196 184H197V183H196ZM220 184H221V183H220ZM241 184L243 185V183H241ZM253 184H254V183H253ZM260 184H261V183H260ZM0 185H1V184H0ZM23 185H24V184H23ZM34 185H35V184H34ZM47 185H48V184H47ZM84 185H85V184H84ZM108 185H109V184H108ZM135 185H136V184H135ZM221 185H222V184H221ZM247 185H248V184H247ZM247 185H246V187H247ZM263 185H264V183H263ZM1 186H3V185H1ZM5 186H6V185H5ZM29 186H30V188H33V187H31V185H29V183H28V187H29ZM48 186H49V185H48ZM51 186H52V182H51ZM55 186H57V185H55ZM61 186H62V185H61ZM61 186H60V188H61ZM65 186H66V184H65ZM73 186L75 187L74 184H73ZM73 186H72V187H73ZM82 186H83V185H82ZM86 186H88V184H87ZM110 186H111V185H110ZM149 186H151V185H149ZM225 186H226V185H225ZM236 186H237V185H236ZM239 186H240V185H239ZM239 186H238V187H239ZM249 186H250V183H249ZM249 186H248V187H249ZM256 186H258V185H256ZM24 187H25V185H24ZM24 187H23V188H24ZM68 187H69V186H68ZM78 187H79V186H78ZM173 187H174V186H172V188H173ZM194 187H195V185H194ZM240 187H241V186H240ZM251 187H253V186L251 185ZM251 187H250V188H251ZM8 188H9V187H8ZM10 188H11V187H10ZM14 188H15V187H14ZM26 188H27V187H26ZM36 188H37V187H36ZM43 188H45V187H43ZM56 188H57V187H56ZM145 188H146V186H145ZM178 188H179V186H178ZM178 188H177V189H178ZM186 188H187V187H186ZM186 188H185V189H186ZM192 188H193V187H192ZM220 188H221V187H220ZM241 188H243V187H241ZM261 188H262V187H261ZM39 189L41 190L40 186H39ZM50 189H52V188L50 187ZM53 189H54V187H53ZM58 189H59V186H58ZM63 189H64V186H63ZM63 189H62V190H63ZM130 189H131V188H130ZM158 189H159V188H158ZM180 189H181V188H180ZM188 189H189V188H188ZM230 189H231V188H229V190H230ZM245 189H246V188H245ZM257 189H258V188H257ZM257 189H256V190H257ZM0 190H1V189H0ZM27 190H28V189H27ZM27 190H25V191H27ZM44 190H45V189H44ZM67 190H68V189H67ZM69 190H70V189H69ZM131 190H132V189H131ZM168 190H169V189H168ZM168 190H167V191H168ZM189 190H191V188H190ZM235 190H236V189H235ZM242 190H243V189H242ZM15 191H16V190H15ZM17 191H18V190H17ZM29 191L32 192L31 190H29ZM45 191H46V190H45ZM45 191H44V192H45ZM58 191H59V190H58ZM60 191H61V190H60ZM144 191H145V190H144ZM182 191H183V190H182ZM192 191H193V190H192ZM236 191H238V190H236ZM244 191H246V190H244ZM249 191H250V190H249ZM8 192H9V191H8ZM12 192H13V190H12ZM18 192H19V191H18ZM48 192H50V191H48ZM65 192H66V190H65ZM125 192H126V194H128V191H125ZM142 192H143V190H142ZM142 192H141V193H142ZM146 192H147V191H146ZM169 192H171V191H169ZM255 192H256V191H255ZM255 192H254V193H255ZM34 193H36V192H34ZM39 193H42V192H39ZM39 193H37V194H39ZM54 193H55V192H54ZM63 193H64V192H63ZM69 193L71 194V192H69ZM121 193H122V192H121ZM137 193H138V192H137ZM137 193H136V194H137ZM152 193H153V192H152ZM156 193H157V192H156ZM180 193H181V192H180ZM243 193H244V192L242 191L241 194H243ZM28 194H29V193H28ZM60 194H62V193H60ZM66 194H67V193H66ZM101 194H102V193H101ZM104 194H105V193H104ZM170 194H171V193H170ZM212 194H213V193H212ZM239 194H240V192H239ZM244 194H245V193H244ZM249 194H250V193H249ZM255 194H256V193H255ZM260 194H262V193H260ZM260 194H259V195H260ZM30 195H31V194H30ZM47 195H48V193H47ZM53 195H54V194H53ZM58 195H59V194H58ZM58 195H57V197H58ZM71 195H72V194H71ZM71 195H70V196H71ZM117 195H118V194H117ZM145 195H146V194H145ZM163 195H164V193H163ZM233 195H234V194H233ZM35 196H36V195H35ZM42 196H43V195H42ZM48 196L50 197V195H48ZM66 196H67V195H66ZM125 196H126V195H125ZM125 196H124V197H125ZM131 196H132V195H131ZM138 196H139V195H138ZM141 196H142V195H141ZM167 196H168V195H167ZM184 196H185V195H184ZM237 196H238V195H237ZM239 196H240V195H239ZM242 196H243V195H242ZM253 196H254V195H253ZM260 196H261V195H260ZM45 197H46V196H45ZM71 197H72V196H71ZM73 197H74V196H73ZM116 197H117V196H116ZM132 197H134V196H132ZM136 197H137V196H136ZM154 197H155V196H154ZM168 197H169V196H168ZM206 197H207V196H206ZM225 197H226V196H225ZM245 197H246V196H245ZM245 197H244V198H245ZM250 197H251V194H250ZM250 197H249V199H251ZM258 197H259V196H258ZM67 198H68V197H67ZM122 198H123V197H122ZM126 198H127V197H126ZM157 198H159V197H157ZM157 198H156V199H157ZM244 198H243V199H244ZM246 198H248V197H246ZM253 198H254V197H253ZM39 199H40V198H39ZM69 199H70V198H69ZM72 199H73V198H72ZM75 199H76V198H75ZM75 199H74V200H75ZM164 199H165V198H164ZM164 199H163V200H164ZM205 199H206V198H205ZM208 199H209V198H208ZM214 199H215V197H214ZM218 199H219V198H218ZM241 199H242V198H241ZM249 199H248V200H249ZM256 199H258V198H256ZM22 200H23V199H22ZM30 200H31V199H30ZM41 200H42V199H41ZM62 200H63V199H62ZM107 200H108V199H107ZM129 200H131V198H130ZM144 200H145V199H144ZM146 200H147V199H146ZM154 200H155V199H154ZM158 200L160 201V199H158ZM168 200H169V199H168ZM215 200H216V199H215ZM252 200H253V199H252ZM262 200H263V199H262ZM9 201H10V200H9ZM13 201L15 202V200H13ZM16 201H17V200H16ZM23 201H25V200H23ZM26 201H27V200H26ZM26 201H25V202H26ZM32 201H33V200H31V202L29 201V203H32ZM38 201H39V200H38ZM38 201H37V204H38ZM53 201H54V200H53ZM57 201H58V200H57ZM75 201H76V200H75ZM136 201L138 202V199H137V200H134V203H135ZM161 201H162V200H161ZM191 201H192V200H191ZM241 201H242V200H241ZM241 201L238 200V202H241ZM250 201H251V200H250ZM250 201H249V202H250ZM0 202H1V201H0ZM10 202H11V201H10ZM35 202H36V201H35ZM47 202H48V201H47ZM113 202H116V201H113ZM117 202H118V201H117ZM141 202H142V201H141ZM150 202H151V201H150ZM221 202H222V200H221ZM229 202L231 203V201H229ZM232 202H233V201H232ZM235 202H236V201H235ZM235 202H234V203H235ZM238 202H237V203H238ZM244 202H245V201H244ZM252 202H253V201H252ZM252 202H251V204H252ZM6 203H7V202H6ZM20 203H21V202H20ZM33 203H34V201H33ZM57 203H58V202H57ZM57 203H55V204H57ZM62 203H63V202H62ZM65 203H66V202H65ZM73 203H74V202H72V204H73ZM101 203H102V202H101ZM130 203H131V202H130ZM156 203H157V202H156ZM162 203H163V201L161 202V204H162ZM174 203H175V201H174ZM185 203H186V202H185ZM205 203H206V202H205ZM237 203H236V204H237ZM245 203H247V202H245ZM245 203H243V205H244ZM260 203H261V200H260ZM51 204H52V203H51ZM55 204L53 203V205H55ZM75 204H76V202H75ZM75 204H74V206H76ZM106 204H107V202H106ZM120 204H121V203H120ZM127 204H128V202H127ZM139 204H140V201H139ZM171 204H172V202L170 203V205H171ZM186 204H187V203H186ZM188 204H189V203H188ZM211 204H212V203H211ZM221 204H223V203H221ZM7 205H8V204H7ZM104 205H105V204H104ZM140 205H141V204H140ZM151 205H152V204H151ZM172 205H174V204H172ZM189 205H190V204H189ZM198 205H199V202H198ZM202 205H203V204H202ZM218 205H219V203H218ZM227 205H228V204H227ZM255 205H256V203H255ZM4 206H5V205H4ZM37 206H38V205H37ZM45 206H46V205H45ZM102 206H103V205H102ZM109 206H110V205H109ZM115 206H117V205H115ZM127 206H128V205H127ZM129 206L131 207V205H129ZM129 206H128V208H129ZM132 206H133V204H132ZM152 206H153V205H152ZM213 206H214V205H213ZM230 206L232 207L233 205H230ZM248 206H249V205H247V207H248ZM257 206H258V205H257ZM261 206H262V205H261ZM261 206H259V207H261ZM21 207H22V206H21ZM24 207H25V206H24ZM40 207H41V204H40ZM42 207H43V206H42ZM52 207H54V206H52ZM55 207H56V206H55ZM61 207H62V206H61ZM68 207H69V206H68ZM119 207H121V205H120V206L118 205V208H119ZM154 207H155V204H154ZM156 207H157V206H156ZM167 207H168V206H167ZM173 207H174V206H173ZM176 207L178 208V206H176ZM176 207H175V208H176ZM197 207H198V206H197ZM223 207H224V206H223ZM225 207H226V206H225ZM239 207H240V206H239ZM243 207H244V206H243ZM251 207H252V206H251ZM0 208H1V207H0ZM11 208H12V207H11ZM101 208H102V207H101ZM104 208H105V207H104ZM104 208H103V210H104ZM112 208H113V207H112ZM112 208H111V209H112ZM135 208H136V207H135ZM168 208H169V207H168ZM180 208H182V207H180ZM199 208H200V207H199ZM216 208H217V207H216ZM218 208H220V206H218ZM237 208H238V207H237ZM237 208L234 209V210H237ZM32 209H34V208L32 207ZM38 209H39V208H38ZM45 209H46V208H45ZM64 209H65V208H64ZM75 209H76V208H75ZM85 209H86V208H85ZM85 209H84V210H85ZM129 209H130V208H129ZM171 209H172V208H171ZM238 209H239V208H238ZM240 209H241V208H240ZM243 209H244V208H243ZM7 210H8V209H7ZM24 210H25V209H24ZM41 210H42V209H41ZM57 210H58V209H57ZM60 210H61V209H60ZM60 210H59V211H60ZM113 210H114V209H113ZM117 210H118V209H117ZM127 210H128V209H127ZM158 210H159V209H158ZM178 210H179V209H178ZM213 210H214V209H213ZM219 210H220V209H219ZM231 210H232V209H231ZM252 210H253V209H252ZM259 210H260V209H259ZM261 210H262V209H261ZM3 211H4V209H3ZM15 211H16V210H15ZM49 211H50V209H49ZM77 211H78V210H77ZM222 211H223V210H222ZM245 211H246V210H245ZM249 211H250V210H249ZM249 211L247 212V214L249 213ZM256 211H257V210H256ZM256 211H255V212H256ZM4 212H5V211H4ZM4 212H3V213H4ZM7 212H8V211H7ZM45 212H46V211H45ZM50 212H51V211H50ZM62 212H63V214L65 213L64 211L61 210V213H62ZM83 212H84V211H83ZM105 212H106V211H105ZM111 212H112V210H111ZM114 212H115V211H114ZM127 212H128V211H127ZM170 212H171V211H170ZM170 212H169V213H170ZM226 212H227V210H226ZM237 212H238V210H237ZM8 213H9V212H8ZM20 213H21V212H20ZM23 213H24V212H23ZM39 213H42V212H39ZM39 213H38V214H39ZM66 213H67V212H66ZM66 213H65V214H66ZM85 213H86V212H85ZM103 213H104V212H103ZM115 213L117 214V212H115ZM132 213H133V212H132ZM141 213H142V212H141ZM148 213H149V212H148ZM154 213H155V212H154ZM157 213H158V212H157ZM159 213H161V212H159ZM159 213H158V214H159ZM175 213H176V212H175ZM175 213H174V214H175ZM178 213H179V211H178ZM230 213H231V212H230ZM256 213H257V212H256ZM4 214H5V213H4ZM36 214H37V212H36ZM65 214H64V217H65ZM77 214H78V213H77ZM87 214H88V213H87ZM87 214H85V215H87ZM93 214H94V213H93ZM113 214H114V213H113ZM116 214H115V215H116ZM130 214H131V212H130ZM136 214H137V213H136ZM163 214H164V213H163ZM166 214H167V213H166ZM232 214H233V213H231V215H232ZM236 214H237V213H236ZM239 214H240V213H239ZM241 214H243V213H241ZM17 215H18V214H17ZM50 215H51V213H50ZM50 215H49V216H50ZM101 215H103V214H101ZM234 215H235V213H234ZM244 215H245V214H244ZM248 215H249V214H248ZM250 215H251V214H250ZM12 216H13V215H12ZM19 216H20V215H19ZM24 216H25V215H24ZM27 216H28V215H27ZM31 216H32V215H31ZM51 216H52V215H51ZM67 216H68V215H67ZM67 216H66V217H67ZM87 216H88V215H87ZM104 216H105V215H104ZM122 216H124V215H122ZM144 216H145V215H144ZM152 216H153V215H152ZM185 216H186V215H185ZM185 216H184V217H185ZM237 216L239 217L240 215H237ZM237 216H236V217H237ZM245 216H246V215H245ZM245 216H243V217H245ZM5 217H6V216H5ZM5 217H4V219H5ZM52 217H53V216H52ZM82 217H83V216H81V218H82ZM93 217H94V216H93ZM106 217H107V215H106ZM109 217H111V216H109ZM116 217H117V215H116ZM119 217H120V215H119ZM127 217H128V216H127ZM146 217H147V216H146ZM250 217H251V216H250ZM23 218H24V217H23ZM43 218H44V217H43ZM69 218H70V216H69ZM71 218H72V217H71ZM107 218H108V217H107ZM164 218H165V217H164ZM201 218H202V217H200L199 220H202L204 217H203L202 219H201ZM205 218L207 219V217H205ZM255 218H256V217H255ZM26 219H27V218H26ZM40 219H41V218H40ZM40 219H39V220H40ZM44 219H46V218H44ZM48 219H49V218H48ZM104 219H106V218L104 217ZM112 219H114V218H112ZM206 219H205V220H206ZM209 219H210V218H209ZM241 219H242V218H241ZM247 219H248V218H247ZM22 220H23V219H22ZM32 220H33V219H32ZM50 220H52V219H50ZM71 220H72V219H71ZM91 220H92V219H91ZM96 220H97V219H96ZM119 220H120V219H119ZM142 220H143V219H142ZM163 220H164V219H163ZM172 220H173V219H172ZM197 220H198V219H197ZM244 220H245V219H244ZM262 220H263V219H262ZM7 221H8V220H7ZM12 221H13V219H12ZM19 221H20V220H19ZM35 221H36V220H35ZM73 221H74V219H73ZM75 221H77V220H75ZM81 221H82V220H81ZM109 221H110V219H109ZM180 221H181V220H180ZM202 221H203V220H202ZM207 221H208V220H207ZM214 221H215V220H214ZM260 221H261V220H260ZM9 222H10V220H9ZM36 222H37V221H36ZM40 222H41V221H40ZM98 222H99V221H98ZM102 222H103V221H102ZM102 222H101V223H102ZM104 222H105V221H104ZM106 222H107V221H106ZM148 222H149V221H148ZM194 222H195V221H194ZM194 222H193V223H194ZM200 222H201V221H199V223H200ZM211 222L213 223V220H211ZM247 222H248V221H247ZM253 222H254V221H253ZM43 223H44V222H43ZM48 223H49V222H48ZM55 223H57V222H55ZM73 223H75V222H73ZM78 223H79V222H77V224H78ZM107 223H108V222H107ZM107 223H106V224H107ZM114 223L116 224V222H114ZM191 223H192V222H191ZM191 223H190V224H191ZM197 223H198V221H197ZM202 223H203V222H202ZM202 223H201V224H202ZM205 223H207V222H205ZM208 223H209V222H208ZM216 223H217V222H216ZM216 223H215V224H216ZM45 224H46V222H45ZM49 224H51V223H49ZM49 224H48V225H49ZM52 224H53V223H52ZM75 224H76V223H75ZM103 224H104V223H103ZM109 224H111V222H109ZM115 224H114V225H115ZM127 224H128V223H127ZM136 224H137V223H136ZM150 224H151V223H150ZM201 224H200V225H201ZM203 224H204V223H203ZM209 224H210V223H209ZM221 224H223V223H221ZM221 224H220V225H221ZM1 225H2V224H1ZM3 225H4V224H3ZM3 225H2V226H3ZM7 225H8V224H7ZM46 225H47V224H46ZM82 225H83V224H82ZM147 225H148V224H147ZM216 225H217V224H216ZM224 225H225V224H224ZM11 226H12V225H11ZM11 226H10V227H11ZM16 226H18V225H16ZM35 226H36V225H35ZM51 226H53V225H51ZM55 226H56V225H55ZM55 226H54V227H55ZM59 226H60V225H59ZM85 226H86V225H85ZM97 226H98V225H97ZM97 226H96V227H97ZM99 226H100V225H99ZM108 226H109V225H108ZM112 226H113V225H112ZM138 226H139V225H138ZM142 226H143V224H142ZM189 226H191V225H189ZM196 226H197V225H196ZM205 226H206V224H205ZM226 226H228V225H226ZM226 226H225V227H226ZM8 227H9V226H8ZM18 227H19V226H18ZM22 227H23V226L21 225V228H22ZM49 227H50V226H49ZM57 227H58V226H57ZM60 227H62V225H61ZM101 227H102V226H101ZM101 227H100V228H101ZM114 227H116V226H114ZM128 227H129V226H128ZM132 227H134V226H132ZM143 227H144V226H143ZM148 227H149V226H148ZM182 227H184V226H182ZM186 227L188 228L187 225H186ZM192 227H194V225H193ZM192 227H191V228H192ZM197 227H198L197 230L202 229V226H200L201 228H200L199 226H197ZM203 227H204V225H203ZM206 227H207V226H206ZM206 227H205V228H206ZM208 227H209V226H208ZM211 227H212V225H211ZM211 227H210V228H211ZM218 227H219V226H218ZM29 228H30V227H29ZM90 228H92V227H90ZM112 228H113V227H112ZM112 228H111V230H112ZM145 228H146V227H145ZM195 228H196V227H195ZM214 228H216V227L214 226ZM219 228H221V227H219ZM223 228H224V226H223ZM232 228H233V227H232ZM5 229H6V228H5ZM18 229H19V228H18ZM32 229H33V228H32ZM32 229H30V230H32ZM47 229H48V228H47ZM56 229H57V228H56ZM87 229H89V228L87 227ZM96 229H97V228H96ZM102 229H103V228H102ZM180 229H181V228H180ZM183 229H184V228H183ZM206 229H207V228H206ZM206 229H205V230H206ZM208 229H209V228H208ZM217 229H218V228H217ZM225 229H226L225 231H227V232L229 231V230H227V228H225ZM228 229H230V228H228ZM11 230H12V229H10V231H11ZM13 230H14V229H13ZM22 230H23V228H22ZM37 230H38V229H37ZM40 230H41V227H40ZM53 230H54V228H53ZM67 230H68V229H67ZM92 230H93V229H92ZM94 230H95V229H94ZM105 230H107V227H106V229L103 230V231H104L103 233H106ZM113 230H114V229H113ZM113 230H112V233H113ZM121 230H122V229H121ZM189 230H190V229H189ZM189 230H187L188 233H189ZM192 230H193V229H192ZM195 230H196V229H195ZM195 230H193V231L196 232ZM205 230H204L203 232H205ZM215 230H216V229H215ZM230 230H231V229H230ZM235 230H236V229H235ZM24 231H26V230L24 229ZM48 231H49V230H48ZM69 231L71 232V230H69ZM95 231H96V230H95ZM99 231H101V230L99 229ZM109 231H110V230H109ZM122 231H123V230H122ZM126 231H127V230H126ZM155 231H156V230H155ZM184 231H185V230H184ZM193 231H190V232H192L191 235H194V234H193V233H194ZM200 231H201V230H200ZM200 231H199V233H200ZM223 231H224V230H223ZM223 231H222V233H221V231H220L219 233H221V234L223 235ZM8 232H9V231H8ZM12 232H13V231H12ZM18 232H19V231H18ZM22 232H23V231H22ZM46 232H47V230H46ZM46 232H45V233H46ZM53 232H54V231H53ZM57 232H59V230H58ZM72 232H73V231H72ZM110 232H111V231H110ZM168 232H169V231H168ZM177 232H178V230H177ZM177 232H176V233H177ZM203 232H202V233H203ZM208 232H209V231H208ZM210 232H211V231H210ZM214 232H215V231H214ZM216 232H217V234H218V231H216ZM229 232H230V231H229ZM233 232H234V231H233ZM233 232H232V233H233ZM15 233H16V232H15ZM37 233H38V232H37ZM61 233H62V232H61ZM61 233H60V234H61ZM78 233H79V232H78ZM107 233H108V231H107ZM107 233H106V234H107ZM119 233H120V232H119ZM171 233H172V232H171ZM176 233H174L175 236H176ZM202 233H200V234H202ZM205 233H207V231H206ZM232 233H231V234H232ZM263 233H264V232H263ZM20 234H21V233H20ZM47 234H48V233H47ZM55 234H56V232H55ZM57 234H59V233H57ZM64 234H65V233H64ZM70 234H71V233H70ZM106 234H104V235H106ZM114 234H115V231H114ZM177 234H178V233H177ZM185 234H186V233H185ZM200 234H198V235H200ZM208 234H209V233H208ZM211 234H212V232H211ZM213 234H215V233H213ZM221 234H220V235H221ZM225 234H226V233H225ZM225 234H224V235H225ZM236 234H237V232H235V236H236ZM246 234H247V233H246ZM257 234H259V233H257ZM7 235H8V234H7ZM9 235H10V234H9ZM30 235H31V233H30ZM34 235H35V234H34ZM36 235H37V234H36ZM38 235H39V234H38ZM42 235H43V234H42ZM49 235H50V234H49ZM51 235H52V234H51ZM67 235H69V234H67ZM170 235H171V234H170ZM189 235H190V234H189ZM189 235H188V236H189ZM202 235H203V234H202ZM218 235H219V234H218ZM218 235H216L215 237H217ZM232 235H233V234H232ZM238 235H239V234H238ZM253 235H254V234H253ZM261 235H262V233H261ZM10 236H11V235H10ZM22 236H23V235H22ZM39 236H40V235H39ZM44 236H45V238H46V235H44ZM149 236H150V235H149ZM200 236H201V235H200ZM205 236H206V235H205ZM205 236H203V239H204ZM207 236H208L207 239H209V238L212 237V236L209 237V235H207ZM213 236H214V235H213ZM230 236H231V235H230ZM27 237H28V236H27ZM49 237H50V236H49ZM55 237H56V235H55ZM61 237H62V236H61ZM85 237H86V236H85ZM108 237H109V236H108ZM112 237H113V236H112ZM177 237H178V236H177ZM177 237H175V238L177 239V242L180 244L181 242L178 241V238H177ZM181 237L183 238L184 235L182 234ZM181 237H180V234H179V240H181V239H180ZM189 237H190V236H189ZM189 237H188V238H189ZM197 237H198V236H197ZM224 237H225V236H223V238H224ZM232 237H233V236H232ZM242 237H244V236H242ZM245 237H246V236H245ZM256 237H257V236H256ZM256 237H255V238H256ZM260 237H261V236H260ZM263 237H264V236H263ZM38 238H40V237H38ZM47 238H48V237H47ZM50 238H51V237H50ZM52 238H54V237L52 236ZM56 238H57V237H56ZM82 238H83V237H82ZM90 238H91V237H90ZM168 238H169V237H168ZM175 238H173V239H175ZM186 238H187V237H185V239H186ZM199 238H200V237H199ZM221 238H222V236H220L219 239H221ZM235 238H236V237H235ZM255 238H254V239H255ZM18 239H19V238H18ZM33 239H34V238H33ZM61 239H62V238H60L59 240L61 241ZM74 239H76V238H74ZM96 239H97V238H96ZM98 239H99V238H98ZM161 239H162V238H161ZM165 239H166V238H164V240H165ZM170 239H171V237H170ZM185 239L183 238L182 240L185 241ZM200 239H202V238H200ZM205 239H206V238H205ZM205 239L203 240V242H204V241H205V242H206V241L208 242V240H205ZM211 239H212V238H211ZM225 239H226V238H225ZM230 239H231V238H230ZM237 239H238V238H237ZM237 239H236V240H237ZM241 239H242V238H241ZM241 239H240V240H241ZM244 239H245V238H244ZM244 239H243V240H244ZM247 239H249V238H247ZM247 239H246V240H247ZM13 240H14V239H13ZM16 240H17V239H16ZM16 240H15V241H16ZM34 240H35V239H34ZM41 240H43V239H41ZM47 240H48V239H46V240L44 239V241H47ZM50 240H51V239H50ZM85 240H86V239H85ZM150 240H151V239H150ZM182 240H181V241H182ZM187 240H188V239H187ZM209 240H210V239H209ZM227 240H228V239H227ZM259 240H260V239H259ZM17 241H18V240H17ZM17 241H16V242H17ZM30 241H32V240H30ZM63 241H64V240H63ZM87 241H88V240H87ZM94 241H95V240H94ZM141 241H142V240H141ZM147 241H148V239H147ZM154 241H155V240H154ZM166 241H168V240L166 239V240L164 241V243H165ZM171 241H172V239H171ZM173 241H175V240H173ZM188 241H189V240H188ZM210 241L212 242L213 240H210ZM222 241H223V240H222ZM230 241H231V240H230ZM248 241H249V240H248ZM253 241H256V240H253ZM253 241H252V242H253ZM261 241H262V240H261ZM37 242H38V241H37ZM78 242H79V241H78ZM88 242H89V241H88ZM95 242H96V241H95ZM106 242H107V241H106ZM108 242H109V241H108ZM177 242H176V243H177ZM185 242H186V241H185ZM193 242H195V240H193ZM196 242H197V240H196ZM198 242H199V241H198ZM203 242H202L201 244H198V245H202ZM205 242H204V244H205ZM224 242H225V241H224ZM224 242H223V243H224ZM243 242H244V241H243ZM245 242H246V241H245ZM252 242H251V243H252ZM12 243H13V242H12ZM19 243H21V242H19ZM41 243H42V242H41ZM47 243H49V242L47 241ZM56 243H57V242H56ZM79 243H80V242H79ZM138 243H139V242H138ZM148 243H149V242H148ZM148 243H147V245H148ZM168 243H169V241H168L166 244H164V245H167ZM173 243H174V242H173ZM176 243H174V244H176ZM178 243H177V244H178ZM182 243H183V242H182ZM189 243H190V242H189ZM216 243H217V242H215L214 244H216ZM232 243H233V242H232ZM235 243H236V242H235ZM240 243H241V242H240ZM258 243H259V242H258ZM262 243H263V241H262ZM33 244H34V243H33ZM54 244H55V243H54ZM97 244H98V243H97ZM118 244H119V243H118ZM120 244H121V243H120ZM135 244H137V243L135 242ZM157 244H158V243H157ZM204 244H203V245H204ZM207 244H208V243H207ZM212 244H213V243H212ZM229 244H230L231 246H233L230 242H229ZM229 244H227V245H229ZM241 244H242V243H241ZM241 244H240V245H241ZM243 244H244V243H243ZM243 244H242V245H243ZM246 244H247V242H246ZM248 244H249V243H248ZM11 245H12V244H11ZM25 245H26V244H25ZM28 245H29V244H28ZM35 245H36V244H35ZM43 245H44V244H43ZM64 245H65V244H64ZM70 245H71V244H70ZM101 245H102V244H101ZM131 245H132V244H131ZM137 245H138V244H137ZM141 245H142V244H141ZM153 245H154V244H153ZM168 245H169V244H168ZM180 245H183V244H180ZM184 245H185V244H184ZM190 245H191V244H190ZM198 245H197V247H198ZM217 245H218V244H217ZM219 245H220V244H219ZM236 245H237V244H236ZM257 245H258V244H257ZM13 246H14V244H13ZM40 246H41V245H40ZM48 246H49V245H48ZM62 246H63V245H62ZM62 246H61V247H62ZM99 246H100V245H99ZM111 246H112V244H111ZM116 246H117V244H116ZM116 246H115V247H116ZM120 246H122V245H120ZM143 246H144V245H143ZM149 246L152 247V244L149 245ZM157 246H158V245H157ZM157 246H156V247H157ZM237 246H238V245H237ZM237 246H236V248H237ZM250 246H251V245H250ZM253 246H254V245H253ZM253 246H251V248H252ZM261 246H262V245H261ZM28 247H29V246H28ZM42 247H44V246H42ZM102 247H103V246H102ZM108 247H109V246H108ZM126 247H127V246H126ZM132 247H134V246H132ZM132 247H131V248H132ZM136 247H137V246H136ZM138 247H139V246H138ZM156 247H154V248H156ZM168 247H169V246H168ZM184 247H185V246H184ZM193 247H194V246H193ZM197 247H196V248H197ZM224 247H226V245H224ZM224 247H223V248H224ZM244 247H245V246H244ZM247 247H249V246H247ZM263 247H264V246H263ZM3 248H4V247H3ZM12 248H13V247H12ZM23 248H25V247H23ZM29 248H30V247H29ZM29 248H28V249H29ZM35 248H36V246H35ZM50 248H51V247H50ZM110 248H111V247H110ZM110 248H109V249H110ZM124 248H125V247H124ZM134 248H135V247H134ZM152 248H153V247H152ZM158 248H161V247L159 246ZM164 248H165V246L163 247V249H164ZM172 248H174V247H172ZM200 248L202 249L203 247H200ZM212 248H213V247H212ZM219 248H220V246H219ZM221 248H222V247H221ZM223 248H222V249H223ZM242 248H243V247H242ZM249 248H250V247H249ZM251 248H250V249H251ZM253 248H255V246H254ZM253 248H252V249H253ZM7 249L10 250V248H7ZM13 249H14V248H13ZM13 249H12V250H13ZM18 249H19V248H18ZM60 249H61V248H60ZM65 249H66V248H65ZM67 249H68V248H67ZM109 249H108V250H109ZM120 249H121V248H120ZM139 249H140V248H139ZM143 249H144V248H143ZM145 249H146V247H145ZM178 249H179V248H178ZM178 249H177V250H178ZM183 249H185V248H183ZM183 249H182V250H183ZM187 249H188V247H187ZM187 249H185V250L188 251ZM189 249H190V248H189ZM192 249H193V248H192ZM192 249H190V250H192ZM206 249H207V246H206ZM209 249H210V248H209ZM209 249H208V251H209ZM243 249H244V248H243ZM9 250H7V251H9ZM24 250H25V249H24ZM55 250H56V249H55ZM68 250H69V249H68ZM75 250H77V249H75ZM110 250H111V249H110ZM117 250H118V249H117ZM117 250H116V251H117ZM126 250H129V249H125V251H126ZM130 250H131V249H130ZM135 250H137L136 252H138V249H137V248H136ZM135 250H134V251H135ZM141 250H142V249H141ZM141 250H140V251H141ZM156 250H158V249H156ZM165 250H166V249H165ZM170 250H171V249H170ZM170 250H169V251H170ZM196 250H197V249H196ZM198 250H200V249H198ZM213 250H214V249H213ZM224 250H225V249H224ZM239 250H240V249H239ZM245 250H248V249H245ZM254 250H256V249H254ZM254 250H252V251L254 252ZM258 250H259V249H258ZM260 250H261V249H260ZM260 250H259V251H260ZM10 251H11V250H10ZM15 251H16V250H15ZM17 251H18V250H17ZM59 251H60V250H59ZM59 251H58V254H59ZM73 251H74V249H73ZM73 251H72V252H73ZM78 251H79V250H78ZM82 251H83V249H82ZM86 251H88V249H87ZM114 251H115V250H114ZM142 251H144V250H142ZM146 251H147V250H146ZM163 251H164V250H163ZM163 251H161V252L163 253ZM174 251H175V249H174ZM180 251H181V250H180ZM192 251H194V250H192ZM200 251H201V250H200ZM205 251H206V250H205ZM205 251H204V252H205ZM211 251H212V250H211ZM232 251H233V250H232ZM242 251H243V250H242ZM256 251H257V250H256ZM19 252H21V251H19ZM25 252H26V251H25ZM44 252H45V250H44ZM53 252H54V251H53ZM62 252H63V251H62ZM62 252H61V253H62ZM65 252H66V251H65ZM67 252H68V251H67ZM70 252H71V251H70ZM80 252H81V251H80ZM90 252H91V251H90ZM106 252H107V250H106ZM112 252H113V251H112ZM112 252H111V253H112ZM131 252H132V251H131ZM153 252H154V251H153ZM167 252H168V251H167ZM177 252H179V251H177ZM177 252H176V253H177ZM194 252H195V251H194ZM243 252H244V251H243ZM249 252H250V251H249ZM249 252H246V253L249 254ZM263 252H264V248H263ZM9 253H10V252H9ZM22 253H23V252H22ZM22 253H21V254H22ZM73 253H74V252H73ZM121 253H122V252H121ZM132 253H133V252H132ZM132 253H131V254H132ZM151 253H152V252H151ZM155 253H156V252H155ZM164 253H165V252H164ZM176 253H175V254H176ZM179 253H180V252H179ZM183 253H184V252H183ZM185 253H186V252H185ZM192 253H193V252H192ZM211 253H212V252H211ZM213 253L215 254V252H213ZM216 253H217V252H216ZM221 253H222V250H221ZM246 253H244V254H246ZM45 254H46V253H45ZM49 254H50V253H49ZM52 254H53V253H52ZM58 254H57V255H58ZM76 254H77V253H76ZM112 254H113V253H112ZM114 254H115V253H114ZM116 254H117V253H116ZM131 254H130V255H131ZM157 254H158V252H157ZM189 254L191 255V253H189ZM189 254H188V252H187V258H188V255H189ZM196 254H197V253H196ZM201 254H202V253H201ZM201 254H200V255H201ZM205 254H206V253H205ZM248 254H247V255H248ZM253 254H255V253H253ZM258 254H259V253H258ZM8 255H9V254H8ZM8 255H7V256H8ZM27 255H28V254H27ZM57 255H56V256H57ZM60 255H61V254H60ZM63 255H64V253H63ZM67 255H70V254H67ZM77 255H78V254H77ZM84 255H85V253H84ZM95 255H96V254H95ZM106 255H107V254H106ZM106 255H105V257H106ZM137 255H138V254H137ZM166 255H167V254L165 253V256H166ZM173 255H174V254H173ZM177 255L181 256L180 254H177ZM207 255H208V254H207ZM256 255H257V254H256ZM256 255H255V256H256ZM259 255H260V254H259ZM71 256H72V254H71ZM103 256H104V255H103ZM155 256H156V255H155ZM165 256H163V257H165ZM168 256H169V255H168ZM168 256H166L167 259L169 258ZM170 256H171V254H170ZM192 256H193V255H192ZM192 256H191V257H192ZM203 256H204V255H203ZM208 256H209V255H208ZM215 256H216V254H215ZM224 256H225V258H226V255H224ZM260 256H263V255H260ZM10 257H11V256H10ZM43 257H44V256H43ZM60 257H62V256H60ZM65 257H66V256H65ZM68 257H69V256H68ZM68 257H67V258H68ZM72 257H73V256H72ZM88 257H89V256H88ZM130 257H131V256H130ZM139 257H140V256H139ZM141 257H142V256H141ZM147 257H148V255H147ZM175 257H177V256L175 255ZM175 257H174V258H175ZM182 257H183V256H182ZM189 257H190V256H189ZM195 257H196V256H195ZM195 257H193V258H195ZM198 257H199V256H198ZM201 257H202V256H201ZM201 257H200V259H202ZM204 257H205V256H204ZM204 257H203V258H204ZM211 257H213V256L211 255ZM244 257H245V256H244ZM247 257H248V256H247ZM257 257H259V256H256V258H257ZM4 258H5V257H4ZM12 258H14V257H12ZM30 258H31V257H30ZM90 258H91V257H90ZM93 258H94V257H93ZM93 258H92V259H93ZM98 258H99V257H98ZM143 258H144V257H143ZM143 258H142V259H143ZM150 258H152L151 260H153V257H150ZM159 258H160V256H159ZM171 258H172V257H171ZM177 258H178V257H177ZM177 258H175V260H176ZM213 258H214V257H213ZM24 259H25V258H24ZM50 259H51V258H50ZM55 259H56V258H55ZM61 259H63V258H61ZM87 259H88V258H87ZM104 259H105V258H104ZM127 259H128V258H127ZM129 259H130V258H129ZM133 259H134V258H132V260H133ZM145 259H146V257H145ZM162 259H163V258H162ZM197 259H199V258H197ZM197 259H195L196 262H198ZM205 259H206V258H205ZM211 259H212V258H211ZM231 259H232V258H231ZM258 259H259V258H258ZM0 260H1V259H0ZM3 260H4V259H3ZM5 260H6V259H5ZM21 260H22V258H21ZM64 260H65V259H64ZM64 260H63V261H64ZM68 260H69V259H68ZM77 260H78V259H77ZM88 260H89V259H88ZM88 260H87V261H88ZM94 260H95V259H94ZM98 260H100V258H99ZM102 260H103V259H102ZM135 260H136V259H135ZM157 260H158V259H157V257H156V262H157ZM177 260H178V259H177ZM179 260H182V259H179ZM179 260H178V261H179ZM186 260H187V259H186ZM191 260H192V261H191ZM191 260H190L191 262L194 261L193 259H191ZM202 260H204V259H202ZM216 260H217V259H216ZM233 260H234V259H233ZM253 260H254V258H253ZM256 260H257V259H256ZM17 261H18V260H17ZM46 261H47V260H46ZM54 261H55V260H54ZM60 261H61V260H60ZM66 261H67V260H66ZM90 261H91V260H90ZM106 261H107V260H106ZM108 261H109V260H108ZM128 261H129V260H128ZM140 261H141V260H140ZM149 261H150V260H149ZM165 261H166V260H165ZM171 261H172V260H171ZM206 261H207V260H206ZM209 261H210V259H209ZM213 261H215V260H213ZM244 261H245V260H244ZM21 262H22V261H21ZM52 262H53V259H52ZM94 262H95V261H94ZM94 262H93V264H94ZM98 262H99V261H98ZM132 262H134V261H132ZM142 262H143V261H142ZM150 262H151V261H150ZM150 262H149V263H150ZM168 262H170V261H167V263H168ZM179 262H180V261H179ZM179 262H177V263L179 264ZM181 262H183V261H181ZM181 262H180V264H181ZM186 262H187V261H186ZM191 262L188 261V263H190V264H191ZM201 262H202V261H201ZM215 262H216V261H215ZM215 262H214L213 264H215ZM232 262H233V261H232ZM252 262H253V261H252ZM254 262H255V261H254ZM257 262H258V260H257ZM12 263H13V262H12ZM26 263H27V262H26ZM44 263H45V262H44ZM44 263H42V264H44ZM72 263H73V262H72ZM79 263H80V262H79ZM88 263H89V262H88ZM99 263H100V262H99ZM111 263H112V262H111ZM149 263H148V264H149ZM151 263H152V262H151ZM184 263H185V262H184ZM221 263H222V262H221ZM234 263H235V262H234ZM242 263H243V262H242ZM260 263H261V262H260ZM262 263H263V262H262ZM6 264H7V263H6ZM8 264H9V263H8ZM59 264H60V263H59ZM63 264H64V263H63ZM65 264H67V263H65ZM146 264H147V263H146ZM160 264H161V262H160ZM165 264H166V262H165ZM182 264H183V263H182ZM223 264H224V263H223ZM236 264H237V263H236ZM238 264H239V263H238ZM240 264H241V263H240ZM246 264H247V263H246ZM254 264H255V263H254ZM256 264H257V263H256Z\"/></svg>","mask_w":264,"mask_h":264}]
</instances>
